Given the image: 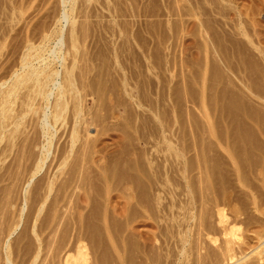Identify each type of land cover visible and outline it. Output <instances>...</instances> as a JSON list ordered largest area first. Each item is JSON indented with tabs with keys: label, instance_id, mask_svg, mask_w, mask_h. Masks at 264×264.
Masks as SVG:
<instances>
[{
	"label": "rangeland",
	"instance_id": "obj_1",
	"mask_svg": "<svg viewBox=\"0 0 264 264\" xmlns=\"http://www.w3.org/2000/svg\"><path fill=\"white\" fill-rule=\"evenodd\" d=\"M90 1H91V3H90ZM90 1H87V0H78L77 1V7L76 6H73L72 4H71V2H69V3H67L66 5L64 4V2H63V0H0V72L3 70V72L2 73H0V81H2V83L0 84V89L1 90H3L4 88V90H6L8 87H10L11 88V85L13 86V83H15V80L13 79V77H14V72H16L17 70L18 71H22V69H21V63H22V58H23V53H25V52H27V49L28 48H26V47H28V46H30V45H32V46H35L33 49L34 50H32L31 51V53H35V49H37L38 51H39V49L41 50V51H39L40 53H44L45 51V49H49L51 46H54L55 44H56V42H55V40H57V34H59V30H61V28H63V29H65L64 31H65V35L66 36H64L65 37V39H66V43H65V45L63 46V48H64V53H66V58L68 59H66V61L67 62H65L64 64H66V66H68L69 67V64L71 65V63L70 62H72V65H73V63L74 62H77L76 64L78 65H76L77 67H76V69H75V72H74V74L76 75V79L78 78V80H79V82H78V84H77V87L79 88V91L81 92H84V93H82L81 92V96H82V98H83V100L85 101V103L84 104H86V105H84L85 107H84V115H83V118L85 119V121L87 120V123H85V122H82V124H81V126H80V131H82L81 132V136H82V138H80V140L78 141V143L76 144L77 145V147L75 146V148L76 149H74V152L72 153V155L70 156V158H69V160H68V163L67 164H69V165H67V166H65V167H63L62 168V166L61 165H59L60 163H61V161L63 160V158L62 157H64L65 155H67V150H68V148H69V144H70V132H71V130H72V126H73V124H74V120H75V115L73 114V115H71L72 113H74L75 112V106H73V104L74 103H76L75 101L73 102V97L71 96L72 95V93L71 94H69V95H67L68 96V98H72V102H69V108H68V115L66 114V118H65V120H64V122L62 123V124H58V125H56V128L59 130L58 131V134L59 135H56L55 136V139H54V141H53V148H51V152H53V154L50 152V155H49V157H48V160L45 162V165L43 166V168H42V170L41 171H39L37 174L36 173H34V172H36V169H35V166H36V164L38 163L35 159L38 157V154H40L42 151H41V148H42V145L44 144V141H45V138H44V136L43 135H41V134H39V133H41V128H40V126L38 125V116H39V114H40V112L39 113H36V114H34L33 113V110L34 109H36L35 107L37 106L38 108V110L39 109H41L42 110V112H43V110H44V108H45V110H47L48 111V108H46L47 107V103H49V107H51V105H52V103L55 101V99H56V97H54V95H52L51 96V103H50V101L49 102H47L46 100L44 101L42 98H39L38 97V99H37V97H35L34 95H35V92H36V90H37V88L35 89V87L34 86H32L33 88H32V91L33 90H35V92L33 91H30L29 92V90H31V88H30V86L28 85V83L30 82H28V83H26L27 85H28V87L30 88V89H28V88H26L24 85H26V84H24L23 86L25 87V89H23V90H21L23 87H21V88H19L18 90H17V92L19 93L18 95H17V97L19 98V99H17V97H15L14 99L17 101H15V103H14V106L13 105H11L10 106V108H9V110L11 109V107H12V109H14L13 111H12V109L10 110V111H8V114L7 115H9V117L13 114V113H15L16 115H17V113L21 110H23L22 108H24V109H27V107L25 106V105H23V103L22 102H25V98H28V99H26V101L28 100V102H29V99H32L33 100V98L32 97H34L35 99H37L36 101H31L30 100V104L31 103H34V106H33V109H32V113H31V111L29 110V112H28V115H27V117H26V120L25 121H23L24 123V125H22L21 126V130H20V133H19V140H16V138L18 139V137H16L15 139H13L14 140V142L15 143H17L15 146L14 145H12L14 142L12 141L11 143V146H13V148L10 146V141L12 140H10L9 141V139L11 138L10 136V138L6 135L5 137H4V141L2 140L1 141V143H0V171H1V169H3L2 170V172H0V208L2 209H0V236L2 235V236H7V237H5L4 236V239L2 238V236L0 237V239H2L3 241H0L1 242V244L2 245H0V255H1V257H0V264H5L6 262H4L5 261V258H6V254H7V252H10V255L12 256V260H13V262L16 264H25V263H23V261H22V258L23 259H28L29 257L30 258H32V257H34L37 253H38V251H39V247L41 248H43V250H42V248L40 249V259L41 260H45L46 259V264H49V262H48V260L50 259V258H52L53 256H55V255H57L56 253H58V254H60V253H63L62 252V248L60 249V247H61V244L63 243V241L65 240V238L67 237V236H69L70 235V237L72 236L71 235V232H72V234L74 233V230H76L75 228L76 227H74V226H77V225H80L81 224V222H82V225L84 224V225H86V227H88V229H89V227H90V229H89V231H91V232H89L88 231V233L90 234V236H89V238H92V239H94V240H98V239H102V240H104L105 238V236L104 235H106V231H105V228H104V225L102 224L103 223V218H101L102 217V214H103V212L102 211H104L105 212V210H107L108 211V219H110L109 220V223H110V225H112V227L114 226V228H115V230L117 231H120V233L121 232H123L124 231V229L126 228V225L125 224H127L128 223V219H129V217L131 218V225H132V227H130V228H134L135 230L137 229V231L139 230V231H141V232H144L145 233V235H150L151 233H153L154 234V236H153V234H151V236H153V237H151V242L149 243V248H148V251H150L151 250V247L150 246H152L153 248H152V250L154 251L156 248L154 247L155 245L157 246V245H159L160 243H161V241H163L162 242V244H167V245H164V249H163V247H162V249H160L159 248V251L160 250H162V251H160V252H158L157 250H158V248H157V250H155V252H157V253H155L156 254V256H157V254L160 256V255H164L165 256V254L167 253V251H168V247L170 246V247H175V241L177 240V236H178V234H179V228L177 229V226L175 225V224H177L178 225V223H176L177 222V220H176V218L173 216L172 217V215L170 216L169 215V213H168V210L169 211H178V210H180V209H183L182 207L184 206V208L185 209H189V208H192L193 207V210H195L194 212H195V214H196V212H197V218L198 217H202V216H204V217H206V219H207V221L208 220H210V221H213V223L215 222V220H216V212H215V210L217 209V207H215V200L214 199H220L219 200V202H222V204L224 205V206H226V208H227V210H228V213L229 214H231V212L232 213H234V212H236V210H238V211H242L241 213H243V212H245V216L244 217H246V214H258V217H260L261 219H264V216H262L258 211H256L255 210V205H254V203H252L253 202V195L252 194H254L255 195V192H254V190H252L253 188L255 189V191L256 192H258V191H260V192H258L259 193V195H257L260 199L262 198V196L264 197V194H263V192H264V186H263V188H262V183H261V180L263 179V177H264V171H263V169H264V136H263V134H264V132H263V128H264V54L263 53H260V52H258V51H256L255 50V48L251 45V43H249V41L245 38V36H243V38H241L242 36L240 35H236V33H234L235 32V29H234V27L236 26V24L235 23H237V21L239 20V17L241 18V16L243 17V18H245L244 20H243V18H241V20H243V22L245 21V24H246V26H247V28L249 27V26H251V27H249L248 29H246V30H250V31H248L249 33H250V35L251 36H253V38H255L254 40H255V42H256V44H262V46L264 47V0H263V2H262V0H255V1H253V0H211V2H210V0H194L195 1V3H194V1L192 0H187V1H190V2H188L187 3V1L186 0H143L142 1V4L143 5H141V0H90ZM129 1V2H128ZM137 1H138V3H140V6H139V4L137 3ZM149 2V4H147L148 2ZM182 1V2H181ZM186 1V2H185ZM200 1V2H199ZM205 1V2H204ZM214 1V2H213ZM226 1V2H225ZM232 1V2H231ZM234 1V2H233ZM237 1V2H236ZM78 2H79V4H78ZM82 4H81V3ZM127 2L129 3V4H127ZM133 2V3H132ZM135 2V3H134ZM146 2V4H145V7H144V3ZM171 2V3H170ZM187 3L186 4V6H185V4L184 3ZM208 2V3H207ZM216 3V4H218V3H220V5L218 4V5H214L213 6V4H210V3ZM25 4V6H23L24 4ZM74 4L76 3V1L75 2H73ZM84 3V4H83ZM153 5H151V4ZM155 3V4H154ZM171 4V7L169 6L170 4ZM183 4V7H181L182 6V4ZM190 3V4H189ZM192 3V4H191ZM223 3V4H222ZM224 3L226 4V5H224ZM227 3H228V5H227ZM238 3V4H237ZM254 3V4H253ZM134 4V5H133ZM137 4V5H136ZM165 4H167V5H165ZM190 6H189V5ZM196 5L197 6V10H198V5H199V7L201 8H203V9H200L199 8V10H201V12L199 11V12H197V10H196V12L197 13H200V14H197L196 12H194V13H196V14H194L193 13V17H194V15H196V20H194L193 19V17L191 16L192 14H190L189 15V13H191V10L192 9H190L189 10V8L192 6V5ZM203 4V5H202ZM205 4V5H204ZM231 4H233V5H231L233 8L231 9L230 7V5ZM258 4V5H257ZM23 7H22V6ZM72 6V9L74 8V11L73 10H69V8ZM79 5V6H78ZM110 5V6H109ZM124 5V6H123ZM127 5V6H126ZM128 5H130V6H128ZM149 5V6H148ZM152 7H151V6ZM177 5L179 6L180 5V9H181V11L179 12V10L180 9H178V7H177ZM237 5L240 7V8H242V11L240 10V8L239 7H237ZM254 5H257V6H254ZM18 6V7H17ZM21 6V7H20ZM64 6V7H63ZM70 6V7H69ZM121 6H123V7H121ZM137 7V9H136V7ZM165 6V7H164ZM172 6H173V8H172ZM205 6H207L206 7V9L207 8H209L210 10H212V9H214V11L215 12H213L212 14L214 15H210V10H206L205 9ZM219 6L223 11L226 9L227 10V8H230L228 11H226L225 10V13H219L218 14V12H216V11H218V9H219V7L217 8V7ZM221 6H226L225 7V9H224V7H221ZM234 6L236 7V9L234 10ZM26 7V9H24ZM68 7V8H67ZM80 9H79V8ZM83 7H84V10H83ZM89 7V8H88ZM106 7H108L107 9H106ZM119 7V8H118ZM127 7V8H126ZM130 7V8H129ZM140 7V8H139ZM168 7H170L171 8V10L173 9V10H175V13H174V11L172 10H170ZM174 7H175V9H174ZM211 7H213L212 9H211ZM215 7V8H214ZM254 7H255V9H254ZM48 8H50V9H48ZM110 8V9H109ZM116 8H118V9H116ZM120 8H122L121 10H120ZM133 8H135L134 10H133ZM142 8V9H141ZM145 8H147L145 11H144V9ZM151 8V9H150ZM162 8V9H161ZM185 10H187V11H185ZM191 8H193V10H195L196 9V7L194 8V7H191ZM217 8V9H216ZM248 8H249V10H248ZM23 9V10H22ZM71 9V8H70ZM75 9H77L76 11H75ZM86 9V10H85ZM108 9H109V11H108ZM129 9V10H128ZM132 9V10H131ZM167 9V10H166ZM169 9V10H168ZM216 9V10H215ZM49 10V11H48ZM91 10V11H90ZM124 10H126V11H124ZM135 10H137V11H135ZM142 12L141 13V15H140V11ZM150 10H157L158 12H155V11H153V12H151ZM161 10H162V12H161ZM166 10V11H165ZM221 10V11H222ZM234 10V11H233ZM240 11V13H239V11ZM244 10H246V11H244ZM255 10V11H254ZM48 11V12H47ZM64 11H67V12H64ZM70 11V12H69ZM79 11H80V13H79ZM91 13H90V12ZM94 11V12H93ZM116 11H119V13L122 11H124V13H118V12H116ZM130 13H129V12ZM135 11V12H134ZM147 11V12H146ZM150 11V12H149ZM171 11V12H170ZM178 11V12H177ZM208 11V12H207ZM230 11V13H228ZM235 11H236V13H235ZM249 11H250V14H249ZM74 14H73V13ZM78 12V13H77ZM133 12V13H132ZM137 12H139V14L137 13ZM163 12H164V14H163ZM170 12V13H169ZM183 12H185V13H183ZM187 12V13H186ZM210 12V13H209ZM220 12V11H219ZM233 12H234V14H233ZM45 13V14H44ZM48 13V14H47ZM64 13H70V16H71V18H74V16H75V18L74 19H76V20H78V22L76 21V24H75V26L77 27H75L76 29H75V31L77 30V32H75V35H77V38L76 39H79L78 40V42L76 43V44H78L77 46H79L78 47V49H79V51L77 50V49H70L71 47H70V45H73V43H74V41L73 42H71V39H70V34H71V24L69 23V22H67L66 21V19H65V14ZM125 13H126V16L128 15V14H130V15H128L127 17L126 16H124L125 15ZM132 13V14H131ZM137 13V14H136ZM160 13V14H159ZM167 13H169V14H167ZM174 13V14H173ZM182 13V14H181ZM202 13H203V16H202ZM241 14L242 13V15L240 16V15H238V14ZM246 13L248 14V15H246ZM36 14V15H35ZM115 14V16H113ZM121 14H123V15H121ZM133 14H134V16H133ZM163 14V15H162ZM175 14H177V15H175ZM179 14H180V16H182L181 18L179 17ZM185 14V15H184ZM207 14V15H206ZM222 14H225L226 16H224V15H222ZM227 14H229V16L227 15ZM236 14V15H235ZM244 14V15H243ZM46 15V16H45ZM121 15V16H120ZM137 15H139L140 16V18H139V16H137ZM143 15V16H142ZM161 15V16H160ZM167 15H168V17H167ZM189 15V16H188ZM197 15H199L198 17H197ZM204 15H206V16H204ZM208 15H210V19H209V17H208ZM217 15V16H216ZM250 15V16H249ZM34 16V17H33ZM60 18H59V17ZM73 16V17H72ZM112 16V17H111ZM122 16H124V17H122ZM137 16V17H136ZM177 16V17H176ZM183 16H184V18H183ZM188 16V17H187ZM202 16V17H201ZM213 16V17H212ZM221 16V18H219ZM233 16V17H232ZM236 16H239L238 18L236 17ZM245 16V17H244ZM176 17V18H175ZM179 17V18H178ZM186 17V18H185ZM190 17H192V18H190ZM201 17V18H200ZM212 17V18H211ZM217 17V19H215ZM225 17V18H224ZM251 17V18H250ZM58 18H59V20H58ZM123 18V19H122ZM139 18V19H138ZM168 18V19H167ZM171 18H174V19H171ZM198 18H199V20H198ZM204 18V19H203ZM208 18V19H207ZM228 18H230V19H228ZM235 18V20H233ZM237 18V19H236ZM60 19L62 20V21H60ZM115 19V20H114ZM127 21H126V20ZM143 19H144V21H143ZM169 19H171V20H169ZM177 19H178V22H175V20L177 21ZM180 19V20H179ZM183 19H185L184 21H183V23H182V20ZM189 19V22L187 21ZM201 19H203V20H208V22H211L212 21V19H214V20H217V21H214L213 20V22H211L210 24H206L205 25V22L207 21H203L202 22V20ZM223 19V20H222ZM232 19V20H231ZM249 19V20H248ZM44 20H46V21H44ZM112 20H114V22L112 23ZM116 20H117V23H116ZM119 20V21H118ZM130 22H129V21ZM134 20V21H133ZM136 20V21H135ZM169 20V21H168ZM210 20V21H209ZM233 21L232 23H234V24H232V25H234V27L233 26H230L229 24V22L230 21ZM247 20V21H246ZM59 23H58V22ZM139 21V22H138ZM142 21V22H141ZM145 21H146V23H148L147 24V26H146V24H145ZM162 21V22H161ZM169 23H173V21L175 22V23H173L175 26V28L173 27H171V26H173V24H169ZM193 21H195V23L193 22ZM197 21V22H196ZM220 21V22H219ZM45 22V23H44ZM47 22V23H46ZM120 22V23H119ZM123 22H125V23H123ZM128 22H129V24H128ZM137 22V23H136ZM144 22V23H143ZM155 22V23H154ZM180 22V23H179ZM191 22V23H190ZM200 22L202 23V24H204V26L205 27H207L206 29L205 28H203V29H205L204 31H202V30H200L199 28V30H200V32H199V30L196 28V27H198V25L200 24ZM217 22V23H216ZM225 22L226 23H229V24H226L225 25ZM26 23H28V24H26ZM108 23V24H107ZM119 23V24H118ZM131 23V24H130ZM133 23H135V24H133ZM139 23H140V26L138 27V25H139ZM142 23H143V25H142ZM152 23V24H151ZM167 23V24H166ZM178 23V24H177ZM186 23H188V25L186 24ZM194 23V24H193ZM198 25H197V24ZM214 23V24H213ZM250 23V24H249ZM36 24H38V25H36ZM40 24V25H39ZM44 26V24H45V26H47V25H49V26H47V27H41L42 25ZM47 24V25H46ZM107 24V25H106ZM110 24V25H109ZM138 24V25H137ZM151 24V25H150ZM180 24V25H179ZM191 24V25H190ZM217 24V25H216ZM222 24V25H221ZM29 25V26H28ZM34 25V26H33ZM57 25V26H56ZM105 25V26H104ZM109 25V26H108ZM119 25V26H118ZM124 25V26H123ZM127 25H128V27H127ZM132 25V26H131ZM133 25H134V28H137V29H134L133 28ZM148 25H150L151 27H149ZM155 25V26H154ZM160 25V26H159ZM211 25V26H210ZM214 25V26H213ZM219 25H220V27H219ZM32 26V29L33 30H31V27ZM51 26V27H50ZM108 26V27H107ZM114 26V27H113ZM117 27V29H119V31L116 29V27ZM125 26H126V28H125ZM130 26V27H129ZM142 26V27H141ZM145 26H146V29H145ZM156 27L157 28V30H156V28H154V27ZM168 26H169V28H168ZM179 26H181V27H179ZM184 26V27H183ZM189 28V30L188 29H186L187 27ZM200 26H201V24H200ZM199 26V27H200ZM203 26V27H204ZM218 27V29H217V27ZM223 26V27H222ZM225 26V27H224ZM230 26V27H229ZM246 26H244L245 28H246ZM42 29H41V28ZM65 27V28H64ZM107 27V29H105ZM121 27H123L122 29H121ZM177 27H178V29H177ZM213 29H212V28ZM233 27V28H232ZM36 29V31H34L35 29ZM44 28H45V30H46V32H48V33H46V32H44L45 30H44ZM47 28H49V29H47ZM113 28H114V30H113ZM128 28H129V30H128ZM140 28V29H139ZM172 28V29H171ZM215 28H216V30H215ZM232 28V29H231ZM251 28V29H250ZM254 28V29H253ZM260 28V29H259ZM54 29V30H53ZM126 29V30H125ZM142 29V30H141ZM149 29V30H148ZM156 31H155V30ZM163 29H165L164 30V32L165 33H163ZM170 31H169V30ZM196 30V31H193V30ZM201 29H202V26H201ZM209 29V30H208ZM220 29V30H219ZM222 29V30H221ZM224 29V30H223ZM256 29V30H255ZM258 29V30H257ZM263 31H262V30ZM24 30H26V31H24ZM27 30H30V31H27ZM44 30V31H43ZM57 32H56V31ZM116 30V31H115ZM122 30V31H121ZM137 30H138V32H137ZM140 30V31H139ZM144 30H147V31H149V32H147V31H144ZM174 30V31H173ZM183 30V31H182ZM187 30V31H186ZM192 30V31H191ZM214 31V32H212V31ZM218 30H219V33H218ZM225 30H227V31H225ZM230 30L233 32L232 34H229V33H231L230 32ZM252 30V31H251ZM8 31V32H7ZM109 31H111V34H109L110 32ZM153 31V32H152ZM206 31V32H205ZM209 31H210V33H209ZM225 32V34H224V32ZM261 31H262V33H261ZM27 32V33H26ZM53 32V33H52ZM79 32V33H78ZM122 32V33H121ZM126 32V33H125ZM137 32V33H136ZM142 33V34H140V33ZM154 32H155V35H154ZM170 32V33H169ZM174 32V33H173ZM181 32V33H180ZM199 34H198V33ZM203 32H205V33H203ZM228 32V33H227ZM252 32H254L253 34H252ZM256 32V33H255ZM3 33H5V34H3ZM28 33H29V35H28ZM33 34V35H31V34ZM51 33V34H50ZM55 33H57L55 36H53ZM77 33V34H76ZM129 33V34H128ZM145 33V34H144ZM162 33H163V35H162ZM167 33V34H166ZM179 33V34H178ZM184 33H187V34H184ZM194 34L193 36H191V35H189V34ZM202 33V34H201ZM210 35H209V34ZM214 33V34H213ZM258 33V34H257ZM8 34V35H7ZM25 34H27V36L25 35ZM122 34H123V36H122ZM125 34V35H124ZM127 34V35H126ZM166 34V35H165ZM174 34V35H173ZM180 35L179 37H177L178 35ZM196 34V35H195ZM205 34H207V35H205ZM212 34V35H211ZM217 34V35H216ZM222 34V35H221ZM223 34H224V36H223ZM263 34V35H262ZM16 35V36H15ZM41 37H40V36ZM45 35L47 36H51L52 38H50V36H49V38H50V40H49V38H48V40L49 41H45V40H42V39H44L45 38ZM102 35H104V36H102ZM136 35H137V37H136ZM140 35V36H139ZM143 35V36H142ZM170 35H172V36H170ZM233 35V37H231ZM32 36V37H31ZM72 36V35H71ZM200 36V37H199ZM202 36V37H201ZM218 36V38H216ZM220 36V37H219ZM236 36H237V38H236ZM258 36V37H257ZM5 37V38H4ZM15 37H17V38H15ZM26 37V38H25ZM27 37H29V39L27 38ZM34 37V38H33ZM44 37V38H43ZM73 37V36H72ZM79 37V38H78ZM122 37H124L123 39H122ZM142 39H141V38ZM195 37H197V38H195ZM204 37V38H203ZM207 37V38H206ZM215 37V38H214ZM223 37V38H222ZM225 37V38H224ZM228 37V38H227ZM104 38V39H103ZM139 39V40H137V39ZM178 38H179V40H178ZM198 38H199V40H198ZM201 38H203V39H201ZM211 38V39H210ZM229 38H231V39H229ZM246 39L245 41L248 43V45H245V43H243V42H245L244 40H242V39ZM6 39V40H5ZM15 39V40H14ZM75 39V38H74ZM73 39V40H74ZM110 39V40H109ZM127 39V40H126ZM141 39V40H140ZM160 39V40H159ZM181 39V40H180ZM194 39H196V40H194ZM201 39V40H200ZM204 39H206V40H204ZM218 41H216V40ZM234 39V40H233ZM241 39V40H240ZM262 39H263V41H262ZM18 42H17V41ZM42 40V41H41ZM125 42H124V41ZM187 40V41H186ZM207 40H208V43H207ZM211 40V41H210ZM220 40V41H219ZM221 40H223V41H221ZM31 41V43L30 44H28L29 42ZM77 41V40H76ZM101 43H100V42ZM106 41V42H105ZM108 41V42H107ZM116 43H115V42ZM139 43H138V42ZM142 41V42H141ZM176 41H178V42H176ZM181 41V42H180ZM186 41V42H185ZM194 41H196V42H194ZM202 42V43H200V42ZM206 41V42H205ZM240 41V42H239ZM261 41V42H260ZM22 42V43H21ZM42 42V43H41ZM97 42H98V46L99 47H97ZM102 42H104V43H102ZM113 42V43H112ZM122 42V43H121ZM127 42V43H126ZM180 42V43H179ZM183 42H184V45H183ZM234 42V43H233ZM259 42V43H258ZM26 43H27V45H26ZM35 45H34V44ZM39 43H41V45L39 46ZM71 43V44H70ZM138 43V44H137ZM179 43V44H178ZM186 43V44H185ZM191 43V44H190ZM193 43H194V45H193ZM205 43H207V44H205ZM213 45H212V44ZM221 43V44H220ZM224 43V44H223ZM228 43V44H227ZM237 43H241V44H237ZM4 44V45H3ZM15 44V45H14ZM118 44H120V45H118ZM127 44V45H126ZM137 44V45H136ZM188 44L190 45V48H189V46H188ZM199 44V45H198ZM200 44H202V45H200ZM215 44H217V46L215 45ZM223 44V45H222ZM231 44V45H230ZM250 44V45H249ZM14 46V47H12V46ZM45 45V46H44ZM51 45V46H50ZM96 45V46H95ZM102 45V46H101ZM117 47H115V46ZM177 45V46H176ZM187 45V46H186ZM193 45V46H192ZM205 45L206 46H208V45H210V46H208V50L210 49V51H208L207 52V54H205L206 52H204L206 49L205 48H203V47H205ZM221 45V46H220ZM236 45H237V47H236ZM240 45L242 46V47H240ZM244 45V46H243ZM31 46V47H32ZM38 46V47H37ZM41 46H43V51H42V47ZM137 46L139 47V49H141L142 48V51H140L138 48H137ZM184 46V47H183ZM194 46H196V47H194ZM198 46H199V48H198ZM213 46H215L216 48L214 49V47ZM220 46V47H219ZM247 46H251L250 48L252 49V50H249L248 48H247ZM4 47V48H3ZM10 47L12 48L11 50H13V51H11L10 50ZM40 47V48H39ZM96 47V48H95ZM110 47V48H109ZM187 47V49H185ZM191 47H193V48H191ZM223 49H222V48ZM2 48V49H1ZM17 48H18V53H17ZM72 48H74V47H72ZM100 48V49H99ZM102 48V49H101ZM106 48H108L107 50H106ZM114 48V49H113ZM122 48V49H121ZM218 48V49H217ZM228 48V49H227ZM254 48V49H253ZM67 49H69V50H71L70 52H68V51H66ZM95 49H96V51H95ZM111 51H110V50ZM117 51H116V50ZM120 49V50H119ZM125 49V50H124ZM199 49H201V50H199ZM205 49V50H204ZM212 49V50H211ZM217 49V51L219 52V56L223 53V51H224V54H222L220 57H218V52L217 53H215L216 50ZM238 49V50H237ZM242 49V50H241ZM36 50V51H37ZM73 50H74V52H73ZM75 50H77V51H75ZM92 50V51H91ZM98 50V51H97ZM99 50H102V51H100L99 52ZM113 50V51H112ZM123 50V51H122ZM139 50V51H138ZM143 50L145 51V52H143ZM190 50V51H189ZM223 50V51H222ZM226 50V51H225ZM227 50H230V51H227ZM240 50H241V52H240ZM246 50V51H245ZM253 50H254V52H253ZM11 51V52H10ZM16 51V52H15ZM37 51V52H38ZM66 51V52H65ZM125 51V52H124ZM196 51V52H195ZM203 51V52H202ZM250 51H252V52H250ZM9 52V53H8ZM36 52V53H37ZM38 52V53H39ZM68 52V53H67ZM71 52H73L74 54H75V52L77 53V57H72V56H74V55H72L73 53H71ZM86 52H88V53H86ZM92 52H94V53H92ZM96 52V53H95ZM108 52V53H107ZM115 52H117V54L115 53ZM118 52H120V53H118ZM192 52V53H191ZM193 52H195L194 54H193ZM233 52V53H232ZM246 52H247V54H246ZM12 53V54H11ZM15 53V54H14ZM46 53H47V51L43 54V55H45L46 56ZM70 53V54H69ZM93 55H92V54ZM106 53V54H105ZM112 53H114V54H112ZM140 55H139V54ZM198 55H197V54ZM205 54V56H204V54ZM230 55H229V54ZM244 53V55H242ZM250 53H251V55H250ZM256 53H258V54H256ZM9 54V55H8ZM89 54V55H88ZM95 54H96V56H95ZM98 54H102L101 56L100 55H98ZM136 54V55H135ZM138 54V55H137ZM189 54V55H188ZM214 54V55H213ZM216 54V55H215ZM241 54V55H240ZM261 54V55H260ZM3 55V56H2ZM68 55V56H67ZM76 55V54H75ZM85 55H87V56H85ZM91 55V56H90ZM115 55V56H114ZM188 57H187V56ZM200 55V56H199ZM223 55H225V56H223ZM227 55H228V57H227ZM234 57H233V56ZM236 55L238 56L239 55V57H237V58H235L236 57ZM254 55V56H253ZM47 56H48V54H47ZM103 56V57H102ZM104 56H105V58H104ZM139 56V57H138ZM192 56V57H191ZM209 56H211V59H210V57ZM215 56V57H214ZM249 56V57H248ZM251 56H253V57H251ZM258 56H261L260 58L258 57ZM94 57V58H93ZM100 59H99V58ZM143 57V58H142ZM176 57V58H175ZM181 59H180V58ZM198 57V61L197 60H195V58H197ZM201 57V58H200ZM204 57V58H203ZM206 57V58H205ZM216 58L217 60H215L214 58ZM229 57H232V58H230L229 60H228V58ZM251 57V58H250ZM263 57V58H262ZM74 58H76V59H74ZM98 58V59H97ZM103 58H104V60H105V62H104V60H103ZM117 58V59H116ZM142 58V59H141ZM178 58V59H177ZM184 58H186L185 60H184ZM194 58V59H193ZM240 60H239V59ZM242 58V59H241ZM256 58V59H255ZM94 59V60H93ZM144 59V61H142ZM191 59H192V61H191ZM201 59V60H200ZM205 59V60H204ZM209 59V60H208ZM223 59V60H222ZM233 59V60H232ZM234 59H236V61L234 60ZM250 59V60H249ZM254 59H255V61H254ZM260 59V60H259ZM263 59V60H262ZM39 60H41V59H38V58H33V61H32V58H31V61L34 63V64H36V65H40L38 62H40ZM73 60H77V61H73ZM106 60L108 61V62H106ZM139 60V61H138ZM168 60L170 61V62H168ZM173 60H174V62H173ZM177 60V61H176ZM178 60H179V62H178ZM203 60H204V62H203ZM220 62H219V61ZM238 60H239V62H238ZM257 60V61H256ZM19 61L21 62V63H19ZM37 61V62H36ZM102 61H103V64H102ZM184 61V62H183ZM216 63H215V62ZM225 63H224V62ZM228 61H229V64H228ZM232 61V62H231ZM248 61V62H247ZM252 63H251V62ZM62 62V61H61ZM79 62V63H78ZM120 62H122L121 64H120ZM140 62V63H139ZM144 63V65H143V63ZM172 62V63H171ZM186 62H188V64L186 63ZM194 62H196V63H194ZM202 62V63H201ZM208 62V63H207ZM211 64H210V63ZM212 62H214V63H212ZM220 63V65H219V63ZM221 62H223V63H221ZM245 64H244V63ZM254 62V63H253ZM257 62V63H256ZM259 62V63H258ZM53 63H55L53 66H55V68H57V69H59V70H61L62 72H64L65 73V71H66V69H65V66H61V63H60V60H56V62H53ZM97 63H98V65H100V66H98L97 65ZM142 63V64H141ZM178 63H180V64H178ZM184 63V64H183ZM206 63H207V65H206ZM234 63H236L235 65H234ZM239 63V64H238ZM244 65H243V64ZM263 63V64H262ZM20 64V65H19ZM68 64V65H67ZM102 64V65H101ZM106 64V65H105ZM137 64H139V65H137ZM173 64V65H172ZM175 64H176V66H175ZM178 64V65H177ZM186 64V65H185ZM202 64V65H201ZM204 64L207 66V68H209V67H211L210 69H207L206 68V66H204ZM214 64V65H213ZM224 64L226 65V66H224ZM231 64H233V65H231ZM257 65L256 66V68H255V65ZM258 64H260V65H258ZM51 65V66H52ZM124 65V66H123ZM181 65H182V67H181ZM210 65V66H209ZM229 65V66H228ZM248 65V66H247ZM251 65V66H250ZM261 65H263V66H261ZM18 66H19V68H18ZM52 66V67H53ZM123 66V67H122ZM138 66V67H137ZM142 66H144V67H142ZM216 66V67H215ZM218 66V67H217ZM232 66V67H231ZM237 66V67H236ZM243 66V67H242ZM2 67H5V68H2ZM63 67V68H62ZM97 67H101L100 69L99 68H97ZM102 67H103V69H102ZM121 67V68H120ZM181 67V68H180ZM203 67H205L206 68V70H205V68L203 69ZM214 67H215V69H214ZM219 67H222V69L224 68V70H222L221 68H219ZM227 67H229L231 70H229V68H227ZM240 67V68H239ZM247 69L246 71H245V68ZM251 67V68H250ZM253 67V68H252ZM117 68V69H116ZM120 68V69H119ZM196 68V69H195ZM220 69V72L219 71H217V70H219ZM239 68V69H238ZM258 68V69H257ZM7 69V70H6ZM15 69V70H14ZM136 69H138V70H136ZM141 69H143L142 70V72H141ZM195 69V70H194ZM200 69H202V70H200ZM212 69V70H211ZM214 69V70H213ZM229 71H228V70ZM251 69V70H250ZM261 69V71L259 72L258 70H260ZM65 70V71H64ZM100 71V73H99V71ZM107 70V71H106ZM117 70V71H116ZM120 70V71H119ZM125 70V71H124ZM136 70V71H135ZM194 70V71H193ZM227 70V71H226ZM234 70V71H233ZM254 70V71H253ZM79 71V72H78ZM84 71V72H83ZM139 71H140V73L142 74H140L139 73ZM190 71H191V73H190ZM215 71V72H214ZM233 71V72H232ZM240 71H242V72H239ZM259 72L258 74L256 73V72ZM96 72H98L97 74L99 75V77H97L98 75H94V74H96ZM110 72V73H109ZM116 75V76H114L113 77V73ZM115 72H117V73H115ZM120 72H121V74L122 73H126V75L125 74H122V75H125L124 77L121 75V76H119L120 75ZM135 72V73H134ZM195 72H196V74H195ZM228 72V73H227ZM235 72V73H234ZM238 72V73H237ZM246 72V73H245ZM250 72H251V74H250ZM261 72H263V73H261ZM63 73V74H64ZM78 73V74H77ZM81 73V74H80ZM106 73H108V74H106ZM129 73V74H128ZM134 73V74H133ZM138 73V74H137ZM200 73V75H198ZM202 73V74H201ZM221 75H220V74ZM224 73V74H223ZM227 73V74H226ZM232 73V74H231ZM244 73V74H243ZM101 74V75H100ZM140 74V75H139ZM194 74L196 75V76H194ZM205 74H207L206 76H207V79H205L206 78V76L204 77V78H202L203 77V75H205ZM237 76H236V75ZM261 74H262V76H261ZM79 75V76H78ZM80 75H83V79H81L82 78V76H80ZM85 75V76H84ZM107 75V76H106ZM138 75V76H137ZM191 75H193V76H191ZM218 75H219V79H217L218 78ZM229 75V76H228ZM231 75V76H230ZM235 75V76H234ZM94 76V77H93ZM131 76V77H130ZM187 76V77H186ZM198 76V77H197ZM221 76V77H220ZM225 76V77H224ZM233 76V77H232ZM245 76V77H244ZM250 76V77H249ZM253 76V77H252ZM86 77H87V79H86ZM106 77V78H105ZM139 79H138V78ZM191 77V78H190ZM194 77V78H193ZM196 77V78H195ZM224 77V78H223ZM254 77H256V78H254ZM11 78V79H10ZM98 78V79H97ZM99 78H102V79H100L99 80ZM121 78V79H120ZM129 79V80H127V81H125L124 82V84L123 83H121V82H123L124 81V79ZM186 78V79H185ZM226 78V79H225ZM227 78H229V79H227ZM233 78V79H232ZM237 78H241L240 80H238ZM243 78V79H242ZM249 78V79H248ZM250 78H251V81H250ZM12 79H13V81H12ZM86 81H85V80ZM89 79V80H88ZM95 81H93V80ZM105 79V80H104ZM108 81H107V80ZM190 79V80H189ZM202 79V80H201ZM235 79V80H234ZM237 79V80H236ZM247 79V80H246ZM253 79H254V81H253ZM6 80H7V83H6ZM84 80V82L86 83V85H85V83L84 82H81V81H83ZM92 80V81H91ZM97 80V81H96ZM102 80V81H101ZM193 80V81H192ZM233 80V81H232ZM245 80V84H249L250 86H251V88H247L246 89V86H244L245 84L244 83H241V81L243 82ZM90 81V82H89ZM119 81H120V83H119ZM141 81V82H140ZM187 81V82H186ZM189 81V82H188ZM203 82V84H202V82ZM236 83H235V82ZM247 81H250V82H247ZM4 82V83H3ZM12 84H11V83ZM32 82V81H31ZM31 82H30V84H31ZM89 82V83H88ZM101 84H100V83ZM102 82H104L105 84H103ZM139 84H138V83ZM204 82H206V84H204ZM247 82V83H246ZM258 84H257V83ZM94 83H95V86H93L94 85ZM107 83V84H106ZM128 83V84H127ZM183 83H185V84H183ZM228 83V84H227ZM231 85H230V84ZM233 83V84H232ZM234 83H235V86L237 87V88H239L238 90H237V88H234L232 85H234ZM240 83V84H239ZM250 83H252V84H250ZM255 85H254V84ZM5 84V85H4ZM82 84V85H81ZM93 86V87H91V85ZM96 84H98V86L96 85ZM125 84H127L126 86H125V89H128V90H125L124 89V85ZM244 84V85H243ZM257 84V85H256ZM259 84H260V86H259ZM8 87H7V86ZM85 87H84V86ZM89 85V86H88ZM186 85H188V86H186ZM204 85H205V87H204ZM238 85V86H237ZM243 85V86H242ZM248 85V86H249ZM6 86V87H5ZM80 86V87H79ZM100 86V87H99ZM102 86V87H101ZM106 88V90H105V88ZM107 86V87H106ZM113 86H115L114 88H113ZM122 86V87H121ZM128 86V87H127ZM138 86V87H137ZM139 86H141V88L139 87ZM203 86V87H202ZM244 87V88H241V87ZM254 86H256V87H254ZM82 87V88H81ZM90 87V88H89ZM96 87V88H95ZM187 87V88H186ZM261 87V88H260ZM3 88V89H2ZM91 88H92V90L93 91H91ZM102 88H103V90H102ZM110 88V89H112V90H108V89ZM234 90H233V89ZM259 88V89H258ZM28 89V90H27ZM82 89V90H81ZM85 89V90H84ZM98 91H97V90ZM130 89V90H129ZM140 89V90H139ZM142 89V90H141ZM187 89V90H186ZM221 89H222V91H221ZM230 89H232V90H230ZM241 89V91H239ZM249 89V90H248ZM256 89H258V90H256ZM1 90H0V92H1ZM7 90H9V89H7ZM89 91V93H88V91ZM101 92H100V91ZM107 90H108V92H107ZM114 90V91H113ZM123 90V91H122ZM189 90V92H187ZM205 90V91H204ZM263 90V91H262ZM20 91V92H19ZM23 91V92H22ZM25 91V92H24ZM106 93H105V92ZM122 91V92H121ZM127 91V92H126ZM226 91H228V92H226ZM230 91V92H229ZM243 91V92H242ZM249 91V92H248ZM253 93H252V92ZM255 91V92H254ZM258 91V92H257ZM259 91H260V93H259ZM16 92V93H17ZM22 92V93H21ZM92 93V95H91V93ZM95 92V93H94ZM115 92V93H114ZM126 94H125V93ZM131 92V93H130ZM223 92V93H222ZM237 92V93H236ZM244 92H246V93H244ZM21 93V94H20ZM28 93H30V94H32V93H34V94H32V96H30V94H28ZM102 93H104V95L102 94ZM108 93V94H107ZM119 93V94H118ZM141 95H139V94ZM204 93V94H203ZM220 93V94H219ZM240 93H242V94H240ZM24 94V96L22 97V95ZM83 94V95H82ZM86 94H88V95H86ZM101 94V96H99ZM107 94V95H106ZM122 94V95H121ZM143 94V95H142ZM204 96H203V95ZM223 94V95H222ZM228 96H227V95ZM238 94H240V98H239V95ZM244 94V95H243ZM252 94V95H251ZM20 95V96H19ZM26 95H28V97L26 96ZM85 95H86V97H85ZM121 95V96H120ZM125 95V96H124ZM128 95V96H127ZM131 95H133L132 97H130ZM137 95H139L140 97L139 98H134V96H136V97H138ZM221 95V96H220ZM234 95H235V98L236 99H234ZM243 95V96H242ZM251 95V96H250ZM258 96V97H255L254 98V96ZM88 96V97H87ZM104 96H107L106 98L104 97ZM118 96H119V98H118ZM238 96V97H237ZM253 96V97H252ZM105 99H104V98ZM117 97V98H116ZM123 97V98H122ZM142 97V98H141ZM250 97L252 98V99H250ZM24 98V99H23ZM125 98V99H124ZM130 98V99H129ZM141 98V101L139 100ZM150 98L152 99V103H151V100H150ZM261 98V99H260ZM24 101H23V100ZM69 99V100H70ZM115 99V100H114ZM134 99H135V102H134ZM153 99H156V100H153ZM238 99V100H237ZM262 99H263V101H262ZM98 100H99V102H98ZM116 100H120V101H117V105L115 104V102H116ZM136 100H139V102H141V105H138L137 106V103H136ZM242 100V101H241ZM245 100V101H244ZM42 101V102H41ZM53 101V102H52ZM94 101V102H93ZM108 101V102H107ZM110 101V102H109ZM130 101V102H129ZM132 101V102H131ZM157 101V102H156ZM98 102V103H97ZM103 102V103H102ZM134 102V103H133ZM153 102H154V105H153ZM40 103H41V105H40ZM43 103V104H42ZM71 103H73V104H71ZM102 103V104H101ZM106 103H108V105L109 106H107V104ZM111 105H110V104ZM113 103V104H112ZM119 103H121V105H119ZM125 103H126V105H125ZM129 105H128V104ZM158 103L159 105H160V107H159V105L156 104ZM7 104H13V102H9V103H7ZM6 104V107L8 108V106L9 105H7ZM19 104V105H18ZM36 104V105H35ZM96 104H100L99 105V107H98V105H96ZM104 104V105H103ZM125 105L126 106V109H125V106H122V105ZM244 106H243V105ZM246 104H248V106H246ZM23 105V106H22ZM74 105H76V104H74ZM116 105V106H115ZM131 105V106H130ZM151 105H153V108L151 107ZM25 106V107H24ZM44 106V107H43ZM101 106V107H100ZM140 106V107H139ZM154 106H155V108L157 109H155L154 108ZM251 108H250V107ZM0 107H2L1 106V104H0ZM21 107V108H20ZM29 107V106H28ZM95 107H96V109L97 108H99V113H98V109L96 110L95 109ZM103 107V108H102ZM104 107H106V108H104ZM124 107V108H123ZM131 107V108H130ZM137 107H139V108H137ZM6 108V110H8ZM72 108L74 109V110H72ZM113 108V109H112ZM114 108H115V110H114ZM128 108H130V110L132 111H130ZM245 108V109H244ZM251 110H249V109ZM71 109V110H70ZM106 109H108L107 110V115L105 114V112H106ZM111 109V110H110ZM124 109V110H123ZM154 109V110H153ZM246 109H247V111H246ZM41 110H39V111H41ZM87 110V111H86ZM90 110L92 111L93 110V113H91L90 112ZM103 110H104V112H103ZM124 112H123V111ZM160 110V111H159ZM253 110H255V111H253ZM17 111V112H16ZM20 111V112H21ZM70 111V112H69ZM71 111H73V112H71ZM88 113H86V112ZM101 111V112H100ZM111 111V112H110ZM112 111H113V113H112ZM153 111V112H152ZM154 111H156V113L157 114H155V112ZM232 111V112H231ZM249 111V112H248ZM0 112H1V109H0ZM9 112H10V114H9ZM19 112V113H20ZM110 112V113H109ZM126 112V113H125ZM137 112V113H136ZM245 112H247V113H245ZM70 113V114H69ZM119 113V114H118ZM128 113H130V114H128ZM131 113H133V114H131ZM161 113V114H160ZM258 113H259V115H258ZM14 114V115H15ZM91 114H92V116H91ZM94 114L98 117H94ZM98 114H101V116L100 115H98ZM109 114V115H108ZM112 114V115H111ZM121 114V115H120ZM128 114V116H127V118L125 117V116H123V115H127ZM153 114V115H152ZM236 114V115H235ZM250 114V115H249ZM258 116H257V115ZM261 114V115H260ZM15 115V116H16ZM30 115V116H29ZM32 115V116H31ZM86 115H88L87 117H86ZM105 117H104V116ZM114 115V116H113ZM133 115V116H132ZM156 115V116H155ZM157 115H158V117H157ZM159 115L161 116V118L159 117ZM229 117H228V116ZM244 115V116H243ZM13 116V115H12ZM11 116V120L8 118V120H6V124H9V120H10V122H11V125H15V124H13L12 122L14 121V117L15 116H13L12 117ZM36 116V117H35ZM85 116V117H84ZM110 116V117H109ZM111 116H112V118H111ZM239 116V117H238ZM247 116H249V117H247ZM252 116V117H251ZM256 116V118H255V121H254V118L253 117H255ZM261 116H263V117H261ZM74 117V118H73ZM92 117V118H91ZM103 117H104V119H103ZM126 118V119H124V118ZM129 117V118H128ZM132 117H134V118H132ZM149 117H150V119H149ZM152 117V118H151ZM155 117V118H154ZM236 117V118H235ZM251 117V120L249 119ZM260 117V118H259ZM31 118V119H30ZM33 118H36L34 121H32L33 120ZM69 118H72V120H69ZM93 118L95 119V121L93 120ZM108 118H110L109 120L107 119V121H106V119ZM157 118V119H156ZM171 118L173 119V120H171ZM229 118V119H228ZM231 118V119H230ZM258 118V119H257ZM13 119V120H12ZM97 119V120H96ZM98 119H99V122H98ZM103 119V120H102ZM121 119V120H120ZM123 119H124V121H123ZM150 121H149V120ZM153 119V120H152ZM161 121H160V120ZM30 120V121H29ZM92 120V121H91ZM102 120V121H101ZM105 120V121H104ZM111 120V121H110ZM120 120V121H119ZM131 120H132V122H131ZM134 120V121H133ZM253 120V121H252ZM258 120V121H257ZM70 121H71V123H70ZM100 121H101V123H100ZM146 121V122H145ZM148 121V122H147ZM154 121V122H153ZM226 121H227V123H226ZM257 121V122H256ZM261 121H262V123H261ZM33 122V123H32ZM68 123L67 125H66V123ZM90 122V123H89ZM93 124H92V123ZM120 124H119V123ZM126 124H125V123ZM143 122V123H142ZM157 122V123H156ZM231 122V123H230ZM27 125H26V124ZM32 123V124H31ZM85 123V124H84ZM90 125H89V124ZM95 123V124H94ZM98 123H99V125H98ZM107 123V124H106ZM110 123V124H109ZM113 123H115V124H113ZM133 125H132V124ZM141 123V124H140ZM153 123H154V125H153ZM163 123L165 124V125H163ZM170 123V124H169ZM172 123V124H171ZM254 123V124H253ZM97 124V125H96ZM101 124H102V127H101ZM104 124V125H103ZM129 126H128V125ZM137 124V125H136ZM143 124V125H142ZM149 124V125H148ZM152 124V125H151ZM168 124V125H167ZM212 124V125H211ZM234 124V125H233ZM250 126H249V125ZM10 125V126H11ZM36 125V126H35ZM62 125V126H61ZM83 125V126H82ZM87 125V126H86ZM89 125V126H88ZM105 125H106V127H107V129L108 128H111V130L110 129H106V127H105ZM109 125V126H108ZM112 125H114V126H112ZM122 125H124V126H122ZM142 125V127H139V126H141ZM156 125V126H155ZM157 125H161V126H157ZM163 125V126H162ZM228 125V126H227ZM260 125L263 127H260ZM9 126V129L11 128ZM29 126V127H28ZM64 126V127H63ZM121 126V127H120ZM126 126V128H124ZM130 126L133 128V126H134V130L132 129V128H130ZM146 126V127H145ZM153 126L155 127V128H153ZM230 126V127H229ZM234 126V127H233ZM256 126V127H255ZM15 126H12V128H14ZM27 127H28V129L29 130H27ZM33 127H35V128H33ZM60 127V128H59ZM62 127V128H61ZM81 127H82V129H81ZM83 127H85V129H84V131H83ZM86 127L89 129V131H88V129H86ZM105 129H104V128ZM114 127V128H113ZM116 127V128H115ZM119 127H120V129H119ZM164 127H170V128H164ZM231 127H233V128H231ZM261 129H263V130H261V132L263 133H261L260 131H259V128ZM102 128V129H101ZM130 129V130H126V129ZM142 128V129H141ZM144 128V129H143ZM151 128V129H150ZM155 129L156 130V133H158V134H156L155 133V130H153V129ZM158 128H159V130H158ZM227 128V129H226ZM68 129H69V131H68ZM100 129H101V131H100ZM104 129V130H103ZM149 129V130H148ZM167 129H169V130H167ZM232 129V130H231ZM256 129H258L257 131H256ZM87 130V131H86ZM103 130V131H102ZM133 130V131H132ZM139 130H141V131H139ZM145 130V131H144ZM166 130V131H165ZM235 130H237L238 131V133L237 132H235ZM248 130H249V132H248ZM26 131V132H25ZM31 131V132H30ZM33 131V132H32ZM107 131V132H106ZM124 131V132H123ZM127 131V132H126ZM132 131V132H131ZM148 131V133H145V132H147ZM158 131V132H157ZM161 131H163V133L161 132ZM172 131V133H170ZM234 131V132H233ZM32 133V134H30V133ZM35 132H37V133H35ZM84 132V133H83ZM89 132V133H88ZM131 132V133H130ZM140 133V134H138V133ZM143 134H142V133ZM228 132V133H227ZM26 133L28 134V135H26ZM62 133V134H61ZM91 133V134H90ZM94 133H95V136H94ZM98 133V134H97ZM99 133H102V134H99ZM103 133H104V135H103ZM106 133H108V134H106ZM131 135H130V134ZM136 133V134H135ZM164 133H166V134H164ZM174 133V134H173ZM227 133V134H226ZM236 135H235V134ZM259 135H258V134ZM8 134V133H7ZM23 136H22V135ZM30 134V135H29ZM34 134V135H33ZM86 136H85V135ZM89 134V135H88ZM93 134V135H92ZM122 136L121 138L122 139H120L119 137H120V135ZM145 134H147V135H145ZM151 134V135H150ZM173 134V135H172ZM229 134H231V135H229ZM242 137V138H244V139H242L239 135ZM252 134H253V137H252ZM262 134V135H261ZM8 135H10V134H8ZM96 135H97V137H96ZM103 135V136H102ZM113 135V136H112ZM116 135H118V136H116ZM130 137H129V136ZM140 135V136H139ZM145 135V136H144ZM150 135V136H149ZM154 135V136H153ZM158 135H160V136H158ZM162 135V136H161ZM164 135L166 136V137H164ZM172 135V136H171ZM226 135V136H225ZM258 136L257 138H255L256 136ZM27 136V137H26ZM29 136V137H28ZM34 136V137H33ZM36 136V137H35ZM38 136H43L42 138H40V137H38ZM59 136H60V139H58V141H57V137L59 138ZM92 136V137H91ZM115 136V137H114ZM125 136V137H124ZM153 136V137H152ZM156 136V137H155ZM171 138H169V137ZM228 136H229V141H228ZM232 136V137H231ZM20 137L22 138V139H20ZM102 139H101V138ZM106 137V138H105ZM124 137V138H123ZM134 137V138H133ZM136 137V138H135ZM141 137V138H140ZM146 137L147 138H149V139H146ZM151 137V138H150ZM155 137V139L153 140L152 138H154ZM164 137V138H163ZM225 137H226V139H225ZM231 137V138H230ZM239 137V138H238ZM260 137H262V139H260ZM6 138V139H5ZM25 140H24V139ZM28 140H27V139ZM36 138V141L34 140V139ZM39 138V139H38ZM100 138V139H99ZM113 140H112V139ZM131 140H130V139ZM143 138V139H142ZM167 138V139H166ZM232 138H233V141H232ZM250 138H251V140H250ZM31 139V140H30ZM38 139V140H37ZM128 139V140H127ZM152 139V140H151ZM8 140V141H7ZM16 140V141H15ZM24 140V141H23ZM34 140V141H33ZM87 140V141H86ZM89 140V141H88ZM101 142H100V141ZM104 140V141H103ZM122 140V141H121ZM127 140V141H126ZM139 140V141H138ZM141 140V141H140ZM148 140H149V142H148ZM168 140V141H167ZM260 140V141H259ZM7 141V142H6ZM19 141V142H18ZM23 141V142H22ZM56 141V142H55ZM63 141V142H62ZM68 141V142H67ZM83 141V142H82ZM105 141H107V142H105ZM116 141H121V143L119 142V144L116 142ZM126 141V142H125ZM130 141H132L133 143L131 144V142ZM145 141V142H144ZM152 141V142H151ZM170 141V142H169ZM230 141H232V142H230ZM246 141V142H245ZM249 141V142H248ZM262 141V142H261ZM38 142V143H37ZM88 142V143H87ZM93 142V143H92ZM104 142V143H103ZM138 142V143H137ZM146 142H147V144H146ZM169 142V143H168ZM236 143V145H235V143ZM245 142V143H244ZM253 142H256V143H254L253 144ZM260 144H259V143ZM7 143V144H6ZM22 143H24V144H22ZM33 145H32V144ZM41 143V144H40ZM57 143V144H56ZM63 145H62V144ZM84 143V144H83ZM87 143V144H86ZM92 143V144H91ZM123 143H126L125 145H126V147H125V145L123 144ZM140 143V144H139ZM144 143V144H143ZM157 143V144H156ZM173 143V144H172ZM246 143H249L248 145L246 144ZM18 144H21L22 145V147H20V145L19 146H17ZM90 144V145H89ZM98 144V145H97ZM100 144V145H99ZM114 144V145H113ZM118 146H116V145ZM123 144V145H122ZM233 145L232 147H231V145ZM240 144H242V146H240ZM251 144H253V146L251 145ZM261 144H263V145H261ZM5 145V146H4ZM28 145V146H27ZM31 145V146H30ZM37 145L39 146V147H37ZM80 145V147H78ZM88 145V146H87ZM95 145V146H94ZM103 145V146H102ZM108 145V147H106ZM133 145V146H132ZM134 145L136 146V147H134ZM175 146V147H173V146ZM227 145V146H226ZM245 145H247V146H245ZM261 145V146H260ZM41 146V147H40ZM58 148H57V147ZM63 146V147H62ZM92 146H93V148H95V149H91L92 148ZM97 146V147H96ZM102 146V147H101ZM110 146V147H109ZM113 146H114V148H113ZM120 146V147H119ZM139 146V148H137ZM169 146V147H168ZM239 146V147H238ZM245 146V147H244ZM259 146V148H257V147ZM7 147V148H6ZM9 147H10V149H9ZM15 147V148H14ZM18 149H17V148ZM27 147V148H26ZM61 147V148H60ZM84 147V148H83ZM91 147V148H90ZM112 147V148H111ZM155 147H156V149H155ZM172 147V148H171ZM228 148V150H226V148ZM237 148V149H234L233 150V148ZM254 147V148H253ZM19 148H20V150H19ZM23 148V149H22ZM29 148H30V150H29ZM37 148V149H36ZM40 148V149H39ZM55 148V149H54ZM79 150H78V149ZM91 149V151H90V149ZM97 148H99V149H97ZM106 148V149H105ZM108 148H111V149H114V150H116L115 152H114V150H111V149H108ZM124 148V149H123ZM126 148V149H125ZM134 148V149H133ZM175 148V149H174ZM240 148V149H239ZM251 148V149H250ZM12 149L14 150V151H12ZM63 149V150H62ZM107 149H108V151H107ZM121 149V150H120ZM123 149V150H122ZM129 149V150H128ZM138 149H139V151H138ZM173 149V150H172ZM258 149V150H257ZM11 150V151H10ZM22 150V151H21ZM25 150L27 151V152H25ZM34 151V155H33V151ZM37 150V151H36ZM40 150V151H39ZM54 150H55V153H54ZM57 150V151H56ZM59 150V151H58ZM63 151V153H62V151ZM66 150V151H65ZM76 150V151H75ZM81 150V151H80ZM106 151V152H104V151ZM136 150V151H135ZM235 150H237V152H235ZM247 150H251V152L249 153V151H247ZM253 150V151H252ZM262 150V151H261ZM6 151L7 152H10V153H8V154H6ZM84 151V152H83ZM90 151V152H89ZM94 153H93V152ZM97 151V152H96ZM122 151H124V152H122ZM129 151H130V153H129ZM144 151V152H143ZM150 151V152H149ZM243 151V152H242ZM245 151H247L248 152V154H247V152L245 153ZM258 151V152H257ZM14 152H16L15 154H13ZM19 154H18V153ZM31 152H32V154H31ZM66 152V153H65ZM102 152H104V153H102ZM110 152V153H109ZM118 152H122V153H118ZM128 154H127V153ZM133 152V153H132ZM173 152V153H172ZM227 152V153H226ZM231 154H234V156H237V158H241V160H243L242 161V163L244 164V167H243V164H242V167L243 168H241V170L243 169V171L241 172L242 173V175H245V178H242L243 180L241 181L240 180V178H241V176L239 177V174H238V172L235 170L236 168L235 167H233V166H235L234 164H231V163H233V159H232V157L231 156H229L230 155V153ZM234 152V153H233ZM254 152V153H253ZM257 152V153H256ZM21 153V154H20ZM29 155H28V154ZM60 153V154H59ZM79 153V154H78ZM82 153V154H81ZM89 153V154H88ZM93 153V154H92ZM98 153V154H97ZM112 153H114V154H112ZM137 153V154H136ZM138 153H141V154H138ZM146 153V154H145ZM178 153V154H177ZM246 155H248V157L246 158V156H245V154ZM261 153H262V155H261ZM3 154V155H2ZM11 154V155H10ZM58 154V155H57ZM75 155V157H74V155ZM86 154V155H85ZM106 154V155H105ZM117 154V155H116ZM124 155V156H122V155ZM130 154V155H129ZM133 154V155H132ZM173 156H172V155ZM176 154V155H175ZM238 154V155H237ZM239 154H240V156H239ZM253 154V155H252ZM9 155V157H7ZM16 157H14V156ZM42 155V154H41ZM41 155H39V156H41ZM76 155H78V156H76ZM81 155H83V156H81ZM88 155V157H86ZM91 155V156H90ZM96 155H97V157H96ZM101 155V156H100ZM103 155V156H102ZM110 157H109V156ZM134 156V158L132 157V156ZM142 155H144V156H142ZM145 155H146V157H145ZM149 155V156H148ZM178 155V156H177ZM243 157H242V156ZM249 155H251V156H249ZM255 155H258V156H255ZM22 156H24V157H22ZM29 158H28V157ZM33 158H32V157ZM36 156V157H35ZM54 156V157H53ZM108 156V157H107ZM121 156V157H120ZM126 156V157H125ZM129 156V157H128ZM138 156V157H137ZM141 156V157H140ZM154 158H153V157ZM239 156V157H238ZM260 156H262L261 158H262V160H261V158H260ZM13 157V158H12ZM20 157V158H19ZM26 157V158H25ZM32 159H31V158ZM58 157H61V158H58ZM73 157H74V159H73ZM78 157V158H77ZM91 158V160H90V158ZM94 157V158H93ZM117 157V158H116ZM141 159H140V158ZM148 157V158H147ZM152 157V158H151ZM251 157V158H250ZM255 158V161H254V159L253 158ZM257 157H259V158H257ZM6 158V159H5ZM19 158V159H18ZM21 158H23V159H21ZM54 158V159H53ZM56 158V159H55ZM72 158V159H71ZM87 158V159H86ZM93 158V159H92ZM99 158V159H98ZM111 160H110V159ZM123 158V159H122ZM138 158V160H136ZM145 158V159H144ZM147 158V159H146ZM14 159H16L15 160V162H14ZM18 159V160H17ZM26 161H25V160ZM62 159V160H61ZM89 159V160H88ZM96 159H98V160H96ZM103 159V160H102ZM113 159H114V161H113ZM116 159V160H115ZM118 159V160H117ZM128 159V161L126 162V160ZM133 159V160H132ZM149 159V160H148ZM246 159H248V160H246ZM259 159V160H258ZM3 160V161H2ZM5 160V161H4ZM9 160V161H8ZM13 160V161H12ZM28 160V161H27ZM35 161L36 162V164H35V162L33 163L32 161ZM71 160V161H70ZM81 160V161H80ZM84 160V161H83ZM88 160V161H87ZM101 160V161H100ZM108 160V161H107ZM129 160H131V161H129ZM134 160H136V161H134ZM145 160V161H144ZM241 160H239V161H241ZM253 160V161H252ZM18 161H19V163H18ZM23 161V163H21ZM27 163H29L30 165H28V163L26 164L25 162ZM99 161V162H98ZM126 163H125V162ZM134 161V162H133ZM52 162V163H51ZM79 162V163H78ZM93 162V163H92ZM96 162V163H95ZM101 162V163H100ZM122 162V163H121ZM128 162H130L129 164H128ZM137 162V163H136ZM147 164H146V163ZM151 162H152V164H151ZM245 162H246V164H245ZM258 162V163H257ZM7 163V165H8V167L5 165ZM25 163V164H24ZM76 163V164H75ZM80 165H78V164ZM85 165H84V164ZM108 163V164H107ZM134 163V164H133ZM139 163H142V164H139ZM150 164V166H148L149 164ZM13 164V165H12ZM19 166H18V165ZM92 164V165H91ZM130 164H132V165H130ZM139 164V166H141L142 168H139V169H141V171L138 169V167H137V165ZM154 164V165H153ZM252 164V165H251ZM259 164V165H258ZM3 165V166H2ZM20 165H21V167H20ZM24 165V166H23ZM26 165H28V166H26ZM78 167H77V166ZM87 165V166H86ZM89 165V166H88ZM94 165V166H93ZM97 165V166H96ZM102 165V166H101ZM114 165V166H113ZM117 165H119L120 167H118ZM127 165H130L129 166V168H128V166ZM135 165V166H134ZM147 165V167H144V166H146ZM157 165V166H156ZM171 165V166H170ZM251 167H250V166ZM7 168H6V167ZM29 166H30V168H29ZM48 166V167H47ZM56 166V167H55ZM59 166H61V168L59 167ZM70 166V167H69ZM76 166V167H75ZM99 166H101L99 169L97 168V167H99ZM104 166V167H103ZM111 166V168H109ZM113 166V167H112ZM126 166V167H125ZM155 166V167H154ZM232 166V167H231ZM246 166H247V168H246ZM256 166H257V169H256ZM262 166V167H261ZM20 169H19V168ZM28 167V168H27ZM90 169H89V168ZM107 167V168H106ZM124 167V168H123ZM134 167H136V168H134ZM152 170H150L149 168ZM172 167H173V171H172ZM250 167V168H249ZM253 167H254V169H253ZM261 167V168H260ZM16 168V169H15ZM25 170H24V169ZM62 169L61 171L62 172H58V171H60V169ZM65 168H66V170H65ZM76 168V169H75ZM94 168H97V169H95L94 170ZM102 168V169H101ZM109 168V169H108ZM116 168V169H115ZM121 168H123V169H121ZM127 168V169H126ZM143 168H144V170H143ZM232 168V169H231ZM234 168V169H233ZM251 168H252V171H251ZM12 169V170H11ZM28 169V170H27ZM30 169V170H29ZM35 169V170H34ZM83 169H84V172H83ZM105 169V170H104ZM108 169V170H107ZM120 169V170H119ZM129 169H131V171L129 170ZM133 169H134V171H133ZM154 169V170H153ZM155 169H158V171L157 170H155ZM247 169V170H246ZM7 170V171H6ZM22 170H24L23 172H22ZM46 170V171H45ZM58 170V171H57ZM75 170H76V172H75ZM79 170V171H78ZM99 170H101V171H99ZM111 170V171H110ZM124 170H126V171H124ZM148 170H150V171H148ZM233 170H235L236 172L235 173H232L233 172ZM245 170V171H244ZM7 173H6V172ZM34 171V172H33ZM65 171H67V172H69V173H67V172H65ZM72 171V172H71ZM86 171H87V173H86ZM106 171V172H105ZM109 173H108V172ZM122 172V171H124V172H122V173H120V172ZM137 172V174H136V172ZM144 171V172H143ZM147 171V172H146ZM247 171V173H245ZM256 171V172H255ZM258 171H260V172H258ZM10 172V173H9ZM14 172V173H13ZM26 172V173H25ZM73 172H75V174L73 173ZM78 172V173H77ZM83 174H82V173ZM90 172V173H89ZM93 172V173H92ZM97 172V173H96ZM100 172H102V173H104V174H101ZM117 174H116V173ZM125 172H128V174L127 173H125ZM153 172V173H152ZM157 172V173H156ZM244 172V173H243ZM253 172V173H252ZM255 172V173H254ZM12 173H13V175H12ZM40 173V174H39ZM46 175H45V174ZM111 173V174H110ZM112 173H114V175L112 174ZM127 174V175H125V174ZM144 173V174H143ZM146 173V174H145ZM151 173V174H150ZM154 173H156V174H154ZM215 174V176L214 175H212V174ZM261 173V174H260ZM6 174H7V176H6ZM9 174V175H8ZM15 174V175H14ZM34 176H32V175ZM61 174V175H60ZM63 174V175H62ZM67 174V175H66ZM74 174V175H73ZM79 174H80V177H79ZM87 176H86V175ZM91 174H93L92 175V179H91ZM98 176H97V175ZM108 174V175H107ZM119 174V175H118ZM123 174V175H122ZM138 174L141 176H138ZM148 174V175H147ZM150 174V175H149ZM234 176H233V175ZM238 174V175H237ZM249 174H251V175H249ZM253 174H255V175H253ZM6 178H4L3 176ZM17 175V176H16ZM26 177H25V176ZM69 175H71V177H73L71 180H70V176ZM85 175V176H84ZM103 175V176H102ZM106 175H107V178H108V180H109V182L107 181V179H106ZM112 175V176H111ZM147 175V176H146ZM235 175H237V176H235ZM9 176H11V177H9ZM20 176L22 177L21 179H20ZM30 176V177H29ZM43 176H45V177H43ZM62 176H63V178H62ZM69 178H68V177ZM82 176V177H81ZM109 176V177H108ZM120 176V179L118 178ZM125 176H128V177H125ZM135 176H136V179H135ZM189 176V177H188ZM210 176V177H209ZM261 176H263V177H261ZM8 177L10 178L9 180H11V181H9L8 180ZM14 177V178H13ZM19 177V178H18ZM24 177V178H23ZM39 177V178H38ZM58 177V178H57ZM64 177H66V178H64ZM75 177V178H74ZM76 177H77V179H76ZM83 177H85V179L83 180V179H81V181H80V178H83ZM95 177V178H94ZM111 177H114V179H112ZM122 177V178H121ZM123 177H124V179H126V182H125V180L123 179ZM130 177V178H129ZM151 177V178H150ZM153 177V178H152ZM155 177V178H154ZM213 179H215V180H213ZM238 177V178H237ZM244 177V176H243ZM3 178H4V181H3ZM27 178H28V180H27ZM41 178L43 179V180H41ZM45 178V179H44ZM60 178H61V180H60ZM87 178V179H86ZM97 178V179H96ZM105 178V179H104ZM150 180H149V179ZM159 178H160V180H159ZM248 178V179H247ZM249 178H250V180H252V182L249 180ZM260 178H261V180H260ZM23 179V180H22ZM24 179H26V180H24ZM38 179H39V181H38ZM53 179H55V181H59V182H57V183H55L54 184V187H53V190H54V188H55V191H53L52 190V192H51V194H50V198L48 197L47 198V196H46V194H48L47 193V190H48V188L46 189V187H48V183L50 182V180H53ZM68 179V180H67ZM75 179H76V181H75ZM99 179V180H98ZM110 179H111V181H110ZM117 179V180H116ZM134 179V180H133ZM214 181V182H211L212 180ZM220 179V180H219ZM236 179V180H235ZM17 180V181H16ZM31 180V181H30ZM35 180V181H34ZM44 180H45V182H44ZM49 180V181H48ZM79 180V181H78ZM85 180H86V182H87V185H86V182H85ZM88 180V181H87ZM106 180V181H105ZM118 180H120V181H118ZM140 180V181H139ZM143 180V181H142ZM157 180V181H156ZM246 180H248L249 181V183H251V184H249L248 186H246L247 184H248V181H246ZM260 180V181H259ZM264 180V179H263ZM14 181V182H13ZM18 181H19V183H18ZM22 181H23V183H22ZM42 181V182H41ZM48 181V182H47ZM65 181V182H64ZM72 181V182H71ZM102 181V182H101ZM118 182V184H116L117 182ZM123 181V182H122ZM129 181V182H128ZM142 181V182H141ZM150 181V182H149ZM159 181H160V183H159ZM218 181V184L216 183ZM237 181H239V182H237ZM241 181V182H240ZM244 181L247 183V184H245L244 183ZM256 181V182H255ZM24 182H25V184H24ZM38 182V183H37ZM40 182V183H39ZM62 183V184H59V183ZM67 182V183H66ZM69 182V183H68ZM76 182V183H75ZM96 182H97V184H96ZM112 182L114 183L113 185H112ZM133 182V183H132ZM134 182H136V183H134ZM144 182H145V185H144ZM149 182V183H148ZM152 182H153V184H152ZM184 182H185V184H184ZM191 184V187H190V184ZM223 182V183H222ZM259 182V183H258ZM263 183H264V181H262ZM16 185H15V184ZM20 183H22V186H21V184ZM32 185H30V184ZM66 183V184H65ZM73 183V184H72ZM82 185H81V184ZM84 183V184H83ZM111 183V184H110ZM130 183V184H129ZM138 183V184H137ZM142 183V184H141ZM214 185H213V184ZM238 183L239 184H241L240 185V187H239V185H238ZM258 183V184H257ZM6 186H5V185ZM17 184H18V186H17ZM46 184V185H45ZM75 184V185H74ZM102 184V185H101ZM104 184V185H103ZM107 184V185H106ZM121 184V185H120ZM126 184V185H125ZM142 186H141V185ZM151 184V185H150ZM210 184H211V186H210ZM260 184H262L261 185V188H259V186H260ZM8 185V186H7ZM63 185V186H62ZM67 185V186H66ZM85 185V186H84ZM100 185V186H99ZM134 185H138L137 187L136 186H134ZM140 185V186H139ZM157 185H159L158 187H157ZM188 185V186H187ZM254 187H253V186ZM256 185V186H255ZM26 186V187H25ZM29 188H28V187ZM34 186H36V187H34ZM40 186V187H39ZM43 186V187H42ZM65 186V187H64ZM69 186V187H68ZM81 186V187H80ZM97 186H99V187H97ZM104 188H103V187ZM109 186H111V187H109ZM155 186L157 187V188H155ZM242 186V187H241ZM58 187V188H57ZM72 187V188H71ZM77 187V188H76ZM84 187V188H83ZM94 187H97L96 188V190H95V188ZM102 187V189L100 190V188ZM107 189H106V188ZM114 187V188H113ZM133 187V189L131 190V188ZM135 187V188H134ZM211 187V188H210ZM247 187H248V189H251V190H248L247 189ZM253 187V188H252ZM2 188H3V190H2ZM4 188H6V189H4ZM28 188V189H27ZM32 190H31V189ZM43 188H44V190H43ZM86 188V189H85ZM99 188V189H98ZM110 188V189H109ZM151 188V189H150ZM189 188H190V190H189ZM245 188V189H244ZM26 189V191H23V190H25ZM36 189V190H35ZM40 189V190H39ZM46 189V190H45ZM65 189V190H64ZM72 189V190H71ZM74 189V190H73ZM80 189V190H79ZM94 189V190H93ZM137 191H136V190ZM143 189V190H142ZM212 189V190H211ZM243 189H244V191H243ZM246 189L248 190V191H246ZM257 189H259V190H257ZM6 190V191H5ZM30 192V194L32 195H30L29 194V192ZM33 190H35V191H33ZM38 190V191H37ZM58 190V191H57ZM61 190V191H60ZM85 190V191H84ZM100 190V191H99ZM109 191V190H111V191H109V194H111V195H109L108 194V192H106V191ZM134 190V191H133ZM153 190V191H152ZM156 190V191H155ZM211 190V191H210ZM37 191V192H36ZM41 193H40V192ZM66 193H65V192ZM69 191V192H68ZM79 191H80V193H79ZM95 191V192H94ZM238 191H240V193L238 192ZM1 192H2V194H1ZM5 192H7V194L5 193ZM26 192H28V193H26ZM32 192V193H31ZM43 192V193H42ZM46 194H45V193ZM56 192V193H55ZM67 192H68V195H67ZM72 192V193H71ZM74 192V193H73ZM81 192H83V193H81ZM95 194H94V193ZM191 192V193H190ZM194 192V193H193ZM213 192V193H212ZM237 192V193H236ZM5 193V194H4ZM38 193H40V194H38ZM53 193V194H52ZM61 193V194H60ZM64 193V194H63ZM72 195H71V194ZM78 193V194H77ZM107 193V194H106ZM131 193V194H130ZM137 193V194H136ZM140 193V194H139ZM187 193V194H186ZM210 193V194H209ZM212 193V194H211ZM217 193V194H216ZM243 193V194H242ZM247 193V194H246ZM251 195H250V194ZM29 194V195H28ZM34 194V195H33ZM43 196H42V195ZM60 194V195H59ZM63 194V195H62ZM77 194V195H76ZM80 194V195H79ZM92 194H94V196L92 195ZM193 194V195H192ZM206 195V196H204V195ZM246 194V195H245ZM257 194V193H256ZM263 194V195H262ZM1 195L3 196V197H1ZM6 195H7V197L9 198H7L6 197ZM55 197H54V196ZM74 195H76V196H74ZM106 195L107 196H109V197H106ZM132 195H134L135 196V198H134V196H132ZM139 195H141V197L139 196ZM189 195H191V196H193L194 197V200L192 201V199L190 200V197L191 196H189ZM195 195V196H194ZM215 195V196H214ZM225 195V196H224ZM231 195H232V198H231ZM238 195V196H237ZM242 195V196H241ZM260 195H261V197H260ZM22 196V197H21ZM36 196H38L37 198L39 199V201H37V199L36 198H34V197H36ZM63 196H64V199H63ZM91 196H93V197H91ZM111 196V197H110ZM131 196V197H130ZM136 196H137V198H136ZM156 196H157V199H156ZM159 196V197H158ZM180 196V197H179ZM184 196V197H183ZM203 196V197H202ZM212 196H213V198H212ZM245 196H247V197H245ZM248 196H249V198H248ZM252 196V197H251ZM28 197H30V199L28 198ZM42 197V198H41ZM43 197H45V198H43ZM72 197V198H71ZM81 197H84V199L82 198L81 199ZM91 198V199H89V198ZM130 197V198H129ZM161 197V198H160ZM182 197V198H181ZM196 197V198H195ZM207 198V200H206V198ZM214 197H216V198H214ZM225 197V198H224ZM1 198H2V200H1ZM17 198V199H16ZM19 198V199H18ZM22 198V199H21ZM25 198V199H24ZM51 199V200H47L46 201V203H45V208L43 209V211L42 212H39L37 209H39V206L38 205H41L42 204V201L43 200H45V199ZM56 198H58L57 200H56ZM60 198H61V200H60ZM70 198V199H69ZM87 198V199H86ZM95 198V199H94ZM110 198V199H109ZM160 198V199H159ZM177 198H178V200H177ZM186 198V199H185ZM200 198V199H199ZM203 198H204V200H203ZM209 198V199H208ZM229 198V199H228ZM246 198V199H245ZM249 200H248V199ZM251 198V199H250ZM6 199V200H5ZM15 199V200H14ZM73 201H72V200ZM93 199V200H92ZM134 199V200H133ZM144 199V200H143ZM154 199V200H153ZM181 201H180V200ZM195 199H197V200H195ZM223 199V200H222ZM226 199V200H225ZM242 199V200H241ZM9 200V201H8ZM25 200V201H24ZM27 200V201H26ZM31 200V201H30ZM65 200H66V202H65ZM76 200H78V201H76ZM80 200V201H79ZM83 200V201H82ZM92 200V201H91ZM95 200V201H94ZM100 200V202H98ZM138 202H137V201ZM141 200V201H140ZM159 200H161V201H159ZM183 200V201H182ZM231 200V203H232V207H231V203L229 202ZM237 200V201H236ZM241 202H243V203H241ZM243 200H245L246 202H244ZM248 200V201H247ZM252 200V201H251ZM7 201V202H6ZM13 201V202H12ZM22 201V202H21ZM36 203H34V202ZM39 202L38 204H37V202ZM56 201V202H55ZM61 201V202H60ZM64 201V202H63ZM70 201V204L68 203ZM88 201V202H87ZM101 201H102V203H101ZM107 201V202H106ZM136 201V202H135ZM147 201V202H146ZM179 201V202H178ZM190 201V202H189ZM199 201H200V203H199ZM227 201V202H226ZM239 201V202H238ZM3 202V203H2ZM6 202V203H5ZM28 202H30V203H28ZM33 202V203H32ZM53 204H52V203ZM73 202H74V204H73ZM79 202V203H78ZM83 202H85V203H83ZM90 202V203H89ZM95 202H96V204H95ZM132 202V203H131ZM133 202H134V204H133ZM144 202V203H143ZM149 202V203H148ZM192 202V203H191ZM224 202H225V204H224ZM229 202V203H228ZM263 202V201H262ZM9 203V204H8ZM28 203V204H27ZM65 203H67V205H65ZM111 203V204H110ZM162 203V204H161ZM177 203H180V204H177ZM193 203H195V204H193ZM197 203V204H196ZM208 203V204H207ZM209 203H211V204H209ZM214 203V204H213ZM241 203V204H240ZM31 204V205H30ZM51 206H50V205ZM55 204H57V206L55 205ZM72 204V205H71ZM78 204V205H77ZM85 204V205H84ZM95 204V205H94ZM107 204V205H106ZM142 204V205H141ZM147 204V205H146ZM191 204V205H190ZM203 204V205H202ZM227 204V205H226ZM3 205V206H2ZM5 205H7V207L5 206ZM36 205L38 206L37 208H36ZM50 207H49V206ZM61 205V206H60ZM64 205V206H63ZM70 205V206H69ZM75 205V206H74ZM93 205H94V207H93ZM98 205V206H97ZM104 205V206H103ZM111 205V206H110ZM130 205V206H129ZM135 205V206H134ZM139 205V206H138ZM177 205V206H176ZM205 205V206H204ZM210 205V206H209ZM212 205V206H211ZM214 205V206H213ZM234 205H235V207H234ZM240 205V206H239ZM243 205V206H242ZM251 205V206H250ZM62 206H63V208H62ZM67 206V207H66ZM73 206V207H72ZM80 206H82V208H80ZM87 206H89L92 210L95 208V212H94V210L92 211V210H90V208L89 207H87ZM101 206V207H100ZM144 206V207H143ZM156 206H157V208H156ZM162 206V207H161ZM173 208H172V207ZM175 206V207H174ZM179 206V207H178ZM180 206H182V207H180ZM191 206V207H190ZM246 206V207H245ZM253 206V207H252ZM9 207V208H8ZM11 207V208H10ZM22 207H23V209H24V211L22 210ZM56 207V208H55ZM59 207V208H58ZM76 209H75V208ZM87 207V208H86ZM93 207V208H92ZM105 207H107L106 209H104ZM115 207V208H114ZM117 207V208H116ZM152 207V208H151ZM161 207V208H160ZM166 207V208H165ZM168 207V208H167ZM177 207V208H176ZM201 209H200V208ZM203 207H204V209H203ZM209 207H210V209H209ZM212 207H213V209H212ZM231 209H230V208ZM248 207V208H247ZM13 208L14 209H16V210H13ZM18 208H19V210H18ZM27 208V209H26ZM35 208V209H34ZM48 208V210H46ZM53 208V209H52ZM68 210H67V209ZM71 210H70V209ZM74 208V209H73ZM78 208V209H77ZM111 208V209H110ZM114 208V209H113ZM119 208V209H118ZM122 208V209H121ZM139 210V211H137V209ZM155 208V209H154ZM161 210H160V209ZM172 208V209H171ZM178 208H180V209H178ZM197 208V209H196ZM233 208H235L234 210H233ZM241 208V209H240ZM245 208V209H244ZM252 208V209H251ZM12 209V210H11ZM31 209H33V210H31ZM88 209V210H87ZM115 209H116V211H115ZM121 209V210H120ZM134 209V210H133ZM136 209V210H135ZM147 209V210H146ZM163 209H165L166 210V212H167V214H165L166 212H165V210H163ZM209 209V210H208ZM263 210H264V204H263V208H262ZM6 210V211H5ZM33 211V212H29V211ZM57 210H58V212H57ZM74 210V211H73ZM80 211L79 213H78V211ZM87 210V211H86ZM90 210V211H89ZM101 210V211H100ZM112 210V211H111ZM119 210V211H118ZM159 210L161 211V212H159ZM163 210V211H162ZM199 210V211H198ZM204 210V211H203ZM208 210V211H207ZM214 210V211H213ZM245 210H247V211H245ZM8 211V212H7ZM12 213H11V212ZM14 211H15V213H14ZM26 211V212H25ZM46 211H50V213L49 212H46ZM60 211V212H59ZM85 211V212H84ZM110 211L112 212V213H110ZM125 211V212H124ZM136 213H135V212ZM142 211V212H141ZM211 211H213V212H211ZM22 212V213H21ZM37 212H38V214H37ZM45 212V213H44ZM71 212V213H70ZM73 212V213H72ZM89 212V213H88ZM93 214H91V213ZM122 212H124V213H122ZM165 212V213H164ZM248 212V213H247ZM8 213V214H7ZM21 213V214H20ZM47 213H49V214H47ZM57 213V214H56ZM98 213V214H97ZM102 213V214H101ZM110 213V214H109ZM114 213V214H113ZM117 213V214H116ZM126 213V214H125ZM132 213V214H131ZM139 213V215H140V217H142V218H140L139 216H136L137 214ZM142 215H141V214ZM145 213V214H144ZM151 213V214H150ZM159 213H161L160 215H158ZM163 213V214H162ZM200 213V214H199ZM213 213H215L214 214V216L212 215ZM13 214V215H12ZM19 214V215H18ZM23 214V215H22ZM33 216H32V215ZM41 214H42V216H41ZM52 214V215H51ZM75 215V217H74V215ZM87 214V215H86ZM119 214H120V216H119ZM134 214V215H133ZM170 214H171V212H170ZM247 215V217L249 216H253L252 214L251 215ZM5 215H8V216H10V217H8V216H5ZM22 215V216H21ZM46 215V216H45ZM50 217V219L49 218H46V217H48V216ZM57 216V217H59V218H57V217H53V216ZM82 215H84V216H82ZM89 215V216H88ZM133 215V216H132ZM152 215V216H151ZM156 215H158L157 217H156ZM259 215H261V216H259ZM67 216H69V217H67ZM71 216V217H70ZM90 216H92L91 218H90ZM96 216V217H95ZM112 216V217H111ZM145 216V217H144ZM147 216V217H146ZM149 216V217H148ZM155 216V217H154ZM161 216H162V218H161ZM165 216V217H164ZM170 218H169V217ZM257 216V215H256ZM5 217H7V219L5 218ZM12 217H14V219H12ZM18 217V218H17ZM26 217V218H25ZM37 217L38 218H40V221H39V219H37ZM66 217H67V219H66ZM82 217V218H81ZM120 217V218H119ZM123 217V218H122ZM136 217V218H135ZM151 217V218H150ZM209 217V218H208ZM248 217V219H247V221H249L250 223H251V225H249L250 223L248 222V223H244V225L242 226V231H241V233H249L248 235H245V234H241V235H243V237H245V239L248 237L249 238V240H248V238L245 240L246 241V243H245V246L243 245L244 243H242V245L246 248V249H244V247H243V249L244 250H246L245 252L246 253H250L249 254V256H248V258H246L245 259V261L243 262V261H241V263L240 264H256V262H257V264H264V258L259 262V261H255V260H259L258 259V254L256 253V254H254L255 252H253L252 250H253V248L259 243V240H258V236L256 235V229L258 230L259 229V227H260V229H261V226L260 225H258L257 226V224L258 223H256L255 221H253V220H251L250 221V218ZM15 218L17 219L16 221H15ZM28 218V219H27ZM45 220H44V219ZM55 218V219H54ZM72 218H74L73 220H72ZM89 218V219H88ZM95 218V219H94ZM115 218H116V220H115ZM134 218V219H133ZM165 218V219H164ZM253 218V217H252ZM20 219V220H19ZM24 219V220H23ZM26 219V220H25ZM80 219H81V222H80ZM83 219V220H82ZM85 219V220H84ZM92 219V220H91ZM101 219V220H100ZM115 221H114V220ZM136 219V220H135ZM163 219V220H162ZM171 219V220H170ZM6 220V221H5ZM29 220H30V222H29ZM53 220H54V222H53ZM66 220V221H65ZM70 220V221H69ZM117 220H118V222H117ZM142 222H141V221ZM163 222H162V221ZM3 221V222H2ZM11 221V223L9 224V222ZM18 221H20V222H18ZM40 223H39V222ZM49 223H48V222ZM74 221V222H73ZM84 221V222H83ZM91 221V222H90ZM127 221V222H126ZM133 221H134V226H133ZM159 221V222H158ZM160 221H161V223H160ZM168 221H170L169 223H168ZM1 222H2V224H1ZM5 222V223H4ZM7 222V223H6ZM17 222V223H16ZM56 222V223H55ZM58 222V223H57ZM68 222H71V223H68ZM78 224H77V223ZM122 222V223H121ZM253 222H255L254 223V225H253ZM4 223V224H3ZM14 223V224H13ZM20 223V224H19ZM42 223V224H41ZM45 223V224H44ZM64 223V224H63ZM73 223H75V224H73ZM80 223V224H79ZM87 223H89V225H87ZM117 223H118V225H117ZM124 223V224H123ZM138 223V224H137ZM173 223V224H172ZM7 224H9L8 226H7ZM15 224H17V225H15ZM32 224H35V225H32ZM36 224H41V225H36ZM47 224V225H46ZM51 224H53V225H51ZM61 224H62V226H61ZM77 224V225H76ZM91 224V225H90ZM96 224H97V226H96ZM101 224V225H100ZM121 224H122V226H121ZM162 224V225H161ZM167 224V225H166ZM4 225V227H2V226ZM14 225V226H13ZM30 225V226H29ZM58 225V226H57ZM64 225V226H63ZM83 225V226H84ZM160 227H158V226ZM173 225H174V227H173ZM249 225V226H248ZM17 226V227H16ZM32 226H36V231H38L37 233L39 234V236H41L42 235V237H40V241L39 240H37V237H36V235H35V233H34V231H33V229H34V227H32ZM47 226H48V228H47ZM51 226H52V228H51ZM70 226H72L73 228L72 229H74L73 231H72V229H71V227ZM91 226L93 227V228H91ZM95 226V227H94ZM99 226V227H98ZM102 226H103V228H102ZM118 226V227H117ZM122 228H121V227ZM167 226V227H166ZM248 226V227H247ZM252 226V227H251ZM255 226V227H254ZM256 226L258 227V228H256ZM13 227H15V228H13ZM20 227V228H19ZM29 229H28V228ZM47 229H46V228ZM56 227H57V229H56ZM61 229V231H60V229ZM66 227V228H65ZM98 227V228H97ZM172 227V228H171ZM176 227V231L174 230V228ZM244 227H246V228H244ZM250 227V228H249ZM13 228V229H12ZM23 228H25V229H23ZM39 228H41L40 230H39ZM70 230L69 232H67V230L68 229ZM118 228V229H117ZM124 228V229H123ZM164 228V229H163ZM167 228V229H166ZM247 228H248V230H247ZM255 229L254 231H253V229ZM1 229H3V230H5V231H3V232H1L2 230ZM15 229V230H14ZM38 229V230H37ZM46 229V230H45ZM50 229V230H49ZM67 229V230H66ZM94 229H96V231L94 230ZM98 229V230H97ZM123 229V230H122ZM172 229V230H171ZM246 229V230H245ZM21 230H22V233H21ZM25 230H26V232H25ZM30 230V231H29ZM32 230V231H31ZM48 230V231H47ZM53 230H55V231H53ZM59 230V231H58ZM143 230V231H142ZM147 230V231H146ZM170 230H171V232H170ZM178 230V231H177ZM243 230H245L246 232H244ZM249 230H251V231H249ZM6 231H8V232H6ZM11 233H10V232ZM16 231V232H15ZM52 231H53V233H52ZM57 231V232H56ZM62 231H64V232H62ZM65 231H66V233H65ZM92 231H94V232H92ZM105 233H104V232ZM163 231V232H162ZM167 231V232H166ZM168 231L170 232L169 234H168ZM19 234H18V233ZM28 232L32 235H30V234H28ZM46 232V233H45ZM50 234H48V233ZM133 232H135V233H137L136 231H134L133 230ZM164 232H165V235H164ZM175 232H178V233H175ZM6 233V234H5ZM9 233V234H8ZM42 233V234H41ZM77 233V231L74 233V234H76ZM96 233V234H95ZM156 233V234H155ZM159 235H158V234ZM163 233V234H162ZM18 234V238L16 237V235ZM22 234V236L20 237V235ZM24 234H26L25 236H26V238H25V236H24ZM44 234L46 235V236H44ZM53 234H54V236H53ZM58 234V235H57ZM61 234V235H60ZM88 234V235H89ZM103 234V235H102ZM251 234H255V235H251ZM14 235V236H13ZM35 235V236H34ZM49 235V236H48ZM96 235H100V237L98 238V236H96ZM120 235V234H119ZM127 235V236H126ZM130 235H131V237H130ZM132 235H134V234H127V233H121V235L120 236H126L127 237V240H129V241H131V243L134 241L135 242V240L136 239H138L135 235L134 236H132ZM155 235H158V236H155ZM169 235V236H168ZM171 235H172V238H171ZM252 237H254V238H251L250 236ZM56 236H57V238H56ZM60 236V237H59ZM63 236V237H62ZM74 236L75 235H73V238H74ZM163 236H164V238H163ZM23 237V239H21ZM45 237V238H44ZM51 237H52V239H51ZM58 237H59V239H58ZM61 237H62V239H61ZM6 238V239H5ZM14 238V239H13ZM35 238H36V240H35ZM47 238V239H46ZM72 238V239H73ZM104 238V239H103ZM156 238H158L159 240H161L160 242L158 241V239L156 240ZM160 238H162V239H160ZM170 238V239H169ZM255 238H257V239H255ZM10 239V241H8ZM15 239H16V241H15ZM24 239H25V241H29V242H25L24 241ZM43 239V240H42ZM60 240L59 242H58V240ZM131 239V240H130ZM168 239V240H167ZM251 239V240H250ZM13 240V241H12ZM55 240V241H54ZM170 240V242H168ZM19 241V242H18ZM24 241V242H23ZM31 241H33L34 242V244L33 243H31ZM49 241V242H48ZM52 241V242H51ZM54 241V242H53ZM164 241H167V242H165L164 243ZM250 241V242H249ZM258 241V242H257ZM11 243L10 245H11V248L10 249H12L11 251L10 250H8L7 252H6V244H8V243ZM45 244H44V243ZM57 242V243H56ZM247 242H248V244L249 243H251V244H249V245H246L247 244ZM253 242H255V244L256 245H254V243ZM13 243V244H12ZM15 243V244H14ZM21 243H23L22 245H20ZM38 243V244H37ZM40 243V244H39ZM49 243V244H48ZM60 245H59V244ZM153 243H155V245L153 244ZM31 244V245H30ZM46 244H47V246H46ZM51 244L53 245L52 246V248L50 249V247H51ZM170 244V245H169ZM12 245H14V246H12ZM17 245V246H16ZM27 245V246H26ZM37 247H36V246ZM43 245H45V246H43ZM48 245H49V248H48ZM57 245V246H56ZM252 245H254L253 246V248H252ZM16 246V250L14 251V249L15 248H13V247H15ZM20 246V247H19ZM26 246V247H25ZM30 246V247H29ZM33 247V249H32V247ZM167 247V249H166V247ZM250 246V247H249ZM27 247H29V248H27ZM55 249H54V248ZM25 248L26 249H28V250H25ZM155 248V249H154ZM172 248H170V249H172ZM36 249V250H35ZM48 249L49 250H51V251H53V252H50V251H48ZM54 249V250H53ZM103 249H105V248H103ZM102 249V252L104 251ZM18 250V251H17ZM20 250V251H19ZM30 250H33V251H30ZM58 250V251H57ZM152 250L150 251L151 252V254H154V252H152ZM167 250V251H166ZM172 250H174V248L172 249ZM252 251V253L253 254H251V252H249V251ZM2 251V252H1ZM55 251V252H54ZM57 251V252H56ZM5 252V253H4ZM12 252V253H11ZM22 252V253H21ZM50 252V253H49ZM174 252H175V250H174ZM17 253V254H16ZM19 253H21V254H19ZM47 253H49V254H47ZM3 254V255H2ZM18 254H19V257H18ZM25 254L27 255V256H25ZM29 254H34V255H29ZM45 254H47V255H45ZM154 254V255H155ZM17 255V256H16ZM43 255V256H42ZM45 255V256H44ZM49 255V256H48ZM195 256L194 257H196V253L194 254ZM264 255V254H263ZM15 256V257H14ZM23 256V257H22ZM253 256V259L251 258ZM255 256V257H254ZM4 257V258H3ZM14 257V258H13ZM25 257V258H24ZM48 257V258H47ZM18 258H21V259H18ZM158 257H156V259H157ZM251 260H250V259ZM48 259V260H47ZM159 259V258H158ZM156 260L155 262L157 263V264H164L163 263V261H160V260ZM15 260H18L19 262H16ZM21 260V261H20ZM162 260V259H161ZM246 260H248V261H246ZM139 261H141V259H139ZM160 261V262H159ZM21 262V263H20ZM44 262V261H43ZM246 262V263H245ZM247 262H249V263H247ZM44 263V264H45ZM140 262H138V264H139ZM38 264H40V263H38ZM43 264V263H42ZM141 264H143V263H141Z\"/></svg>",
	"mask_w": 264,
	"mask_h": 264
},
{
	"label": "bare ground",
	"instance_id": "obj_2",
	"mask_svg": "<svg viewBox=\"0 0 264 264\" xmlns=\"http://www.w3.org/2000/svg\"><path fill=\"white\" fill-rule=\"evenodd\" d=\"M31 1V0H30ZM35 1V0H34ZM49 1V0H48ZM76 1V3L74 4L73 2H75ZM77 1L78 0H63V2H64V4L66 5L67 3H69V2H71V4L73 5V6H76L77 7ZM87 1H90V0H87ZM125 1V0H124ZM127 1V0H126ZM134 1V0H133ZM142 1L143 0H141V5H143L142 4ZM149 1V0H148ZM147 1V2H148ZM154 1V0H153ZM176 1V0H175ZM178 1V0H177ZM184 1V0H183ZM187 1V0H186ZM185 1V2H186ZM192 1V0H191ZM194 1V0H193ZM215 1V0H214ZM213 1V2H214ZM218 1V0H217ZM227 1V0H226ZM225 1V2H226ZM253 1H255V0H253ZM129 2V1H128ZM127 2V4H129ZM182 2V1H181ZM188 2H190V1H187V3ZM200 2V1H199ZM205 2V1H204ZM210 2H211V0H210ZM209 2V3H210ZM216 2V1H215ZM232 2V1H231ZM234 2V1H233ZM237 2V1H236ZM262 2H263V0H262ZM81 3V2H80ZM90 3H91V1H90ZM133 3V2H132ZM135 3V2H134ZM137 3H138V1H137ZM171 3V2H170ZM169 3V4H170ZM184 3V2H183ZM187 3H184L185 4V6H186V4ZM194 3H195V1H194ZM208 3V2H207ZM217 3V2H216ZM216 3H210V4H213V6L216 4ZM24 4V3H23ZM78 4H79V2H78ZM82 4V3H81ZM84 4V3H83ZM139 4V6H140V3H138ZM145 4H146V2L144 3V7H145ZM147 4H149V2L147 3ZM146 4V5H147ZM151 4V3H150ZM155 4V3H154ZM182 4V3H181ZM190 4V3H189ZM188 4V5H189ZM192 4V3H191ZM219 5H220V3H218ZM218 4H216V5H218ZM223 4V3H222ZM238 4V3H237ZM254 4V3H253ZM80 5V4H79ZM78 5V6H79ZM134 5V4H133ZM137 5V4H136ZM152 5V4H151ZM150 5V6H151ZM165 5H167V4H165ZM203 5V4H202ZM205 5V4H204ZM224 5H226L225 3H224ZM227 5H228V3H227ZM230 5V4H229ZM231 5H233V4H231ZM230 5V6H231ZM258 5V4H257ZM257 5H254V6H257ZM22 6V5H21ZM20 6V7H21ZM23 6H25V4L23 5ZM22 6V7H23ZM71 6V5H70ZM69 6V7H70ZM110 6V5H109ZM124 6V5H123ZM123 6H121V7H123ZM127 6V5H126ZM128 6H130V5H128ZM149 6V5H148ZM153 6V5H152ZM151 6V7H152ZM170 7H171V4L169 5ZM190 6V5H189ZM18 7V6H17ZM64 7V6H63ZM131 7V6H130ZM129 7V8H130ZM136 7V6H135ZM141 7V6H140ZM139 7V8H140ZM165 7V6H164ZM170 7H168L170 10H171V8ZM177 7H178V9H180V5L178 6L177 5ZM181 7H183V4H182V6ZM191 7H196V9L195 10H193V8H191ZM190 8H189V10L190 9H192L191 10V13H189V15L190 14H192L191 16L193 17V13L194 12H196V10H197V6L196 5H192ZM206 7L207 6H205V9H206ZM217 7V6H216ZM219 7V6H218ZM217 7V8H218ZM221 7H224V6H221ZM226 7V6H225ZM225 7H224V9H225ZM237 7H239L238 5H237ZM241 7V6H240ZM239 7V8H240ZM68 8V7H67ZM71 8V9H70ZM69 8V10L71 11V10H73L74 11V8L72 9V6ZM79 8V7H78ZM89 8V7H88ZM108 7H106V9H107ZM119 8V7H118ZM118 8H116V9H118ZM124 8V7H123ZM127 8V7H126ZM172 8H173V6H172ZM199 5H198V10H199ZM213 7H211V9H212ZM215 8V7H214ZM216 8V9H217ZM231 9L233 8L232 6L230 7ZM230 8H227V10L226 11H228ZM24 9H26V7L24 8ZM48 9H50V8H48ZM80 9V8H79ZM110 9V8H109ZM109 9H108V11H109ZM122 8H120V10H121ZM135 8H133V10H134ZM136 9H137V7H136ZM142 9V8H141ZM147 8H145L144 9V11L146 10ZM151 9V8H150ZM162 9V8H161ZM168 9V10H169ZM174 9H175V7H174ZM184 9V8H183ZM200 9H203L202 7L200 8ZM208 10H210L209 8H207ZM206 9V10H207ZM215 9V10H216ZM223 9V8H222ZM220 7H219V9H218V11H216V12H218V14L219 13H225V10L223 11ZM230 9V10H231ZM236 9V7L234 6V10ZM254 9H255V7H254ZM23 10V9H22ZM77 9H75V11H76ZM83 10H84V7H83ZM86 10V9H85ZM129 10V9H128ZM132 10V9H131ZM167 10V9H166ZM165 10V11H166ZM173 10V9H172ZM171 10V11H172ZM185 10V9H184ZM197 10V12H201V10H199L198 11ZM204 10V9H203ZM222 10V11H221ZM233 10V11H234ZM240 10L242 11V8H240ZM248 10H249V8H248ZM49 11V10H48ZM47 11V12H48ZM69 11V12H70ZM91 11V10H90ZM89 11V12H90ZM124 11H126V10H124ZM124 11L122 12V13H124ZM135 11H137V10H135ZM134 11V12H135ZM140 11V10H139ZM151 12H153V11H155V10H150ZM149 11V12H150ZM170 11V12H171ZM174 11V13H175V10H173ZM181 11V9L179 10V12ZM185 11H187V10H185ZM194 11V12H193ZM215 12L214 11V9H212V10H210V15H213L214 13L213 12ZM220 11V12H219ZM239 11V10H238ZM244 11H246V10H244ZM255 11V10H254ZM64 12H67V11H64ZM94 12V11H93ZM116 12H118L119 13V11H116ZM120 12V13H121ZM129 12V11H128ZM147 12V11H146ZM155 12H158L157 10L155 11ZM161 12H162V10H161ZM169 12V13H170ZM178 12V11H177ZM188 12V11H187ZM186 12V13H187ZM196 12V13H197ZM208 12V11H207ZM73 13V12H72ZM75 13V12H74ZM73 13V14H74ZM78 13V12H77ZM79 13H80V11H79ZM91 13V12H90ZM119 13V14H120ZM130 13V12H129ZM133 13V12H132ZM131 13V14H132ZM138 14H139V12H137ZM136 13V14H137ZM141 11H140V15H141ZM154 13V12H153ZM169 13H167V14H169ZM173 13V14H174ZM183 13H185V12H183ZM196 13H194V14H196ZM213 13V14H212ZM228 13H230V11L228 12ZM235 13H236V11H235ZM239 13H240V11H239ZM45 14V13H44ZM48 14V13H47ZM65 14V19H66V21L67 22H69L70 24H71V34H70V39H71V42H73L74 41V43H73V45H70V49L72 50V49H77L78 51H79V49H78V47L79 46H77L78 44H76L77 42H78V40L79 39H76L77 38V35H75V32H77V30L75 31V29L77 28L76 26H75V24H76V21L78 22V20H76V19H74L75 18V16H74V18H71V16H70V13H64ZM155 14V13H154ZM160 14V13H159ZM163 14H164V12H163ZM162 14V15H163ZM182 14V13H181ZM197 14H200V13H197ZM233 14H234V12H233ZM238 14V13H237ZM249 14H250V11H249ZM36 15V14H35ZM121 15H123V14H121ZM120 15V16H121ZM128 15H130V14H128ZM127 15V16H128ZM156 15V14H155ZM165 15V14H164ZM175 15H177V14H175ZM185 15V14H184ZM188 15V16H189ZM201 15V14H200ZM207 15V14H206ZM206 15H204V16H206ZM210 15H208V17H209V19H210ZM222 15H224V16H226L225 14H222ZM228 16H229V14H227ZM236 15V14H235ZM238 15H242V13L241 14H238ZM244 15V14H243ZM246 15H248L247 13H246ZM46 16V15H45ZM113 16H115V14L113 15ZM124 16H126V13H125V15ZM124 16H122V17H124ZM126 16V17H127ZM133 16H134V14H133ZM137 16H139V15H137ZM136 16V17H137ZM143 16V15H142ZM161 16V15H160ZM187 16V17H188ZM199 15H197V17H198ZM202 16H203V13H202ZM201 16V17H202ZM214 16V15H213ZM212 16V17H213ZM217 16V15H216ZM250 16V15H249ZM34 17V16H33ZM59 17V16H58ZM73 17V16H72ZM77 17V16H76ZM112 17V16H111ZM167 17H168V15H167ZM177 17V16H176ZM175 17V18H176ZM179 17L181 18L182 16H180V14H179ZM178 17V18H179ZM192 17H190V18H192ZM194 17L196 18V15H194ZM193 17V19L194 20H196L195 18ZM200 17V18H201ZM211 17V18H212ZM233 17V16H232ZM237 18L239 17V16H236ZM245 17V16H244ZM60 18V17H59ZM59 18H58V20H59ZM139 18H140V16H139ZM138 18V19H139ZM183 18H184V16H183ZM186 18V17H185ZM219 18H221V16L219 17ZM218 18V19H219ZM225 18V17H224ZM236 18V19H237ZM241 18H243L242 16H241ZM241 18L239 17V20L237 21V23H235L236 24V26L234 27V23H232L233 21H230L229 23H226L225 22V25L226 24H229L230 26H233L234 27V29H235V32L234 33H236V35L238 34L239 36L241 35L242 37L241 38H243V36H245V38L249 41V43H251V45L255 48V50L256 51H258V52H260V53H263L264 54V47L262 46V44H256V42H255V38H253V36H251L250 35V33L248 32V31H250V30H246V29H248L249 27H251V26H249L248 28H247V26H246V24H245V21L243 22V20L245 19V18H243V20H241ZM251 18V17H250ZM123 19V18H122ZM168 19V18H167ZM171 19H174V18H171ZM171 19H169V20H171ZM204 19V18H203ZM203 19H201L202 20V22L203 21H206V20H203ZM215 19H217V17L215 18ZM217 19V20H218ZM228 19H230V18H228ZM115 20V19H114ZM114 20H112V23L114 22ZM126 20V19H125ZM168 20V21H169ZM180 20V19H179ZM182 20V19H181ZM185 19H183L182 20V23H183V21H184ZM198 20H199V18H198ZM211 20V19H210ZM209 20V21H210ZM213 20L214 19H212V21L211 22H213ZM217 20H214V21H217ZM220 20V19H219ZM223 20V19H222ZM232 20V19H231ZM233 20H235V18L233 19ZM249 20V19H248ZM44 21H46V20H44ZM60 21H62L61 19H60ZM119 21V20H118ZM127 21V20H126ZM129 21V20H128ZM134 21V20H133ZM136 21V20H135ZM143 21H144V19H143ZM167 21V22H168ZM186 21V20H185ZM184 21V22H185ZM188 22H189V19L187 20ZM236 21V20H235ZM247 21V20H246ZM58 22V21H57ZM130 22V21H129ZM129 22H128V24H129ZM139 22V21H138ZM142 22V21H141ZM162 22V21H161ZM175 22H178V19H177V21L175 20ZM174 21H173V23H175ZM194 23H195V21H193ZM197 22V21H196ZM211 22H208V20L205 22V25L207 24H210ZM218 22V21H217ZM216 22V23H217ZM220 22V21H219ZM45 23V22H44ZM47 23V22H46ZM59 23V22H58ZM116 23H117V20H116ZM120 23V22H119ZM118 23V24H119ZM123 23H125V22H123ZM137 23V22H136ZM144 23V22H143ZM143 23H142V25H143ZM155 23V22H154ZM169 23V22H168ZM172 22L171 23H169V24H173ZM180 23V22H179ZM191 23V22H190ZM193 23V24H194ZM204 23V22H203ZM26 24H28V23H26ZM108 24V23H107ZM106 24V25H107ZM131 24V23H130ZM133 24H135V23H133ZM145 24H146V26H147V24L148 23H146V21H145ZM152 24V23H151ZM150 24V25H151ZM167 24V23H166ZM178 24V23H177ZM187 25H188V23H186ZM197 24V23H196ZM200 24H201V26H202V29H201V26H200ZM200 24L198 25V27H196L197 29L199 28L200 30H202V31H204L207 27H205L204 26V24H202L201 22H200ZM212 24V23H211ZM214 24V23H213ZM232 24H234V25H232ZM250 24V23H249ZM36 25H38V24H36ZM40 25V24H39ZM42 25V24H41ZM47 25V24H46ZM110 25V24H109ZM108 25V26H109ZM138 25V24H137ZM150 25H148L149 27H151ZM180 25V24H179ZM191 25V24H190ZM217 25V24H216ZM222 25V24H221ZM29 26V25H28ZM34 26V25H33ZM44 26H45V24H44ZM43 25L41 26V27H44ZM47 26H49V25H47ZM47 26H45V27H47ZM57 26V25H56ZM105 26V25H104ZM107 26V27H108ZM119 26V25H118ZM124 26V25H123ZM132 26V25H131ZM140 26V23H139V25H138V27ZM146 26H145V29H146ZM155 26V25H154ZM153 26V27H154ZM160 26V25H159ZM175 25L173 24V26H171L172 28L174 27ZM200 26V27H199ZM204 26V27H203ZM211 26V25H210ZM214 26V25H213ZM229 26V27H230ZM244 26H246V28L244 27ZM40 27V28H41ZM51 27V26H50ZM76 27V28H75ZM107 27L105 28V29H107ZM114 27V26H113ZM116 27V26H115ZM127 27H128V25H127ZM130 27V26H129ZM142 27V26H141ZM179 27H181V26H179ZM184 27V26H183ZM187 27V26H186ZM189 27V26H188ZM186 28V29H188L189 30V28ZM217 27V26H216ZM219 27H220V25H219ZM223 27V26H222ZM225 27V26H224ZM232 27V28H233ZM31 28V30H33L32 29V26L30 27ZM65 28V27H64ZM123 27H121V29H122ZM125 28H126V26H125ZM133 28H134V25H133ZM152 28V27H151ZM154 28H156V27H154ZM168 28H169V26H168ZM171 28V29H172ZM175 28V27H174ZM203 28H205V29H203ZM212 28V27H211ZM231 28V29H232ZM35 29V28H34ZM37 29V28H36ZM36 29L34 30V31H36ZM42 29V28H41ZM47 29H49V28H47ZM116 29H117V27H116ZM134 29H137V28H134ZM140 29V28H139ZM177 29H178V27H177ZM198 29V30H199ZM213 29V28H212ZM217 29H218V27H217ZM251 29V28H250ZM254 29V28H253ZM260 29V28H259ZM44 30H45V28H44ZM43 30V31H44ZM54 30V29H53ZM65 29H63V28H61V30H59V34H57V33H55L53 36H55L56 34H57V40H55V42H56V44L54 45V46H51L49 49H45L44 51L46 52L47 51V53H46V56L45 55H43L42 53H40L39 51H41L40 49H39V51L37 50V49H35V53H31V51L32 50H34L33 48L35 47V46H32V45H30V46H28V47H26V48H28L27 49V52H25V53H23L24 55H23V58H22V63L19 61V63H21L22 65H21V69H22V71L20 72V71H16V72H14V77H13V79L15 80V83H13V86L11 85V88L10 87H8L7 85V89H9V90H4L3 88V90H1V92H0V104H1V106L2 107H0V109H1V112H0V143H1V141L3 140L4 141V137L7 135L10 139H9V141H10V146H11V142L13 141L14 142V140L13 139H15L16 137H18L19 136V133H20V128H21V126L22 125H24L23 123V121H25L26 120V117H27V115H28V112H29V110L31 111V113H32V109H33V106H34V103H31L30 104V100L31 101H36L37 99H38V97L39 98H42L44 101L46 100L47 102H49L50 100H51V96L52 95H54V97H56V99H55V101L52 103V105H51V107H49V103H47V107L46 108H48V111L47 110H45V108H44V110H43V112H42V110L41 109H39V110H41V111H39L37 108V106L35 107L36 109H34L33 110V113L34 114H36V113H39L40 112V114H39V116H38V125L40 126V128H41V133H39V134H41V135H43L44 136V138H45V141H44V144L42 145V148H41V153L40 154H38V157L35 159L38 163L36 164V162L33 160L32 162L34 163L35 162V164H36V166H35V169H36V172H34V173H38L39 171H41L42 170V168H43V166L45 165V162L48 160V157H49V155H50V152L53 150H51V148H53L52 146V144H53V141H54V139H55V136L56 135H59L58 134V129L56 128V125H58L59 123L60 124H62L63 122H64V120H65V118L67 117L66 116V114L68 113V108H69V102H72L71 100H72V98L70 99V98H68V96L67 95H69V94H71L72 93V97H73V102L75 101L76 103H74V104H76V105H74L73 103H71V104H73V106H75V112L74 113H72L71 115H75V120H74V124H73V126H72V130H71V132H70V144H69V148H68V150H67V155H65L64 157H62L63 158V160L61 161V163L59 164V165H61L62 166V168L63 167H65V166H67V165H69V164H67L68 163V160H69V158H70V156L72 155V153L74 152V149H76L75 148V146L77 147V143H78V141L80 140V138H82V136H81V132L82 131H80V126H81V124H82V122H85V123H87V120L85 121V119L83 118V113H84V105H86V104H84L85 103V99L83 100V98H82V96H81V92L79 91V88L77 87V84H78V82H79V80H78V78L76 79V75L74 74V72H75V69H76V67L78 66L76 63L77 62H74L73 63V65H72V62H70L71 63V65L69 64V67L68 66H66V64H64L65 62H67L66 61V53H64V48H63V46L65 45V43H66V39H65V37L64 36H66L64 33H65V31H64ZM113 30H114V28H113ZM118 31H119V29H117ZM126 30V29H125ZM128 30H129V28H128ZM142 30V29H141ZM149 30V29H148ZM155 30V29H154ZM156 30H157V28H156ZM155 30V31H156ZM164 30L165 29H163V33H165L164 32ZM169 30V29H168ZM179 30V29H178ZM200 30H199V32H200ZM209 30V29H208ZM215 30H216V28H215ZM220 30V29H219ZM219 30H218V33H219ZM222 30V29H221ZM224 30V29H223ZM256 30V29H255ZM258 30V29H257ZM262 30V29H261ZM24 31H26V30H24ZM27 31H30V30H27ZM56 31V30H55ZM58 31V30H57ZM56 31V32H57ZM116 31V30H115ZM122 31V30H121ZM140 31V30H139ZM144 31H147V30H144ZM170 31V30H169ZM174 31V30H173ZM183 31V30H182ZM187 31V30H186ZM192 31V30H191ZM193 31H196L195 29L193 30ZM212 31V30H211ZM225 31H227V30H225ZM252 31V30H251ZM263 31V30H262ZM262 31H261V33H262ZM8 32V31H7ZM44 32H46V30L44 31ZM110 33L109 34H111V31H109ZM137 32H138V30H137ZM136 32V33H137ZM147 32H149V31H147ZM153 32V31H152ZM206 32V31H205ZM205 32H203V33H205ZM212 32H214V31H212ZM224 32V31H223ZM230 32L231 33H229V34H232L233 32L230 30ZM264 32V31H263ZM27 33V32H26ZM46 33H48V32H46ZM53 33V32H52ZM79 33V32H78ZM122 33V32H121ZM126 33V32H125ZM140 33V32H139ZM150 33V32H149ZM163 33H162V35H163ZM170 33V32H169ZM174 33V32H173ZM181 33V32H180ZM198 33V32H197ZM209 33H210V31H209ZM208 33V34H209ZM215 33V32H214ZM213 33V34H214ZM228 33V32H227ZM254 32H252V34H253ZM256 33V32H255ZM3 34H5V33H3ZM31 34V33H30ZM49 34V33H48ZM51 34V33H50ZM77 34V33H76ZM129 34V33H128ZM140 34H142V33H140ZM145 34V33H144ZM167 34V33H166ZM165 34V35H166ZM179 34V33H178ZM177 34V35H178ZM184 34H187V33H184ZM199 34V33H198ZM202 34V33H201ZM224 34H225V32H224ZM224 34H223V36H224ZM258 34V33H257ZM8 35V34H7ZM26 36H27V34H25ZM28 35H29V33H28ZM31 35H33V34H31ZM73 37H72V36ZM125 35V34H124ZM127 35V34H126ZM154 35H155V32H154ZM174 35V34H173ZM181 35V34H180ZM180 35H178L177 37H179ZM189 35H191V36H193L191 33L189 34ZM196 35V34H195ZM205 35H207V34H205ZM210 35V34H209ZM212 35V34H211ZM217 35V34H216ZM222 35V34H221ZM237 35V36H238ZM263 35V34H262ZM16 36V35H15ZM40 36V35H39ZM50 36V35H49ZM49 36L47 35H45V38L44 39H42V40H45V41H49L50 40V38H52L51 36H50V38H49ZM102 36H104V35H102ZM122 36H123V34H122ZM140 36V35H139ZM143 36V35H142ZM170 36H172V35H170ZM237 36H236V38H237ZM32 37V36H31ZM41 37V36H40ZM136 37H137V35H136ZM200 37V36H199ZM202 37V36H201ZM220 37V36H219ZM231 37H233V35L231 36ZM258 37V36H257ZM264 37V36H263ZM5 38V37H4ZM15 38H17V37H15ZM26 38V37H25ZM28 39H29V37H27ZM34 38V37H33ZM48 38H49V40H48ZM75 38V39H74ZM79 38V37H78ZM124 37H122V39H123ZM141 38V37H140ZM195 38H197V37H195ZM204 38V37H203ZM203 38H201V39H203ZM207 38V37H206ZM215 38V37H214ZM216 38H218V36L216 37ZM223 38V37H222ZM225 38V37H224ZM228 38V37H227ZM242 39V40H246V39ZM74 39V40H73ZM104 39V38H103ZM125 39V38H124ZM137 39V38H136ZM142 39V38H141ZM140 39V40H141ZM200 39V40H201ZM211 39V38H210ZM219 39V38H218ZM229 39H231V38H229ZM6 40V39H5ZM15 40V39H14ZM41 40V41H42ZM77 40V41H76ZM110 40V39H109ZM127 40V39H126ZM125 40V41H126ZM137 40H139V39H137ZM160 40V39H159ZM178 40H179V38H178ZM181 40V39H180ZM194 40H196V39H194ZM198 40H199V38H198ZM204 40H206V39H204ZM216 40V39H215ZM234 40V39H233ZM241 40V39H240ZM246 40V41H247ZM17 41V40H16ZM51 41V40H50ZM124 41V40H123ZM124 41V42H125ZM187 41V40H186ZM185 41V42H186ZM197 41V40H196ZM196 41H194V42H196ZM211 41V40H210ZM217 41V40H216ZM220 41V40H219ZM221 41H223V40H221ZM243 42V43H245V45H248V43L247 42ZM262 41H263V39H262ZM18 42V41H17ZM100 42V41H99ZM106 42V41H105ZM108 42V41H107ZM115 42V41H114ZM138 42V41H137ZM142 42V41H141ZM176 42H178V41H176ZM181 42V41H180ZM179 42V43H180ZM200 42V41H199ZM203 42V41H202ZM202 42H200V43H202ZM206 42V41H205ZM218 42V41H217ZM240 42V41H239ZM261 42V41H260ZM264 42V41H263ZM22 43V42H21ZM31 43V41L28 43V44H30ZM42 43V42H41ZM41 43H39V46L41 45ZM101 43V42H100ZM102 43H104V42H102ZM113 43V42H112ZM116 43V42H115ZM122 43V42H121ZM127 43V42H126ZM139 43V42H138ZM137 43V44H138ZM178 43V44H179ZM207 43H208V40H207ZM207 43H205V44H207ZM234 43V42H233ZM259 43V42H258ZM34 44V43H33ZM71 44V43H70ZM136 44V45H137ZM186 44V43H185ZM191 44V43H190ZM212 44V43H211ZM214 44V43H213ZM212 44V45H213ZM221 44V43H220ZM224 44V43H223ZM222 44V45H223ZM228 44V43H227ZM237 44H241V43H237ZM4 45V44H3ZM15 45V44H14ZM26 45H27V43H26ZM35 45V44H34ZM118 45H120V44H118ZM127 45V44H126ZM183 45H184V42H183ZM193 45H194V43H193ZM192 45V46H193ZM199 45V44H198ZM200 45H202V44H200ZM216 46H217V44H215ZM231 45V44H230ZM250 45V44H249ZM12 46V45H11ZM32 46V47H31ZM45 46V45H44ZM96 46V45H95ZM102 46V45H101ZM115 46V45H114ZM177 46V45H176ZM187 46V45H186ZM188 46H189V48H190V45L188 44ZM203 46V45H202ZM208 46H210V45H208ZM208 46H206L205 45V47H203V48H205L204 50V52H206L205 54H207V52L208 51H210V49L208 50ZM221 46V45H220ZM219 46V47H220ZM244 46V45H243ZM12 47H14V46H12ZM38 47V46H37ZM42 48V51H43V46H41ZM72 47H74V48H72ZM97 47H99L98 46V42H97ZM116 47V46H115ZM118 47V46H117ZM116 47V48H117ZM184 47V46H183ZM194 47H196V46H194ZM211 47V46H210ZM214 47V49L216 48L215 46H213ZM236 47H237V45H236ZM240 47H242L241 45H240ZM251 47V46H250ZM249 46H247V48L249 49V50H252L251 48H250ZM4 48V47H3ZM15 48V47H14ZM36 48V47H35ZM40 48V47H39ZM96 48V47H95ZM110 48V47H109ZM137 48L139 49V47L137 46ZM191 48H193V47H191ZM198 48H199V46H198ZM222 48V47H221ZM253 48V49H254ZM2 49V48H1ZM12 48L10 47V50H11ZM100 49V48H99ZM102 49V48H101ZM108 48H106V50H107ZM114 49V48H113ZM122 49V48H121ZM185 49H187V47L185 48ZM218 49V48H217ZM217 49L215 50L216 52L215 53H217L218 51H217ZM223 49V48H222ZM228 49V48H227ZM39 52H37V51ZM71 50H69V49H67L66 51H68V52H70ZM77 50H75V51H77ZM110 50V49H109ZM116 50V49H115ZM120 50V49H119ZM125 50V49H124ZM140 51H142V48L141 49H139ZM138 50V51H139ZM199 50H201V49H199ZM212 50V49H211ZM238 50V49H237ZM242 50V49H241ZM241 50H240V52H241ZM11 51H13V50H11ZM10 51V52H11ZM65 51V52H66ZM77 51V52H78ZM92 51V50H91ZM95 51H96V49H95ZM98 51V50H97ZM100 51H102V50H99V52ZM111 51V50H110ZM113 51V50H112ZM117 51V50H116ZM123 51V50H122ZM190 51V50H189ZM223 51V50H222ZM226 51V50H225ZM227 51H230V50H227ZM246 51V50H245ZM14 52V51H13ZM16 52V51H15ZM37 52V53H36ZM67 52V53H68ZM73 52H74V50H73ZM73 52H71V53H73ZM103 52V51H102ZM125 52V51H124ZM143 52H145L144 50H143ZM196 52V51H195ZM195 52H193V54L195 53ZM203 52V51H202ZM220 52V51H219ZM219 52H218V57H220L222 54H224V51H223V53L219 56ZM250 52H252V51H250ZM253 52H254V50H253ZM9 53V52H8ZM17 53H18V48H17ZM86 53H88V52H86ZM92 53H94V52H92ZM91 53V54H92ZM96 53V52H95ZM104 53V52H103ZM108 53V52H107ZM116 54H117V52H115ZM118 53H120V52H118ZM192 53V52H191ZM209 53V52H208ZM233 53V52H232ZM12 54V53H11ZM15 54V53H14ZM47 54H48V56H47ZM70 54V53H69ZM76 54V55H75ZM75 54L73 53L72 55H74V56H72V57H77V53L75 52ZM106 54V53H105ZM112 54H114V53H112ZM121 54V53H120ZM139 54V53H138ZM137 54V55H138ZM141 54V53H140ZM139 54V55H140ZM197 54V53H196ZM204 54V53H203ZM205 54H204V56H205ZM229 54V53H228ZM246 54H247V52H246ZM256 54H258V53H256ZM9 55V54H8ZM89 55V54H88ZM93 55V54H92ZM98 55H102V54H98ZM136 55V54H135ZM189 55V54H188ZM198 55V54H197ZM208 55V54H207ZM214 55V54H213ZM216 55V54H215ZM230 55V54H229ZM241 55V54H240ZM242 55H244V53L242 54ZM250 55H251V53H250ZM261 55V54H260ZM3 56V55H2ZM68 56V55H67ZM85 56H87V55H85ZM91 56V55H90ZM95 56H96V54H95ZM115 56V55H114ZM187 56V55H186ZM200 56V55H199ZM223 56H225V55H223ZM233 56V55H232ZM254 56V55H253ZM253 56H251V57H253ZM88 57V56H87ZM103 57V56H102ZM139 57V56H138ZM188 57V56H187ZM192 57V56H191ZM210 57V59H211V56H209ZM215 57V56H214ZM213 57V58H214ZM226 57V56H225ZM227 57H228V55H227ZM234 57V56H233ZM237 57H239V55L237 56L236 55V57L235 58H237ZM249 57V56H248ZM250 57V58H251ZM259 58L261 57V56H258ZM264 57V56H263ZM262 57V58H263ZM31 58H32V61H33V58H38V59H41V60H39L40 62H38L40 65H36V64H34L32 61H31ZM78 58V57H77ZM94 58V57H93ZM99 58V57H98ZM97 58V59H98ZM104 58H105V56H104ZM104 58H103V60H104ZM143 58V57H142ZM141 58V59H142ZM176 58V57H175ZM180 58V57H179ZM182 58V57H181ZM180 58V59H181ZM201 58V57H200ZM204 58V57H203ZM206 58V57H205ZM230 58H232V57H229L228 58V60L230 59ZM1 59V58H0ZM74 59H76V58H74ZM100 59V58H99ZM117 59V58H116ZM178 59V58H177ZM186 58H184V60H185ZM194 59V58H193ZM198 59V57L197 58H195V60H197ZM215 60H217L216 58H214ZM239 59V58H238ZM242 59V58H241ZM256 59V58H255ZM255 59H254V61H255ZM261 59V58H260ZM259 59V60H260ZM56 60H60V63H61V66H65V69H66V71H65V73L64 72H62L61 70H59V69H57V68H55V66H53L55 63H53V62H56ZM68 60V59H67ZM94 60V59H93ZM187 60V59H186ZM199 60V59H198ZM197 60V61H198ZM201 60V59H200ZM205 60V59H204ZM204 60H203V62H204ZM209 60V59H208ZM223 60V59H222ZM233 60V59H232ZM235 61H236V59H234ZM240 60V59H239ZM239 60H238V62H239ZM250 60V59H249ZM263 60V59H262ZM62 61V62H61ZM73 61H77V60H73ZM139 61V60H138ZM142 61H144V59L142 60ZM171 61V60H170ZM169 60H168V62H170ZM177 61V60H176ZM191 61H192V59H191ZM219 61V60H218ZM257 61V60H256ZM37 62V61H36ZM104 62H105V60H104ZM106 62H108L107 60H106ZM173 62H174V60H173ZM178 62H179V60H178ZM184 62V61H183ZM215 62V61H214ZM214 62H212V63H214ZM220 62V61H219ZM218 62V63H219ZM224 62V61H223ZM223 62H221V63H223ZM232 62V61H231ZM248 62V61H247ZM251 62V61H250ZM1 63V62H0ZM79 63V62H78ZM122 62H120V64H121ZM140 63V62H139ZM143 63V62H142ZM141 63V64H142ZM172 63V62H171ZM187 64H188V62H186ZM194 63H196V62H194ZM202 63V62H201ZM205 63V62H204ZM208 63V62H207ZM207 63H206V65H207ZM210 63V62H209ZM216 63V62H215ZM225 63V62H224ZM244 63V62H243ZM242 63V64H243ZM252 63V62H251ZM254 63V62H253ZM257 63V62H256ZM259 63V62H258ZM264 63V62H263ZM262 63V64H263ZM53 64V65H52ZM102 64H103V61H102ZM101 64V65H102ZM178 64H180V63H178ZM177 64V65H178ZM184 64V63H183ZM211 64V63H210ZM228 64H229V61H228ZM236 63H234V65H235ZM239 64V63H238ZM245 64V63H244ZM243 64V65H244ZM20 65V64H19ZM53 67H52V66ZM68 65V64H67ZM77 65V66H76ZM97 65H98V63H97ZM104 65V64H103ZM106 65V64H105ZM122 65V64H121ZM137 65H139V64H137ZM143 65H144V63H143ZM173 65V64H172ZM186 65V64H185ZM202 65V64H201ZM205 64H204V66H206ZM214 65V64H213ZM219 65H220V63H219ZM227 65V64H226ZM225 64H224V66H226ZM231 65H233V64H231ZM255 65V64H254ZM258 65H260V64H258ZM98 66H100V65H98ZM124 66V65H123ZM122 66V67H123ZM175 66H176V64H175ZM210 66V65H209ZM229 66V65H228ZM248 66V65H247ZM251 66V65H250ZM256 66L257 65H255V68H256ZM261 66H263V65H261ZM138 67V66H137ZM142 67H144V66H142ZM181 67H182V65H181ZM180 67V68H181ZM216 67V66H215ZM215 67H214V69H215ZM218 67V66H217ZM232 67V66H231ZM237 67V66H236ZM243 67V66H242ZM2 68H5V67H2ZM18 68H19V66H18ZM63 68V67H62ZM97 68H101V67H97ZM121 68V67H120ZM119 68V69H120ZM205 67H203V69H204ZM206 68H207V66H206ZM206 68H205V70H206ZM211 67H209V68H207V69H210ZM219 68H221L222 69V67H219ZM218 68V69H219ZM227 68H229V67H227ZM240 68V67H239ZM238 68V69H239ZM245 68V67H244ZM251 68V67H250ZM253 68V67H252ZM102 69H103V67H102ZM117 69V68H116ZM196 69V68H195ZM194 69V70H195ZM213 69V70H214ZM248 69V68H247ZM246 68H245V71L247 70ZM258 69V68H257ZM7 70V69H6ZM15 70V69H14ZM136 70H138V69H136ZM135 70V71H136ZM142 70L143 69H141V72H142ZM193 70V71H194ZM200 70H202V69H200ZM204 70V71H205ZM212 70V69H211ZM222 70H224V68L222 69ZM228 70V69H227ZM226 70V71H227ZM229 70H231L230 68H229ZM228 70V71H229ZM249 70V69H248ZM251 70V69H250ZM99 71V70H98ZM107 71V70H106ZM117 71V70H116ZM120 71V70H119ZM125 71V70H124ZM203 71V70H202ZM203 71V72H204ZM207 71V70H206ZM217 71H219L220 72V69L219 70H217ZM234 71V70H233ZM232 71V72H233ZM254 71V70H253ZM259 72L261 71V69L260 70H258ZM256 72L257 74L259 73V72ZM3 72V70L0 72V73H2ZM79 72V71H78ZM84 72V71H83ZM215 72V71H214ZM239 72V71H238ZM237 72V73H238ZM240 72H242V71H240ZM239 72V73H240ZM64 73V74H63ZM98 72H96V74H94V75H98L99 73H100V71H99V73L97 74ZM110 73V72H109ZM113 73V72H112ZM115 73H117V72H115ZM127 73V72H126ZM126 73H122V74H125L126 75ZM135 73V72H134ZM133 73V74H134ZM139 73H140V71H139ZM190 73H191V71H190ZM205 73V72H204ZM221 73V72H220ZM219 73V74H220ZM228 73V72H227ZM226 73V74H227ZM235 73V72H234ZM246 73V72H245ZM261 73H263V72H261ZM78 74V73H77ZM81 74V73H80ZM106 74H108V73H106ZM114 74V73H113ZM121 74V72H120V75L119 76H121L122 75ZM129 74V73H128ZM138 74V73H137ZM141 74V73H140ZM139 74V75H140ZM143 74V73H142ZM141 74V75H142ZM195 74H196V72H195ZM194 74V76H196ZM202 74V73H201ZM224 74V73H223ZM232 74V73H231ZM244 74V73H243ZM250 74H251V72H250ZM101 75V74H100ZM125 75H122L123 77L125 76ZM198 75H200V73L198 74ZM207 74H205V75H203V77L202 78H204L205 76H206ZM221 75V74H220ZM236 75V74H235ZM234 75V76H235ZM79 76V75H78ZM80 76H82V78L81 79H83V75H80ZM85 76V75H84ZM107 76V75H106ZM114 76H116L115 74L113 75V77ZM138 76V75H137ZM191 76H193V75H191ZM229 76V75H228ZM231 76V75H230ZM237 76V75H236ZM261 76H262V74H261ZM94 77V76H93ZM97 77H99V75L97 76ZM131 77V76H130ZM187 77V76H186ZM198 77V76H197ZM221 77V76H220ZM225 77V76H224ZM223 77V78H224ZM233 77V76H232ZM245 77V76H244ZM250 77V76H249ZM253 77V76H252ZM264 77V76H263ZM106 78V77H105ZM138 78V77H137ZM191 78V77H190ZM194 78V77H193ZM196 78V77H195ZM254 78H256V77H254ZM1 79V78H0ZM11 79V78H10ZM13 79H12V81H13ZM80 79V78H79ZM86 79H87V77H86ZM98 79V78H97ZM100 79H102V78H99V80ZM121 79V78H120ZM124 79V78H123ZM139 79V78H138ZM186 79V78H185ZM205 79H207V76H206V78ZM217 79H219V75H218V78ZM226 79V78H225ZM227 79H229V78H227ZM233 79V78H232ZM238 80H240L239 78H237ZM236 79V80H237ZM243 79V78H242ZM249 79V78H248ZM85 80V79H84ZM84 80L83 81H81V82H84ZM89 80V79H88ZM93 80V79H92ZM91 80V81H92ZM105 80V79H104ZM107 80V79H106ZM127 80H129V79H127ZM126 79H124V81L123 82H121V83H123L124 84V82L125 81H127ZM190 80V79H189ZM202 80V79H201ZM235 80V79H234ZM247 80V79H246ZM31 82V84H30V82ZM78 81V82H77ZM86 81V80H85ZM94 81V80H93ZM97 81V80H96ZM102 81V80H101ZM108 81V80H107ZM193 81V80H192ZM233 81V80H232ZM250 81H251V78H250ZM250 81H247V82H250ZM253 81H254V79H253ZM1 83H2V81H0ZM29 82V83H28ZM90 82V81H89ZM88 82V83H89ZM95 82V81H94ZM128 82V81H127ZM141 82V81H140ZM187 82V81H186ZM189 82V81H188ZM202 82V81H201ZM235 82V81H234ZM246 82V83H247ZM0 83V84H1ZM4 83V82H3ZM6 83H7V80H6ZM11 83V82H10ZM26 83H28V85L30 86V88H31V90H29V92L30 91H32V86H34L35 87V89L37 88V90H36V92H35V90H33L34 92H35V97H37V99H35L34 97H32L33 98V100L32 99H29V102H28V100L26 101V99H28L29 97H28V95H26L28 98H25V102H22L23 103V105H25L26 107H27V109H24V108H22L23 110L19 113H17V115L15 114V113H13L12 115L13 116H15L14 117V121L12 122L13 124H15V125H11V122H10V120H11V114H10V112H9V114L11 115L10 117H9V115H7L8 114V111H10L11 109H12V107H11V109L9 110V108H10V106L11 105H13L14 106V103H15V97H17V95L19 94L18 92H17V90L19 89V88H21V87H23L21 90H23V89H25V87L26 88H28V89H30L29 87H28V85L26 84ZM85 83V82H84ZM100 83V82H99ZM103 84H105L104 82H102ZM119 83H120V81H119ZM126 83V82H125ZM138 83V82H137ZM236 83V82H235ZM235 83H234V85H232L233 87L235 86ZM241 83H244L245 84V80L242 82L241 81ZM257 83V82H256ZM12 84V83H11ZM24 84H26V85H24ZM101 84V83H100ZM107 84V83H106ZM128 84V83H127ZM127 84H125L123 87H124V89H125V86L127 85ZM139 84V83H138ZM183 84H185V83H183ZM202 84H203V82H202ZM204 84H206V82H204ZM228 84V83H227ZM230 84V83H229ZM233 84V83H232ZM240 84V83H239ZM243 84V85H244ZM250 84H252V83H250ZM254 84V83H253ZM258 84V83H257ZM256 84V85H257ZM5 85V84H4ZM25 87H24V86ZM82 85V84H81ZM85 85H86V83H85ZM91 85V84H90ZM97 86H98V84H96ZM231 85V84H230ZM242 85V86H243ZM249 84L247 83V84H245L244 86H246V89L247 88H251V86L249 85ZM255 85V84H254ZM5 86V87H6ZM84 86V85H83ZM87 86V85H86ZM89 86V85H88ZM93 86H95V83H94V85ZM92 85H91V87H93ZM186 86H188V85H186ZM238 86V85H237ZM259 86H260V84H259ZM80 87V86H79ZM85 87V86H84ZM100 87V86H99ZM102 87V86H101ZM104 87V86H103ZM107 87V86H106ZM115 86H113V88H114ZM122 87V86H121ZM128 87V86H127ZM138 87V86H137ZM140 88H141V86H139ZM203 87V86H202ZM204 87H205V85H204ZM241 87V86H240ZM254 87H256V86H254ZM82 88V87H81ZM90 88V87H89ZM96 88V87H95ZM105 88V87H104ZM112 88V89H113ZM187 88V87H186ZM234 88H237L236 86L234 87ZM241 88H244V87H241ZM261 88V87H260ZM27 89V90H28ZM108 89V88H107ZM110 89V88H109ZM108 89V90H109ZM112 89H110V90H112ZM233 89V88H232ZM232 89H230V90H232ZM239 88H237V90H238ZM259 89V88H258ZM258 89H256V90H258ZM82 90V89H81ZM85 90V89H84ZM94 90V89H93ZM92 90V88H91V91H93ZM97 90V89H96ZM102 90H103V88H102ZM105 90H106V88H105ZM108 90H107V92H108ZM125 90H128V89H125ZM130 90V89H129ZM140 90V89H139ZM142 90V89H141ZM187 90V89H186ZM234 90V89H233ZM249 90V89H248ZM264 90V89H263ZM262 90V91H263ZM32 91V92H33ZM88 91V90H87ZM98 91V90H97ZM100 91V90H99ZM114 91V90H113ZM123 91V90H122ZM121 91V92H122ZM205 91V90H204ZM221 91H222V89H221ZM239 91H241V89L239 90ZM17 92V93H16ZM20 92V91H19ZM23 92V91H22ZM21 92V93H22ZM25 92V91H24ZM101 92V91H100ZM105 92V91H104ZM127 92V91H126ZM187 92H189V90L187 91ZM226 92H228V91H226ZM230 92V91H229ZM243 92V91H242ZM249 92V91H248ZM252 92V91H251ZM255 92V91H254ZM258 92V91H257ZM20 93V94H21ZM82 93H84V92H82ZM88 93H89V91H88ZM91 93V92H90ZM95 93V92H94ZM106 93V92H105ZM109 93V92H108ZM107 93V94H108ZM115 93V92H114ZM125 93V92H124ZM131 93V92H130ZM223 93V92H222ZM237 93V92H236ZM244 93H246V92H244ZM253 93V92H252ZM259 93H260V91H259ZM28 94H30V93H28ZM32 94H34V93H32ZM32 94H30V96H32ZM103 95H104V93H102ZM106 94V95H107ZM119 94V93H118ZM126 94V93H125ZM139 94V93H138ZM204 94V93H203ZM202 94V95H203ZM220 94V93H219ZM240 94H242V93H240ZM240 94H238L239 95V98L241 97L240 96ZM264 94V93H263ZM83 95V94H82ZM86 95H88V94H86ZM86 95H85V97H86ZM91 95H92V93H91ZM122 95V94H121ZM120 95V96H121ZM140 95V94H139ZM139 95H137L138 97H136V96H134V98H139L140 96ZM143 95V94H142ZM223 95V94H222ZM227 95V94H226ZM244 95V94H243ZM242 95V96H243ZM252 95V94H251ZM250 95V96H251ZM20 96V95H19ZM24 96V94L22 95V97ZM99 96H101V94L99 95ZM125 96V95H124ZM128 96V95H127ZM133 95H131L130 97H132ZM204 96V95H203ZM221 96V95H220ZM228 96V95H227ZM25 97V96H24ZM88 97V96H87ZM105 98L107 97V96H104ZM103 97V98H104ZM238 97V96H237ZM253 97V96H252ZM255 97H258V96H254V98ZM104 98V99H105ZM117 98V97H116ZM118 98H119V96H118ZM123 98V97H122ZM142 98V97H141ZM141 98L139 99L140 101H141ZM17 99H19L18 97H17ZM24 99V98H23ZM22 99V100H23ZM70 99V100H69ZM125 99V98H124ZM130 99V98H129ZM234 99H236L235 98V95H234ZM241 99V98H240ZM250 99H252L251 97H250ZM261 99V98H260ZM39 100V99H38ZM115 100V99H114ZM139 100H136V103H137V106L138 105H141V102H139ZM150 100H151V103H152V99L150 98ZM153 100H156V99H153ZM238 100V99H237ZM24 101V100H23ZM117 101H120V100H116V102H115V104L117 103ZM242 101V100H241ZM245 101V100H244ZM262 101H263V99H262ZM9 102H13V104H7V103H9ZM17 102V101H16ZM42 102V101H41ZM94 102V101H93ZM98 102H99V100H98ZM97 102V103H98ZM108 102V101H107ZM110 102V101H109ZM130 102V101H129ZM132 102V101H131ZM134 102H135V99H134ZM133 102V103H134ZM157 102V101H156ZM50 103H51V101H50ZM103 103V102H102ZM101 103V104H102ZM6 104L7 105H9L8 106V108L6 107ZM43 104V103H42ZM107 104V106H109L108 105V103H106ZM110 104V103H109ZM113 104V103H112ZM118 104V103H117ZM116 104V105H117ZM128 104V103H127ZM156 104V103H155ZM158 104V103H157ZM156 104V105H157ZM19 105V104H18ZM22 105V106H23ZM36 105V104H35ZM40 105H41V103H40ZM96 105H98V104H96ZM100 105V104H99ZM99 105H98V107H99ZM104 105V104H103ZM111 105V104H110ZM115 105V106H116ZM119 105H121V103H119ZM125 105H126V103H125ZM124 104L122 105V106H125ZM129 105V104H128ZM153 105H154V102H153ZM153 105H151V107L153 108ZM159 105V104H158ZM243 105V104H242ZM24 106V107H25ZM29 106V107H28ZM87 106V105H86ZM131 106V105H130ZM244 106V105H243ZM246 106H248V104H246ZM44 107V106H43ZM101 107V106H100ZM140 107V106H139ZM139 107H137V108H139ZM159 107H160V105H159ZM250 107V106H249ZM6 108L8 109V110H6ZM21 108V107H20ZM86 108V107H85ZM103 108V107H102ZM104 108H106V107H104ZM124 108V107H123ZM131 108V107H130ZM130 108H128L129 110H130ZM154 108H155V106H154ZM251 108V107H250ZM87 109V108H86ZM95 109H96V107H95ZM98 109V113H99V108H97ZM96 109V110H97ZM113 109V108H112ZM125 109H126V106H125ZM156 109V108H155ZM245 109V108H244ZM249 109V108H248ZM14 109H12V111H13ZM71 110V109H70ZM72 110H74L73 108H72ZM107 110L108 109H106V112H105V114L107 115ZM111 110V109H110ZM114 110H115V108H114ZM124 110V109H123ZM122 110V111H123ZM154 110V109H153ZM157 110V109H156ZM250 110V109H249ZM87 111V110H86ZM85 111V112H86ZM131 111V110H130ZM133 111V110H132ZM131 111V112H132ZM160 111V110H159ZM246 111H247V109H246ZM251 111V110H250ZM253 111H255V110H253ZM17 112V111H16ZM70 112V111H69ZM71 112H73V111H71ZM90 112L91 113H93V110L91 111L90 110ZM101 112V111H100ZM103 112H104V110H103ZM111 112V111H110ZM109 112V113H110ZM124 112V111H123ZM153 112V111H152ZM155 112V114H157L156 113V111H154ZM232 112V111H231ZM249 112V111H248ZM256 112V111H255ZM30 113V112H29ZM87 113V112H86ZM112 113H113V111H112ZM126 113V112H125ZM137 113V112H136ZM245 113H247V112H245ZM15 114V115H14ZM70 114V113H69ZM88 114V113H87ZM119 114V113H118ZM128 114H130V113H128ZM128 114L127 115H123V116H125L126 118H127V116H128ZM131 114H133V113H131ZM161 114V113H160ZM68 115V114H67ZM98 115H100L101 116V114H98ZM109 115V114H108ZM112 115V114H111ZM121 115V114H120ZM134 115V114H133ZM132 115V116H133ZM153 115V114H152ZM236 115V114H235ZM250 115V114H249ZM257 115V114H256ZM258 115H259V113H258ZM257 115V116H258ZM261 115V114H260ZM12 116V117H13ZM30 116V115H29ZM32 116V115H31ZM88 115H86V117H87ZM91 116H92V114H91ZM96 115L94 114V117H95ZM104 116V115H103ZM114 116V115H113ZM156 116V115H155ZM228 116V115H227ZM244 116V115H243ZM264 116V115H263ZM263 116H261V117H263ZM36 117V116H35ZM85 117V116H84ZM97 117V116H96ZM95 117V118H96ZM102 117V116H101ZM105 117V116H104ZM104 117H103V119H104ZM110 117V116H109ZM157 117H158V115H157ZM159 117L161 118V116L159 115ZM229 117V116H228ZM239 117V116H238ZM247 117H249V116H247ZM252 117V116H251ZM251 117L249 118L250 120H251ZM8 118L10 119L8 122H9V124H6V120H8ZM74 118V117H73ZM92 118V117H91ZM98 118V117H97ZM111 118H112V116H111ZM124 118V117H123ZM126 118H124V119H126ZM129 118V117H128ZM132 118H134V117H132ZM152 118V117H151ZM155 118V117H154ZM236 118V117H235ZM254 118V121H255V118H256V116L255 117H253ZM260 118V117H259ZM31 119V118H30ZM36 118H33V120L32 121H34ZM102 119V120H103ZM106 119V118H105ZM108 119V118H107ZM107 119H106V121H107ZM110 119V118H109ZM108 119V120H109ZM124 119H123V121H124ZM149 119H150V117H149ZM148 119V120H149ZM157 119V118H156ZM229 119V118H228ZM231 119V118H230ZM258 119V118H257ZM13 120V119H12ZM37 120V119H36ZM69 120H72V118H69ZM93 120L95 121V119L93 118ZM97 120V119H96ZM101 120V121H102ZM121 120V119H120ZM119 120V121H120ZM127 120V119H126ZM153 120V119H152ZM160 120V119H159ZM171 120H173L172 118H171ZM30 121V120H29ZM92 121V120H91ZM101 121H100V123H101ZM105 121V120H104ZM111 121V120H110ZM134 121V120H133ZM150 121V120H149ZM161 121V120H160ZM253 121V120H252ZM258 121V120H257ZM256 121V122H257ZM96 122V121H95ZM98 122H99V119H98ZM131 122H132V120H131ZM146 122V121H145ZM148 122V121H147ZM154 122V121H153ZM33 123V122H32ZM31 123V124H32ZM66 123V122H65ZM70 123H71V121H70ZM84 123V124H85ZM90 123V122H89ZM88 123V124H89ZM92 123V122H91ZM119 123V122H118ZM125 123V122H124ZM143 123V122H142ZM157 123V122H156ZM226 123H227V121H226ZM231 123V122H230ZM261 123H262V121H261ZM264 123V122H263ZM26 124V123H25ZM68 123H66V125H67ZM93 124V123H92ZM95 124V123H94ZM107 124V123H106ZM110 124V123H109ZM113 124H115V123H113ZM120 124V123H119ZM126 124V123H125ZM132 124V123H131ZM141 124V123H140ZM170 124V123H169ZM172 124V123H171ZM254 124V123H253ZM11 125V126H10ZM27 125V124H26ZM90 125V124H89ZM88 125V126H89ZM97 125V124H96ZM98 125H99V123H98ZM104 125V124H103ZM128 125V124H127ZM133 125V124H132ZM137 125V124H136ZM143 125V124H142ZM142 125L141 126H139V127H142ZM149 125V124H148ZM152 125V124H151ZM153 125H154V123H153ZM163 125H165L164 123H163ZM162 125V126H163ZM168 125V124H167ZM212 125V124H211ZM234 125V124H233ZM249 125V124H248ZM9 126L11 127L10 129H9ZM12 126H15L14 128H12ZM36 126V125H35ZM62 126V125H61ZM83 126V125H82ZM87 126V125H86ZM109 126V125H108ZM112 126H114V125H112ZM122 126H124V125H122ZM129 126V125H128ZM156 126V125H155ZM157 126H161V125H157ZM228 126V125H227ZM250 126V125H249ZM29 127V126H28ZM28 127H27V130H29L28 129ZM64 127V126H63ZM101 127H102V124H101ZM105 127H106V125H105ZM121 127V126H120ZM120 127H119V129H120ZM146 127V126H145ZM230 127V126H229ZM234 127V126H233ZM233 127H231V128H233ZM256 127V126H255ZM260 127H262L261 125H260ZM33 128H35V127H33ZM60 128V127H59ZM62 128V127H61ZM104 128V127H103ZM114 128V127H113ZM116 128V127H115ZM124 128H126V126L124 127ZM130 128H132L131 126H130ZM133 128H134V126H133ZM132 128V129H133ZM153 128H155L154 126H153ZM152 128V129H153ZM164 128H170V127H164ZM259 128V127H258ZM263 128V127H262ZM260 129L259 128V131L261 132V130H263V129ZM81 129H82V127H81ZM84 129H85V127H83V131H84ZM86 129H88L87 127H86ZM102 129V128H101ZM101 129H100V131H101ZM105 129V128H104ZM103 129V130H104ZM106 129H107V127H106ZM108 129H110L111 130V128H108ZM107 129V130H108ZM142 129V128H141ZM144 129V128H143ZM151 129V128H150ZM171 129V128H170ZM227 129V128H226ZM102 130V131H103ZM126 130H130L129 128L128 129H126ZM134 130V129H133ZM132 130V131H133ZM149 130V129H148ZM153 130H155V129H153ZM158 130H159V128H158ZM167 130H169V129H167ZM232 130V129H231ZM258 129H256V131H257ZM68 131H69V129H68ZM87 131V130H86ZM88 131H89V129H88ZM131 131V132H132ZM139 131H141V130H139ZM145 131V130H144ZM166 131V130H165ZM252 131V130H251ZM250 131V132H251ZM26 132V131H25ZM31 132V131H30ZM29 132V133H30ZM33 132V131H32ZM107 132V131H106ZM124 132V131H123ZM127 132V131H126ZM130 132V133H131ZM158 132V131H157ZM162 133H163V131H161ZM234 132V131H233ZM235 132H237L238 133V131L237 130H235ZM248 132H249V130H248ZM249 132V133H250ZM263 132H264V130H263ZM10 134V135H8V134ZM35 133H37V132H35ZM84 133V132H83ZM89 133V132H88ZM129 133V134H130ZM138 133V132H137ZM142 133V132H141ZM145 133H148V131L147 132H145ZM155 133H156V130H155ZM170 133H172V131L170 132ZM228 133V132H227ZM226 133V134H227ZM262 133V132H261ZM30 134H32V133H30ZM29 134V135H30ZM38 134V133H37ZM62 134V133H61ZM91 134V133H90ZM98 134V133H97ZM99 134H102V133H99ZM106 134H108V133H106ZM136 134V133H135ZM138 134H140V133H138ZM143 134V133H142ZM156 134H158V133H156ZM164 134H166V133H164ZM174 134V133H173ZM172 134V135H173ZM235 134V133H234ZM258 134V133H257ZM263 134V133H262ZM261 134V135H262ZM18 135V136H17ZM22 135V134H21ZM26 135H28L27 133H26ZM34 135V134H33ZM85 135V134H84ZM89 135V134H88ZM93 135V134H92ZM103 135H104V133H103ZM102 135V136H103ZM120 135V134H119ZM131 135V134H130ZM141 135V134H140ZM139 135V136H140ZM145 135H147V134H145ZM144 135V136H145ZM151 135V134H150ZM149 135V136H150ZM171 135V136H172ZM229 135H231V134H229ZM236 135V134H235ZM239 135V134H238ZM259 135V134H258ZM23 136V135H22ZM43 136H38V137H40V138H42ZM86 136V135H85ZM94 136H95V133H94ZM113 136V135H112ZM116 136H118V135H116ZM123 136V135H122ZM121 135H120V139H122L121 137H122ZM129 136V135H128ZM154 136V135H153ZM152 136V137H153ZM158 136H160V135H158ZM162 136V135H161ZM226 136V135H225ZM240 136V135H239ZM256 136V135H255ZM263 136H264V134H263ZM27 137V136H26ZM29 137V136H28ZM34 137V136H33ZM36 137V136H35ZM92 137V136H91ZM96 137H97V135H96ZM115 137V136H114ZM125 137V136H124ZM123 137V138H124ZM130 137V136H129ZM156 137V136H155ZM155 137L154 138H152L153 140L155 139ZM164 137H166L165 135H164ZM163 137V138H164ZM169 137V136H168ZM232 137V136H231ZM230 137V138H231ZM241 137V136H240ZM252 137H253V134H252ZM258 136H256L255 138H257ZM98 138V137H97ZM101 138V137H100ZM99 138V139H100ZM106 138V137H105ZM134 138V137H133ZM136 138V137H135ZM141 138V137H140ZM151 138V137H150ZM170 138V137H169ZM239 138V137H238ZM242 138V137H241ZM6 139V138H5ZM20 139H22L21 137H20ZM24 139V138H23ZM27 139V138H26ZM34 139V138H33ZM39 139V138H38ZM37 139V140H38ZM58 139H60V136H59V138L57 137V141H58ZM102 139V138H101ZM112 139V138H111ZM130 139V138H129ZM132 139V138H131ZM130 139V140H131ZM143 139V138H142ZM146 139H149V138H147L146 137ZM151 139V140H152ZM167 139V138H166ZM171 139V138H170ZM225 139H226V137H225ZM242 139H244V138H242ZM260 139H262V137H260ZM16 140H19V137H18V139L16 138ZM15 140V141H16ZM25 140V139H24ZM23 140V141H24ZM28 140V139H27ZM31 140V139H30ZM35 141H36V138L34 139ZM33 140V141H34ZM113 140V139H112ZM128 140V139H127ZM126 140V141H127ZM150 140V139H149ZM149 140H148V142H149ZM250 140H251V138H250ZM8 141V140H7ZM6 141V142H7ZM22 141V142H23ZM87 141V140H86ZM89 141V140H88ZM100 141V140H99ZM104 141V140H103ZM122 141V140H121ZM121 141H116L118 144H119V142L121 143ZM125 141V142H126ZM139 141V140H138ZM141 141V140H140ZM168 141V140H167ZM228 141H229V136H228ZM232 141H233V138H232ZM232 141H230V142H232ZM260 141V140H259ZM19 142V141H18ZM56 142V141H55ZM63 142V141H62ZM68 142V141H67ZM83 142V141H82ZM101 142V141H100ZM105 142H107V141H105ZM131 142V144L133 143L132 141H130ZM145 142V141H144ZM152 142V141H151ZM170 142V141H169ZM168 142V143H169ZM246 142V141H245ZM244 142V143H245ZM249 142V141H248ZM262 142V141H261ZM264 142V141H263ZM38 143V142H37ZM88 143V142H87ZM86 143V144H87ZM93 143V142H92ZM91 143V144H92ZM104 143V142H103ZM138 143V142H137ZM235 143V142H234ZM254 143H256V142H253V144ZM259 143V142H258ZM7 144V143H6ZM17 143H13L12 145H16ZM22 144H24V143H22ZM32 144V143H31ZM41 144V143H40ZM57 144V143H56ZM62 144V143H61ZM84 144V143H83ZM124 145L126 144V143H123ZM122 144V145H123ZM140 144V143H139ZM144 144V143H143ZM146 144H147V142H146ZM157 144V143H156ZM173 144V143H172ZM247 145L249 144V143H246ZM253 144H251L252 146H253ZM257 144V143H256ZM260 144V143H259ZM20 145V147H22V145L21 144H18L17 146H19ZM33 145V144H32ZM63 145V144H62ZM90 145V144H89ZM98 145V144H97ZM100 145V144H99ZM114 145V144H113ZM116 145V144H115ZM231 145V144H230ZM235 145H236V143H235ZM247 145H245V146H247ZM261 145H263V144H261ZM260 145V146H261ZM5 146V145H4ZM28 146V145H27ZM31 146V145H30ZM88 146V145H87ZM95 146V145H94ZM103 146V145H102ZM101 146V147H102ZM117 146V145H116ZM133 146V145H132ZM173 146V145H172ZM227 146V145H226ZM233 145H231V147H232ZM237 146V145H236ZM240 146H242V144H240ZM244 146V147H245ZM12 148H13V146H11ZM37 147H39L38 145H37ZM41 147V146H40ZM57 147V146H56ZM63 147V146H62ZM78 147H80V145L78 146ZM97 147V146H96ZM106 147H108V145L106 146ZM110 147V146H109ZM118 147V146H117ZM120 147V146H119ZM125 147H126V145H125ZM134 147H136L135 145H134ZM169 147V146H168ZM173 147H175V146H173ZM239 147V146H238ZM243 147V146H242ZM257 147V146H256ZM2 148V147H1ZM0 148V149H1ZM7 148V147H6ZM15 148V147H14ZM17 148V147H16ZM27 148V147H26ZM58 148V147H57ZM61 148V147H60ZM84 148V147H83ZM91 148V147H90ZM89 148V149H90ZM112 148V147H111ZM111 148H108V149H111ZM113 148H114V146H113ZM137 148H139V146L137 147ZM172 148V147H171ZM176 148V147H175ZM174 148V149H175ZM226 148V147H225ZM254 148V147H253ZM257 148H259V146L257 147ZM3 149V148H2ZM9 149H10V147H9ZM18 149V148H17ZM23 149V148H22ZM37 149V148H36ZM40 149V148H39ZM55 149V148H54ZM78 149V148H77ZM91 149H95V148H93V146H92V148ZM91 149H90V151H91ZM97 149H99V148H97ZM106 149V148H105ZM108 149H107V151H108ZM124 149V148H123ZM122 149V150H123ZM126 149V148H125ZM134 149V148H133ZM155 149H156V147H155ZM234 149H237V148H233V150ZM240 149V148H239ZM251 149V148H250ZM19 150H20V148H19ZM29 150H30V148H29ZM63 150V149H62ZM61 150V151H62ZM79 150V149H78ZM100 150V149H99ZM111 150H114V149H111ZM121 150V149H120ZM129 150V149H128ZM173 150V149H172ZM226 150H228V148H226ZM258 150V149H257ZM11 151V150H10ZM12 151H14L13 149H12ZM22 151V150H21ZM28 151V150H27ZM26 150H25V152H27ZM31 151V150H30ZM33 151V150H32ZM37 151V150H36ZM40 151V150H39ZM57 151V150H56ZM59 151V150H58ZM66 151V150H65ZM76 151V150H75ZM81 151V150H80ZM89 151V152H90ZM104 151V150H103ZM116 150H114V152H115ZM136 151V150H135ZM138 151H139V149H138ZM247 151H249V150H247ZM247 151H245V153L247 152ZM253 151V150H252ZM262 151V150H261ZM3 152V151H2ZM1 152V153H2ZM84 152V151H83ZM93 152V151H92ZM97 152V151H96ZM104 152H106V151H104ZM104 152H102V153H104ZM122 152H124V151H122ZM122 152H118V153H122ZM144 152V151H143ZM150 152V151H149ZM235 152H237V150H235ZM243 152V151H242ZM251 152V150L249 151V153ZM258 152V151H257ZM256 152V153H257ZM264 152V151H263ZM0 153V154H1ZM8 153H10V152H7L6 151V154H8ZM16 152H14L13 154H15ZM18 153V152H17ZM52 154H53V152H51ZM54 153H55V150H54ZM62 153H63V151H62ZM66 153V152H65ZM94 153V152H93ZM92 153V154H93ZM110 153V152H109ZM127 153V152H126ZM129 153H130V151H129ZM133 153V152H132ZM173 153V152H172ZM227 153V152H226ZM230 153V152H229ZM234 153V152H233ZM244 153V154H245ZM254 153V152H253ZM19 154V153H18ZM21 154V153H20ZM28 154V153H27ZM31 154H32V152H31ZM42 154V155H41ZM60 154V153H59ZM79 154V153H78ZM82 154V153H81ZM89 154V153H88ZM98 154V153H97ZM112 154H114V153H112ZM123 154V153H122ZM121 154V155H122ZM128 154V153H127ZM137 154V153H136ZM138 154H141V153H138ZM146 154V153H145ZM178 154V153H177ZM235 154V153H234ZM234 154H231L230 153V155L229 156H231L232 157V159H233V163H231V164H234L235 166H233V167H235L236 169V171L238 172V174H239V177L241 176V178H240V180L242 181L243 179L242 178H245V175H242V171H243V169L241 170V168H243L244 167V164L242 163V161L243 160H241V158H237V156H234ZM247 154H248V152H247ZM3 155V154H2ZM11 155V154H10ZM29 155V154H28ZM33 155H34V151H33ZM39 155H41V156H39ZM58 155V154H57ZM74 155V154H73ZM86 155V154H85ZM106 155V154H105ZM117 155V154H116ZM130 155V154H129ZM133 155V154H132ZM131 155V156H132ZM172 155V154H171ZM176 155V154H175ZM236 155V154H235ZM238 155V154H237ZM253 155V154H252ZM261 155H262V153H261ZM14 156V155H13ZM51 156V155H50ZM76 156H78V155H76ZM81 156H83V155H81ZM91 156V155H90ZM101 156V155H100ZM103 156V155H102ZM109 156V155H108ZM107 156V157H108ZM111 156V155H110ZM109 156V157H110ZM122 156H124V155H122ZM135 156V155H134ZM134 156H132L133 158H134ZM142 156H144V155H142ZM149 156V155H148ZM173 156V155H172ZM178 156V155H177ZM239 156H240V154H239ZM238 156V157H239ZM242 156V155H241ZM244 156V155H243ZM242 156V157H243ZM245 156H246V158L248 157V155H246L245 154ZM249 156H251V155H249ZM255 156H258V155H255ZM7 157H9V155L7 156ZM15 157V156H14ZM22 157H24V156H22ZM28 157V156H27ZM32 157V156H31ZM30 157V158H31ZM34 157V156H33ZM32 157V158H33ZM36 157V156H35ZM54 157V156H53ZM74 157H75V155H74ZM74 157H73V159H74ZM79 157V156H78ZM77 157V158H78ZM86 157H88V155L86 156ZM96 157H97V155H96ZM112 157V156H111ZM121 157V156H120ZM126 157V156H125ZM129 157V156H128ZM138 157V156H137ZM141 157V156H140ZM139 157V158H140ZM145 157H146V155H145ZM153 157V156H152ZM151 157V158H152ZM262 156H260V158H261ZM13 158V157H12ZM16 158V157H15ZM20 158V157H19ZM18 158V159H19ZM26 158V157H25ZM29 158V157H28ZM31 158V159H32ZM50 158V157H49ZM58 158H61V157H58ZM80 158V157H79ZM90 158V157H89ZM94 158V157H93ZM92 158V159H93ZM113 158V157H112ZM117 158V157H116ZM148 158V157H147ZM146 158V159H147ZM154 158V157H153ZM251 158V157H250ZM253 158V157H252ZM257 158H259V157H257ZM259 158V159H260ZM6 159V158H5ZM17 159V160H18ZM21 159H23V158H21ZM54 159V158H53ZM56 159V158H55ZM72 159V158H71ZM87 159V158H86ZM99 159V158H98ZM98 159H96V160H98ZM110 159V158H109ZM123 159V158H122ZM141 159V158H140ZM145 159V158H144ZM254 159V161H255V158H253ZM258 159V160H259ZM15 160L16 159H14V162H15ZM25 160V159H24ZM89 160V159H88ZM87 160V161H88ZM90 160H91V158H90ZM103 160V159H102ZM111 160V159H110ZM116 160V159H115ZM118 160V159H117ZM133 160V159H132ZM136 160H138V158L136 159ZM136 160H134V161H136ZM149 160V159H148ZM239 160H241V161H239ZM246 160H248V159H246ZM261 160H262V158H261ZM1 161V160H0ZM3 161V160H2ZM5 161V160H4ZM9 161V160H8ZM13 161V160H12ZM26 161V160H25ZM24 161V162H25ZM28 161V160H27ZM71 161V160H70ZM81 161V160H80ZM84 161V160H83ZM101 161V160H100ZM108 161V160H107ZM113 161H114V159H113ZM128 161V159L126 160V162ZM129 161H131V160H129ZM133 161V162H134ZM139 161V160H138ZM145 161V160H144ZM253 161V160H252ZM264 161V160H263ZM99 162V161H98ZM125 162V161H124ZM125 162V163H126ZM244 162V161H243ZM18 163H19V161H18ZM21 163H23V161L21 162ZM26 163V162H25ZM24 163V164H25ZM28 163V162H27ZM26 163V164H27ZM52 163V162H51ZM79 163V162H78ZM77 163V164H78ZM93 163V162H92ZM96 163V162H95ZM101 163V162H100ZM122 163V162H121ZM130 162H128V164H129ZM137 163V162H136ZM146 163V162H145ZM243 164V167H242V164ZM258 163V162H257ZM67 164V165H66ZM76 164V163H75ZM84 164V163H83ZM108 164V163H107ZM134 164V163H133ZM139 164H142V163H139ZM139 164L137 165V167L139 166ZM147 164V163H146ZM149 164V163H148ZM151 164H152V162H151ZM245 164H246V162H245ZM264 164V163H263ZM7 167H8V165H7V163L5 164ZM13 165V164H12ZM18 165V164H17ZM28 165H30L29 163H28ZM28 165H26V166H28ZM32 165V164H31ZM30 165V166H31ZM79 165V164H78ZM85 165V164H84ZM92 165V164H91ZM130 165H132V164H130ZM130 165H127L128 166V168H129V166ZM154 165V164H153ZM252 165V164H251ZM259 165V164H258ZM3 166V165H2ZM5 166V167H6ZM19 166V165H18ZM24 166V165H23ZM30 166H29V168H30ZM61 166H59L60 168H61ZM77 166V165H76ZM75 166V167H76ZM80 166V165H79ZM87 166V165H86ZM89 166V165H88ZM94 166V165H93ZM97 166V165H96ZM102 166V165H101ZM101 166H99V167H97L98 169L101 167ZM114 166V165H113ZM112 166V167H113ZM118 167H120L119 165H117ZM133 166V165H132ZM135 166V165H134ZM148 166H150V164L148 165ZM157 166V165H156ZM171 166V165H170ZM250 166V165H249ZM6 167V168H7ZM20 167H21V165H20ZM48 167V166H47ZM56 167V166H55ZM70 167V166H69ZM78 167V166H77ZM104 167V166H103ZM126 167V166H125ZM144 167H147V165L146 166H144ZM151 167V166H150ZM155 167V166H154ZM232 167V166H231ZM251 167V166H250ZM249 167V168H250ZM262 167V166H261ZM260 167V168H261ZM19 168V167H18ZM28 168V167H27ZM59 168V169H60ZM89 168V167H88ZM97 168H94V170L95 169H97ZM107 168V167H106ZM109 168H111V166L109 167ZM108 168V169H109ZM124 168V167H123ZM123 168H121V169H123ZM134 168H136V167H134ZM139 168H142L141 166H139L138 167V169ZM149 168V167H148ZM246 168H247V166H246ZM16 169V168H15ZM20 169V168H19ZM24 169V168H23ZM34 169V170H35ZM64 169V168H63ZM76 169V168H75ZM90 169V168H89ZM97 169V170H98ZM102 169V168H101ZM107 169V170H108ZM112 169V168H111ZM116 169V168H115ZM127 169V168H126ZM137 169V168H136ZM150 169V168H149ZM232 169V168H231ZM234 169V168H233ZM248 169V168H247ZM246 169V170H247ZM253 169H254V167H253ZM256 169H257V166H256ZM2 170L3 169H1V171L0 172H2ZM12 170V169H11ZM25 170V169H24ZM24 170H22V172L24 171ZM28 170V169H27ZM30 170V169H29ZM62 169H60V171H58V172H62L61 171ZM65 170H66V168H65ZM105 170V169H104ZM120 170V169H119ZM130 171H131V169H129ZM140 171H141V169H139ZM143 170H144V168H143ZM151 170V169H150ZM150 170H148V171H150ZM154 170V169H153ZM155 170H157L158 171V169H155ZM235 170H233V172L232 173H235L236 171ZM7 171V170H6ZM5 171V172H6ZM46 171V170H45ZM79 171V170H78ZM99 171H101V170H99ZM111 171V170H110ZM124 171H126V170H124ZM124 171H122V172H124ZM133 171H134V169H133ZM152 171V170H151ZM172 171H173V167H172ZM245 171V170H244ZM251 171H252V168H251ZM263 171H264V169H263ZM65 172H67V171H65ZM72 172V171H71ZM75 172H76V170H75ZM75 172H73L74 174H75ZM83 172H84V169H83ZM106 172V171H105ZM108 172V171H107ZM120 172V171H119ZM122 172H120V173H122ZM136 172V171H135ZM144 172V171H143ZM147 172V171H146ZM256 172V171H255ZM254 172V173H255ZM258 172H260V171H258ZM7 173V172H6ZM10 173V172H9ZM14 173V172H13ZM13 173H12V175H13ZM24 173V172H23ZM26 173V172H25ZM67 173H69V172H67ZM78 173V172H77ZM82 173V172H81ZM86 173H87V171H86ZM90 173V172H89ZM93 173V172H92ZM97 173V172H96ZM101 174H104V173H102V172H100ZM109 173V172H108ZM116 173V172H115ZM125 173H127L128 174V172H125ZM124 173V174H125ZM153 173V172H152ZM157 173V172H156ZM156 173H154V174H156ZM244 173V172H243ZM245 173H247V171L245 172ZM253 173V172H252ZM40 174V173H39ZM45 174V173H44ZM47 174V173H46ZM45 174V175H46ZM73 174V175H74ZM83 174V173H82ZM111 174V173H110ZM113 175H114V173H112ZM117 174V173H116ZM127 174H125V175H127ZM136 174H137V172H136ZM144 174V173H143ZM146 174V173H145ZM151 174V173H150ZM149 174V175H150ZM237 174V175H238ZM261 174V173H260ZM9 175V174H8ZM15 175V174H14ZM32 175V174H31ZM61 175V174H60ZM63 175V174H62ZM67 175V174H66ZM86 175V174H85ZM84 175V176H85ZM92 175L93 174H91V179H92ZM97 175V174H96ZM108 175V174H107ZM107 175H106V179H107V181L109 182V180H108V178H107ZM119 175V174H118ZM123 175V174H122ZM148 175V174H147ZM146 175V176H147ZM212 175H214L215 176V174L213 173ZM233 175V174H232ZM237 175H235V176H237ZM249 175H251V174H249ZM253 175H255V174H253ZM3 176V175H2ZM6 176H7V174H6ZM17 176V175H16ZM25 176V175H24ZM33 176V175H32ZM70 176V180L73 178V177H71V175H69ZM87 176V175H86ZM98 176V175H97ZM103 176V175H102ZM112 176V175H111ZM115 176V175H114ZM138 176H140L139 174H138ZM234 176V175H233ZM244 176V177H243ZM4 177V176H3ZM9 177H11V176H9ZM8 177V180L10 179ZM26 177V176H25ZM30 177V176H29ZM34 177V176H33ZM43 177H45V176H43ZM68 177V176H67ZM79 177H80V174H79ZM82 177V176H81ZM109 177V176H108ZM125 177H128V176H125ZM141 177V176H140ZM189 177V176H188ZM210 177V176H209ZM261 177H263V176H261ZM5 178V177H4ZM4 178H3V181H4ZM14 178V177H13ZM19 178V177H18ZM22 177L20 176V179H21ZM24 178V177H23ZM39 178V177H38ZM58 178V177H57ZM62 178H63V176H62ZM64 178H66V177H64ZM69 178V177H68ZM75 178V177H74ZM95 178V177H94ZM112 179H114V177H111ZM119 179H120V176L118 177ZM122 178V177H121ZM130 178V177H129ZM151 178V177H150ZM153 178V177H152ZM155 178V177H154ZM212 178V177H211ZM214 178V177H213ZM212 178V179H213ZM238 178V177H237ZM6 179V178H5ZM45 179V178H44ZM76 179H77V177H76ZM76 179H75V181H76ZM81 179H85V177H83V178H80V181H81ZM87 179V178H86ZM97 179V178H96ZM105 179V178H104ZM123 179H124V177H123ZM135 179H136V176H135ZM149 179V178H148ZM211 179V180H212ZM248 179V178H247ZM263 179H264V177H263ZM261 180V178H260V180H261V183L263 184H260V186H259V188H261V185H262V188H263V186H264V183L262 182V181H264V180ZM23 180V179H22ZM24 180H26V179H24ZM27 180H28V178H27ZM41 180H43L42 178H41ZM60 180H61V178H60ZM63 180V179H62ZM61 180V181H62ZM68 180V179H67ZM99 180V179H98ZM117 180V179H116ZM125 180V182H126V179H124ZM134 180V179H133ZM150 180V179H149ZM159 180H160V178H159ZM213 180H215V179H213ZM211 181V182H214V181ZM220 180V179H219ZM236 180V179H235ZM249 180H250V178H249ZM259 180V181H260ZM9 181H11V180H9ZM17 181V180H16ZM31 181V180H30ZM35 181V180H34ZM38 181H39V179H38ZM49 181V180H48ZM47 181V182H48ZM79 181V180H78ZM88 181V180H87ZM106 181V180H105ZM110 181H111V179H110ZM118 181H120V180H118ZM140 181V180H139ZM143 181V180H142ZM141 181V182H142ZM157 181V180H156ZM240 181V182H241ZM246 181H248V180H246ZM251 182H252V180H250ZM14 182V181H13ZM42 182V181H41ZM44 182H45V180H44ZM57 182H59L58 180L57 181H55V179H53V180H50V182L48 183V187H46V189L48 188V190H47V193L48 194H46L45 192V194H46V196H47V198L50 196V194H51V192H52V190H53V187H54V184L55 183H57ZM65 182V181H64ZM72 182V181H71ZM82 182V181H81ZM85 182H86V180H85ZM102 182V181H101ZM117 182V181H116ZM123 182V181H122ZM129 182V181H128ZM150 182V181H149ZM148 182V183H149ZM237 182H239V181H237ZM256 182V181H255ZM18 183H19V181H18ZM22 183H23V181H22ZM22 183H20L21 184V186H22ZM38 183V182H37ZM40 183V182H39ZM67 183V182H66ZM65 183V184H66ZM69 183V182H68ZM76 183V182H75ZM133 183V182H132ZM134 183H136V182H134ZM159 183H160V181H159ZM189 183V182H188ZM217 184H218V181L216 182ZM223 183V182H222ZM244 183L245 184H247L245 181H244ZM259 183V182H258ZM257 183V184H258ZM15 184V183H14ZM24 184H25V182H24ZM30 184V183H29ZM59 184H62L61 182L59 183ZM73 184V183H72ZM81 184V183H80ZM84 184V183H83ZM96 184H97V182H96ZM111 184V183H110ZM114 183L112 182V185H113ZM116 184H118V182L116 183ZM130 184V183H129ZM138 184V183H137ZM142 184V183H141ZM140 184V185H141ZM152 184H153V182H152ZM184 184H185V182H184ZM190 184V183H189ZM213 184V183H212ZM249 184H251V183H249V181H248V184L246 185V186H248ZM5 185V184H4ZM16 185V184H15ZM31 185V184H30ZM46 185V184H45ZM56 185V184H55ZM75 185V184H74ZM82 185V184H81ZM86 185H87V182H86ZM102 185V184H101ZM104 185V184H103ZM107 185V184H106ZM121 185V184H120ZM126 185V184H125ZM139 185V186H140ZM144 185H145V182H144ZM151 185V184H150ZM214 185V184H213ZM238 185H239V187H240V185L241 184H239L238 183ZM6 186V185H5ZM8 186V185H7ZM17 186H18V184H17ZM32 186V185H31ZM63 186V185H62ZM67 186V185H66ZM85 186V185H84ZM100 186V185H99ZM99 186H97V187H99ZM134 186H136V185H134ZM138 186V185H137ZM136 186V187H137ZM142 186V185H141ZM159 185H157V187H158ZM188 186V185H187ZM210 186H211V184H210ZM250 186V185H249ZM248 186V187H249ZM253 186V185H252ZM256 186V185H255ZM26 187V186H25ZM28 187V186H27ZM34 187H36V186H34ZM40 187V186H39ZM43 187V186H42ZM65 187V186H64ZM69 187V186H68ZM81 187V186H80ZM97 187H94L95 188V190H96V188ZM103 187V186H102ZM102 187L100 188V190L102 189ZM109 187H111V186H109ZM156 186H155V188H157ZM190 187H191V184H190ZM242 187V186H241ZM248 187H247V189H248ZM251 187V186H250ZM254 187V186H253ZM252 187V188H253ZM29 188V187H28ZM27 188V189H28ZM58 188V187H57ZM72 188V187H71ZM77 188V187H76ZM84 188V187H83ZM104 188V187H103ZM106 188V187H105ZM108 188V187H107ZM106 188V189H107ZM114 188V187H113ZM135 188V187H134ZM211 188V187H210ZM4 189H6V188H4ZM31 189V188H30ZM45 189V190H46ZM86 189V188H85ZM99 189V188H98ZM110 189V188H109ZM133 189V187L131 188V190ZM151 189V188H150ZM245 189V188H244ZM244 189H243V191H244ZM246 189V191H248V190H251V189H248L247 190ZM256 189V188H255ZM255 189L253 188L252 190H254V192H255V195L254 194H252L253 195V202L252 203H254V205H255V210L256 211H258L262 216H264V210L262 209L263 208V204H264V197L262 196V198L260 199L257 195H259V193L258 192H260V191H258V192H256L255 191ZM2 190H3V188H2ZM32 190V189H31ZM36 190V189H35ZM35 190H33V191H35ZM40 190V189H39ZM43 190H44V188H43ZM65 190V189H64ZM72 190V189H71ZM74 190V189H73ZM80 190V189H79ZM94 190V189H93ZM99 190V191H100ZM136 190V189H135ZM138 190V189H137ZM136 190V191H137ZM143 190V189H142ZM189 190H190V188H189ZM212 190V189H211ZM210 190V191H211ZM257 190H259V189H257ZM6 191V190H5ZM23 191H26V189L25 190H23ZM28 191V190H27ZM30 191V190H29ZM28 191V192H29ZM38 191V190H37ZM36 191V192H37ZM53 191H55V188H54V190ZM58 191V190H57ZM61 191V190H60ZM85 191V190H84ZM109 191H111V190H109ZM109 191L107 190L106 192H108V194H109ZM134 191V190H133ZM139 191V190H138ZM153 191V190H152ZM156 191V190H155ZM28 192H26V193H28ZM40 192V191H39ZM65 192V191H64ZM69 192V191H68ZM68 192H67V195H68ZM95 192V191H94ZM93 192V193H94ZM239 193H240V191H238ZM262 192V191H261ZM6 194H7V192H5ZM4 193V194H5ZM32 193V192H31ZM41 193V192H40ZM40 193H38V194H40ZM43 193V192H42ZM56 193V192H55ZM66 193V192H65ZM72 193V192H71ZM70 193V194H71ZM74 193V192H73ZM79 193H80V191H79ZM81 193H83V192H81ZM191 193V192H190ZM194 193V192H193ZM213 193V192H212ZM211 193V194H212ZM237 193V192H236ZM257 193V194H256ZM1 194H2V192H1ZM29 194H30V192H29ZM28 194V195H29ZM53 194V193H52ZM61 194V193H60ZM59 194V195H60ZM64 194V193H63ZM62 194V195H63ZM78 194V193H77ZM76 194V195H77ZM95 194V193H94ZM94 194H92L93 196H94ZM107 194V193H106ZM131 194V193H130ZM137 194V193H136ZM140 194V193H139ZM187 194V193H186ZM210 194V193H209ZM217 194V193H216ZM243 194V193H242ZM247 194V193H246ZM245 194V195H246ZM250 194V193H249ZM263 194H264V192H263ZM262 194V195H263ZM3 195V194H2ZM1 195V197H3ZM31 195V194H30ZM34 195V194H33ZM42 195V194H41ZM72 195V194H71ZM76 195H74V196H76ZM80 195V194H79ZM109 195H111V194H109ZM193 195V194H192ZM204 195V194H203ZM251 195V194H250ZM32 196V195H31ZM43 196V195H42ZM54 196V195H53ZM93 196H91V197H93ZM132 196H134V195H132ZM140 197H141V195H139ZM189 196H191V195H189ZM195 196V195H194ZM204 196H206V195H204ZM215 196V195H214ZM225 196V195H224ZM238 196V195H237ZM242 196V195H241ZM6 197H7V195H6ZM22 197V196H21ZM38 196H36V197H34V198H36L37 199V201H39V199L37 198ZM55 197V196H54ZM106 197H109V196H107L106 195ZM111 197V196H110ZM131 197V196H130ZM129 197V198H130ZM159 197V196H158ZM180 197V196H179ZM184 197V196H183ZM203 197V196H202ZM245 197H247V196H245ZM252 197V196H251ZM260 197H261V195H260ZM8 198V197H7ZM29 199H30V197H28ZM42 198V197H41ZM43 198H45V197H43ZM45 199V200H43L42 201V204L41 205H38L39 206V209H37L39 212H42L43 211V209L45 208V203H46V201L48 200V199ZM50 198V197H49ZM72 198V197H71ZM84 199V197H81V199ZM89 198V197H88ZM134 198H135V196H134ZM136 198H137V196H136ZM142 198V197H141ZM161 198V197H160ZM159 198V199H160ZM182 198V197H181ZM196 198V197H195ZM206 198V197H205ZM212 198H213V196H212ZM214 198H216V197H214ZM225 198V197H224ZM231 198H232V195H231ZM248 198H249V196H248ZM247 198V199H248ZM9 199V198H8ZM17 199V198H16ZM19 199V198H18ZM22 199V198H21ZM25 199V198H24ZM58 198H56V200H57ZM63 199H64V196H63ZM70 199V198H69ZM87 199V198H86ZM89 199H91V198H89ZM95 199V198H94ZM110 199V198H109ZM156 199H157V196H156ZM186 199V198H185ZM192 199V201L194 200V197L193 196H191L190 197V200ZM200 199V198H199ZM209 199V198H208ZM229 199V198H228ZM246 199V198H245ZM251 199V198H250ZM1 200H2V198H1ZM6 200V199H5ZM15 200V199H14ZM49 200H51V199H49ZM48 200V201H49ZM59 200V199H58ZM60 200H61V198H60ZM72 200V199H71ZM85 200V199H84ZM93 200V199H92ZM91 200V201H92ZM134 200V199H133ZM144 200V199H143ZM154 200V199H153ZM177 200H178V198H177ZM180 200V199H179ZM195 200H197V199H195ZM203 200H204V198H203ZM206 200H207V198H206ZM215 200V207H217V209L215 210V212H216V214L215 213H213L212 215L214 216V214L216 215L215 217H216V220H215V222L213 223V221H210V220H208L207 221V219H206V217H204V216H202V217H198L197 218V212H196V214H195V210H193V207L192 208H189V209H185L184 208V206L182 207V206H180V207H182L183 209H180V208H178V209H180V210H176V211H169L168 210V213H169V215L171 216L172 215V217L174 216L175 218H176V220H177V222L176 223H178V225L177 224H175L176 226H177V229L179 228L180 230H179V234H178V236H177V240L175 241V247H173L174 248V250H175V252H174V250H172L173 248L172 247H168L169 249H168V251H167V253L165 254V256L164 255H158L157 254V256H156V254L155 253H157V252H155V250H157V248H158V252H160V251H162L163 249H164V245H167V244H162V242L163 241H161V240H159L158 238H156V240L158 239V241L160 242L161 241V243L159 244V245H155V243H153L155 246V250L153 251L152 250V246H150L151 247V250H152V252H154V254H151V250L150 251H148V248H149V243L152 241L151 240V237H153L154 236V234L153 233H151V234H153V236H151V234L150 235H145V233L144 232H141V231H137V229L135 230L134 228L132 229V228H130V227H132V225H131V218L129 217V219L127 220L128 221V223L127 224H125L126 225V228L124 229V233H129V234H134L138 239H136L135 240V242L133 241L132 243H131V241H129V240H127V235L126 236H120L121 235V233H123V232H121L120 233V231H116L115 230V228H114V226L112 227V225H110V223H109V220L110 219H108V211L107 210H105V212L104 211H102L103 212V214H102V217L101 218H103L102 220H103V225H104V228H105V231H106V235H104L105 237V239L104 240H100V239H98V240H94V239H92V238H89V236H90V234L88 233V231H89V229H90V227H89V229H88V227H86V225H82V222H81V219H80V222H81V224L80 225H77V226H74V227H76L75 229L76 230H74V229H72L73 227L72 226H70L71 227V229H72V231L74 230V233L77 231V233L76 234H72V232H71V237H70V235L69 236H67L66 238H65V240L63 241V243L61 244V247H60V249L62 248V252L63 253H60V254H58V253H56L57 255H55V256H53L52 258H50L49 260H48V262H49V264H138V262H140L139 264H141V263H143V264H157L158 262L156 261L158 258V260H160V261H163V263L164 264H240L241 263V261H245V259L246 258H248V256H249V254L250 253H246L245 251L246 250H244V249H246L244 246H245V243H246V239L248 238H246L245 239V237H243V235H241V234H245V233H241V231H242V226L244 225V223H248L249 221H247V219H248V217H247V215H249V214H246V217H244L245 216V212H243V213H241L242 211L240 210V211H238V210H236V212H234V213H232L231 212V214H229L228 213V210H227V208H226V206H224L223 204H222V202H219V200L217 199H214ZM223 200V199H222ZM226 200V199H225ZM242 200V199H241ZM249 200V199H248ZM247 200V201H248ZM251 200V201H252ZM3 201V200H2ZM9 201V200H8ZM25 201V200H24ZM27 201V200H26ZM31 201V200H30ZM36 201V202H37ZM73 201V200H72ZM76 201H78V200H76ZM80 201V200H79ZM83 201V200H82ZM95 201V200H94ZM137 201V200H136ZM135 201V202H136ZM141 201V200H140ZM159 201H161V200H159ZM181 201V200H180ZM183 201V200H182ZM198 201V200H197ZM237 201V200H236ZM240 201V200H239ZM238 201V202H239ZM244 202H246L245 200H243ZM263 201V202H262ZM7 202V201H6ZM5 202V203H6ZM13 202V201H12ZM22 202V201H21ZM34 202V201H33ZM32 202V203H33ZM56 202V201H55ZM61 202V201H60ZM64 202V201H63ZM65 202H66V200H65ZM88 202V201H87ZM98 202H100V200L98 201ZM107 202V201H106ZM138 202V201H137ZM147 202V201H146ZM179 202V201H178ZM190 202V201H189ZM227 202V201H226ZM230 203H231V200L229 201ZM228 202V203H229ZM241 202V201H240ZM3 203V202H2ZM28 203H30V202H28ZM27 203V204H28ZM35 203V202H34ZM39 202H37V204H38ZM52 203V202H51ZM69 204H70V201L68 202ZM79 203V202H78ZM83 203H85V202H83ZM90 203V202H89ZM101 203H102V201H101ZM132 203V202H131ZM144 203V202H143ZM149 203V202H148ZM192 203V202H191ZM199 203H200V201H199ZM241 203H243V202H241ZM240 203V204H241ZM9 204V203H8ZM36 204V203H35ZM53 204V203H52ZM73 204H74V202H73ZM95 204H96V202H95ZM94 204V205H95ZM111 204V203H110ZM133 204H134V202H133ZM162 204V203H161ZM177 204H180V203H177ZM193 204H195V203H193ZM197 204V203H196ZM208 204V203H207ZM209 204H211V203H209ZM214 204V203H213ZM224 204H225V202H224ZM31 205V204H30ZM50 205V204H49ZM48 205V206H49ZM56 206H57V204H55ZM65 205H67V203H65ZM72 205V204H71ZM78 205V204H77ZM85 205V204H84ZM94 205H93V207H94ZM107 205V204H106ZM142 205V204H141ZM147 205V204H146ZM191 205V204H190ZM203 205V204H202ZM227 205V204H226ZM3 206V205H2ZM6 207H7V205H5ZM37 205H36V208L38 207ZM51 206V205H50ZM49 206V207H50ZM61 206V205H60ZM64 206V205H63ZM63 206H62V208H63ZM70 206V205H69ZM75 206V205H74ZM98 206V205H97ZM104 206V205H103ZM111 206V205H110ZM130 206V205H129ZM135 206V205H134ZM139 206V205H138ZM177 206V205H176ZM205 206V205H204ZM210 206V205H209ZM212 206V205H211ZM214 206V205H213ZM240 206V205H239ZM243 206V205H242ZM251 206V205H250ZM67 207V206H66ZM73 207V206H72ZM87 207H89V206H87ZM86 207V208H87ZM92 207V208H93ZM101 207V206H100ZM144 207V206H143ZM162 207V206H161ZM160 207V208H161ZM172 207V206H171ZM175 207V206H174ZM179 207V206H178ZM191 207V206H190ZM231 207H232V203H231ZM234 207H235V205H234ZM246 207V206H245ZM253 207V206H252ZM2 208V207H1ZM0 208V209H1ZM9 208V207H8ZM11 208V207H10ZM56 208V207H55ZM59 208V207H58ZM75 208V207H74ZM73 208V209H74ZM80 208H82V206H80ZM90 208V207H89ZM96 208V207H95ZM95 208L93 209L94 210V212L96 211L95 210ZM107 207H105L104 209H106ZM115 208V207H114ZM113 208V209H114ZM117 208V207H116ZM152 208V207H151ZM156 208H157V206H156ZM159 208V209H160ZM166 208V207H165ZM168 208V207H167ZM173 208V207H172ZM171 208V209H172ZM177 208V207H176ZM200 208V207H199ZM230 208V207H229ZM248 208V207H247ZM27 209V208H26ZM35 209V208H34ZM53 209V208H52ZM67 209V208H66ZM70 209V208H69ZM76 209V208H75ZM78 209V208H77ZM111 209V208H110ZM119 209V208H118ZM122 209V208H121ZM120 209V210H121ZM137 209V208H136ZM135 209V210H136ZM155 209V208H154ZM197 209V208H196ZM201 209V208H200ZM203 209H204V207H203ZM209 209H210V207H209ZM208 209V210H209ZM212 209H213V207H212ZM231 209V208H230ZM235 208H233V210H234ZM241 209V208H240ZM245 209V208H244ZM252 209V208H251ZM2 210V209H1ZM12 210V209H11ZM13 210H16V209H14L13 208ZM18 210H19V208H18ZM22 210L24 211V209H23V207H22ZM31 210H33V209H31ZM46 210H48V208L46 209ZM68 210V209H67ZM71 210V209H70ZM88 210V209H87ZM86 210V211H87ZM90 210H92L91 208H90ZM89 210V211H90ZM92 210V211H93ZM134 210V209H133ZM147 210V209H146ZM161 210V209H160ZM159 210V212H161ZM163 210H165V209H163ZM162 210V211H163ZM207 210V211H208ZM6 211V210H5ZM20 211V210H19ZM29 211V210H28ZM74 211V210H73ZM78 211V210H77ZM101 211V210H100ZM112 211V210H111ZM110 211V213H112ZM115 211H116V209H115ZM119 211V210H118ZM137 211H139L138 209H137ZM199 211V210H198ZM204 211V210H203ZM214 211V210H213ZM213 211H211V212H213ZM245 211H247V210H245ZM8 212V211H7ZM11 212V211H10ZM13 212V211H12ZM11 212V213H12ZM26 212V211H25ZM29 212H33V211H29ZM46 212H49L50 213V211H46ZM57 212H58V210H57ZM60 212V211H59ZM80 211H78V213H79ZM85 212V211H84ZM125 212V211H124ZM124 212H122V213H124ZM135 212V211H134ZM142 212V211H141ZM165 212H166V210H165ZM164 212V213H165ZM170 212H171V214H170ZM14 213H15V211H14ZM22 213V212H21ZM20 213V214H21ZM45 213V212H44ZM49 213H47V214H49ZM71 213V212H70ZM73 213V212H72ZM89 213V212H88ZM91 213V212H90ZM109 213V214H110ZM136 213V212H135ZM248 213V212H247ZM8 214V213H7ZM37 214H38V212H37ZM57 214V213H56ZM92 214V213H91ZM98 214V213H97ZM114 214V213H113ZM117 214V213H116ZM126 214V213H125ZM132 214V213H131ZM141 214V213H140ZM145 214V213H144ZM151 214V213H150ZM161 213H159L158 215H160ZM163 214V213H162ZM165 214H167V212L165 213ZM200 214V213H199ZM252 214V213H251ZM250 214V215H251ZM13 215V214H12ZM19 215V214H18ZM23 215V214H22ZM21 215V216H22ZM32 215V214H31ZM52 215V214H51ZM74 215V214H73ZM87 215V214H86ZM93 215V214H92ZM134 215V214H133ZM132 215V216H133ZM142 215V214H141ZM158 215H156V217L158 216ZM244 215V216H243ZM253 216V218L250 216L249 218H250V221L251 220H253V221H255L256 223H258L257 224V226L258 225H260L261 226V229H260V227H259V229L257 230L256 229V235L258 236V240H259V243L256 245L255 244V242H253L254 243V245H256L254 248H253V246L254 245H252V248H253V252H255L254 254H258V259L259 260H255V261H261L263 258H264V219H261L260 217H258V214H252ZM261 215H259V216H261ZM5 216H8V215H5ZM33 216V215H32ZM41 216H42V214H41ZM44 216V215H43ZM42 216V217H43ZM46 216V215H45ZM48 216V215H47ZM82 216H84V215H82ZM89 216V215H88ZM119 216H120V214H119ZM136 216H139L140 217V215H139V213L136 215ZM152 216V215H151ZM8 217H10V216H8ZM51 217V216H50ZM50 217L48 216V217H46V218H49L50 219ZM53 217H57V216H53ZM67 217H69V216H67ZM67 217H66V219H67ZM71 217V216H70ZM74 217H75V215H74ZM92 216H90V218H91ZM96 217V216H95ZM112 217V216H111ZM145 217V216H144ZM147 217V216H146ZM149 217V216H148ZM155 217V216H154ZM165 217V216H164ZM169 217V216H168ZM6 219H7V217H5ZM18 218V217H17ZM26 218V217H25ZM57 218H59V217H57ZM82 218V217H81ZM120 218V217H119ZM123 218V217H122ZM136 218V217H135ZM140 218H142V217H140ZM151 218V217H150ZM161 218H162V216H161ZM170 218V217H169ZM209 218V217H208ZM12 219H14V217H12ZM28 219V218H27ZM37 219H39V221H40V218H38L37 217ZM44 219V218H43ZM55 219V218H54ZM60 219V218H59ZM74 218H72V220H73ZM89 219V218H88ZM95 219V218H94ZM134 219V218H133ZM165 219V218H164ZM17 219L15 218V221H16ZM20 220V219H19ZM24 220V219H23ZM26 220V219H25ZM45 220V219H44ZM83 220V219H82ZM85 220V219H84ZM92 220V219H91ZM101 220V219H100ZM114 220V219H113ZM115 220H116V218H115ZM114 220V221H115ZM136 220V219H135ZM163 220V219H162ZM161 220V221H162ZM171 220V219H170ZM6 221V220H5ZM38 221V222H39ZM66 221V220H65ZM70 221V220H69ZM126 221V222H127ZM141 221V220H140ZM161 221H160V223H161ZM3 222V221H2ZM2 222H1V224H2ZM18 222H20V221H18ZM29 222H30V220H29ZM48 222V221H47ZM53 222H54V220H53ZM74 222V221H73ZM84 222V221H83ZM91 222V221H90ZM117 222H118V220H117ZM142 222V221H141ZM159 222V221H158ZM163 222V221H162ZM170 221H168V223H169ZM255 222H253V225H254V223ZM5 223V222H4ZM3 223V224H4ZM7 223V222H6ZM11 223V221L9 222V224ZM17 223V222H16ZM40 223V222H39ZM49 223V222H48ZM56 223V222H55ZM58 223V222H57ZM68 223H71V222H68ZM122 223V222H121ZM136 223V222H135ZM134 221H133V226H134ZM250 223V222H249ZM252 223V222H251ZM251 223L249 224V225H251ZM255 223V224H256ZM9 224H7V226L9 225ZM14 224V223H13ZM20 224V223H19ZM42 224V223H41ZM41 224H36V225H41ZM45 224V223H44ZM64 224V223H63ZM73 224H75V223H73ZM124 224V223H123ZM138 224V223H137ZM173 224V223H172ZM15 225H17V224H15ZM32 225H35V224H32ZM47 225V224H46ZM51 225H53V224H51ZM87 225H89V223H87ZM91 225V224H90ZM101 225V224H100ZM117 225H118V223H117ZM162 225V224H161ZM167 225V224H166ZM248 225V226H249ZM2 226V225H1ZM10 226V225H9ZM14 226V225H13ZM18 226V225H17ZM16 226V227H17ZM30 226V225H29ZM58 226V225H57ZM61 226H62V224H61ZM64 226V225H63ZM96 226H97V224H96ZM121 226H122V224H121ZM120 226V227H121ZM158 226V225H157ZM247 226V227H248ZM256 226V228H258ZM2 227H4V225L2 226ZM32 227H34V229H33V231H34V233H35V235H36V237H37V240H41L40 239V237H42V235L41 236H39V234L37 233L38 231H36V226H32ZM95 227V226H94ZM99 227V226H98ZM97 227V228H98ZM118 227V226H117ZM159 227V226H158ZM167 227V226H166ZM173 227H174V225H173ZM252 227V226H251ZM255 227V226H254ZM1 228V227H0ZM13 228H15V227H13ZM12 228V229H13ZM20 228V227H19ZM28 228V227H27ZM46 228V227H45ZM47 228H48V226H47ZM46 228V229H47ZM51 228H52V226H51ZM59 228V227H58ZM66 228V227H65ZM91 228H93L92 226H91ZM102 228H103V226H102ZM122 228V227H121ZM160 228V227H159ZM172 228V227H171ZM244 228H246V227H244ZM250 228V227H249ZM23 229H25V228H23ZM29 229V228H28ZM41 228H39V230H40ZM45 229V230H46ZM56 229H57V227H56ZM60 229V228H59ZM62 229V228H61ZM61 229H60V231H61ZM68 229V228H67ZM66 229V230H67ZM70 229V230H71ZM118 229V228H117ZM122 229V230H123ZM164 229V228H163ZM167 229V228H166ZM176 229V227L174 228V230ZM253 229V228H252ZM2 231L1 232H3V231H5V230H3V229H1ZM15 230V229H14ZM38 230V229H37ZM50 230V229H49ZM69 229L67 230V232H69L70 231ZM95 231H96V229H94ZM98 230V229H97ZM133 230L134 231H136L137 233H135V232H133ZM172 230V229H171ZM171 230H170V232H171ZM246 230V229H245ZM245 230H243L244 232H246ZM247 230H248V228H247ZM255 229H253V231H254ZM30 231V230H29ZM32 231V230H31ZM48 231V230H47ZM53 231H55V230H53ZM53 231H52V233H53ZM59 231V230H58ZM143 231V230H142ZM147 231V230H146ZM176 231V230H175ZM178 231V230H177ZM249 231H251V230H249ZM6 232H8V231H6ZM10 232V231H9ZM16 232V231H15ZM25 232H26V230H25ZM57 232V231H56ZM62 232H64V231H62ZM89 232H91V231H89ZM92 232H94V231H92ZM104 232V231H103ZM163 232V231H162ZM167 232V231H166ZM169 231H168V234L170 233ZM11 233V232H10ZM18 233V232H17ZM21 233H22V230H21ZM46 233V232H45ZM48 233V232H47ZM65 233H66V231H65ZM105 233V232H104ZM175 233H178V232H175ZM6 234V233H5ZM9 234V233H8ZM19 234V233H18ZM18 234L16 235V237L18 236ZM23 234V233H22ZM22 234L20 235V237L22 236ZM28 234H30L29 232H28ZM42 234V233H41ZM49 234V233H48ZM89 234V235H88ZM96 234V233H95ZM120 234V235H119ZM156 234V233H155ZM158 234V233H157ZM163 234V233H162ZM249 233H246L245 235H248ZM26 234H24V236H25ZM31 235V234H30ZM34 235V236H35ZM50 235V234H49ZM48 235V236H49ZM58 235V234H57ZM61 235V234H60ZM73 235H75L74 236V238H73ZM103 235V234H102ZM134 235H132V236H134ZM159 235V234H158ZM158 235H155V236H158ZM164 235H165V232H164ZM251 235H255V234H251ZM2 236V235H1ZM0 236V237H1ZM5 236V235H4ZM4 236H2V238L4 239ZM14 236V235H13ZM32 236V235H31ZM44 236H46L45 234H44ZM53 236H54V234H53ZM96 236H98V235H96ZM169 236V235H168ZM250 236V235H249ZM5 237H7V236H5ZM60 237V236H59ZM59 237H58V239H59ZM63 237V236H62ZM62 237H61V239H62ZM100 237V235L98 236V238ZM130 237H131V235H130ZM251 237V236H250ZM255 237V236H254ZM253 236L251 237V238H254ZM18 238V237H17ZM25 238H26V236H25ZM45 238V237H44ZM56 238H57V236H56ZM73 238V239H72ZM163 238H164V236H163ZM171 238H172V235H171ZM6 239V238H5ZM14 239V238H13ZM21 239H23V237L21 238ZM27 239V238H26ZM47 239V238H46ZM51 239H52V237H51ZM57 239V240H58ZM160 239H162V238H160ZM170 239V238H169ZM255 239H257V238H255ZM35 240H36V238H35ZM43 240V239H42ZM131 240V239H130ZM151 240V241H150ZM168 240V239H167ZM246 240V241H245ZM248 240H249V238H248ZM251 240V239H250ZM0 241H3L2 239H0ZM8 241H10V239L8 240ZM13 241V240H12ZM15 241H16V239H15ZM24 241H25V239H24ZM23 241V242H24ZM55 241V240H54ZM53 241V242H54ZM60 240H58V242H59ZM11 242V241H10ZM8 243V244H6L7 246V248H6V252L8 251V250H12V249H10L11 248V243ZM19 242V241H18ZM25 242H29V241H25ZM41 242V241H40ZM49 242V241H48ZM52 242V241H51ZM165 242H167V241H164V243ZM168 242H170V240L168 241ZM250 242V241H249ZM258 242V241H257ZM31 243H33L34 244V242L33 241H31ZM44 243V242H43ZM57 243V242H56ZM242 243H244L243 245H242ZM13 244V243H12ZM15 244V243H14ZM23 243H21L20 245H22ZM38 244V243H37ZM40 244V243H39ZM45 244V243H44ZM49 244V243H48ZM59 244V243H58ZM249 244H251V243H249ZM248 244V242H247V244L246 245H249ZM0 245H2L1 244V242H0ZM31 245V244H30ZM60 245V244H59ZM12 246H14V245H12ZM17 246V245H16ZM16 246L15 247H13V248H15L14 249V251L16 250ZM27 246V245H26ZM25 246V247H26ZM36 246V245H35ZM43 246H45V245H43ZM46 246H47V244H46ZM52 244H51V247H50V249L52 248ZM57 246V245H56ZM244 247V249H243V247ZM20 247V246H19ZM30 247V246H29ZM29 247H27V248H29ZM32 247V246H31ZM37 247V246H36ZM162 247H163V249H162ZM166 247V246H165ZM250 247V246H249ZM1 248V247H0ZM42 248V247H41ZM40 247L38 248L39 249V251H38V253L34 256V257H32V258H28V259H26L25 257V259H23L22 258V261H23V263H25V264H38V263H40V264H44L45 262H46V259L44 260H41L40 259V249H41ZM48 248H49V245H48ZM54 248V247H53ZM103 248H105V249H103ZM159 248L160 249H162V250H160L159 251ZM170 248H172V249H170ZM32 249H33V247H32ZM55 249V248H54ZM53 249V250H54ZM102 249L104 250L103 252H102ZM166 249H167V247H166ZM25 250H28V249H26L25 248ZM36 250V249H35ZM42 250H43V248H42ZM165 250V249H164ZM18 251V250H17ZM20 251V250H19ZM30 251H33V250H30ZM48 251H50V252H53V251H51V250H49L48 249ZM58 251V250H57ZM56 251V252H57ZM252 251L250 250L249 252H251V254H253L252 253ZM2 252V251H1ZM49 252V253H50ZM55 252V251H54ZM5 253V252H4ZM12 253V252H11ZM22 253V252H21ZM21 253H19V254H21ZM49 253H47V254H49ZM161 253V252H160ZM196 253V257H194L195 254ZM13 254V253H12ZM11 254V255H12ZM17 254V253H16ZM19 254H18V257H19ZM47 254H45V255H47ZM3 255V254H2ZM10 255V252H7V254L5 255L6 256V258H5V261L4 262H6L5 264H15L14 262H13V260H12V256ZM22 255V254H21ZM29 255H34V254H29ZM44 255V256H45ZM17 256V255H16ZM25 256H27L26 254H25ZM43 256V255H42ZM49 256V255H48ZM0 257H1V255H0ZM15 257V256H14ZM13 257V258H14ZM23 257V256H22ZM156 257H158L157 259H156ZM250 257V256H249ZM255 257V256H254ZM4 258V257H3ZM48 258V257H47ZM252 259H253V256L251 257ZM18 259H21V258H18ZM139 259H141V261H139ZM162 259V260H161ZM250 259V258H249ZM251 260V259H250ZM1 261V260H0ZM16 262H19L18 260H15ZM21 261V260H20ZM44 261V262H43ZM157 263H156V262ZM159 261V262H160ZM246 261H248V260H246ZM21 263V262H20ZM246 263V262H245ZM247 263H249V262H247ZM17 264V263H16ZM19 264V263H18ZM46 264V263H45ZM162 264V263H161ZM243 264V263H242ZM256 264H257V262H256ZM262 264V263H261Z\"/></svg>",
	"mask_w": 264,
	"mask_h": 264
}]
</instances>
